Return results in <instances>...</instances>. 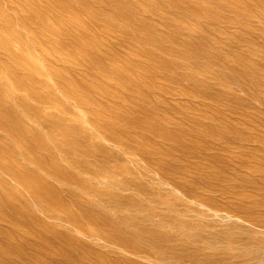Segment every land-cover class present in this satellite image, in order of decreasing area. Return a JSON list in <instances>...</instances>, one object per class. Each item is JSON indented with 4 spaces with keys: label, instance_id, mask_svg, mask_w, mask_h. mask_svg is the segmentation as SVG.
Listing matches in <instances>:
<instances>
[{
    "label": "rangeland",
    "instance_id": "obj_1",
    "mask_svg": "<svg viewBox=\"0 0 264 264\" xmlns=\"http://www.w3.org/2000/svg\"><path fill=\"white\" fill-rule=\"evenodd\" d=\"M4 2H5V6H6V8H8V9H16V10H19V9H17V8H20V7H22V5H24L27 1L30 3V4H33V6H35V7H37V8H39V9H41V13H42V15L41 16H44V18L46 17L47 18V20L48 21H45L46 23H38L40 26H38V27H36V25H35V27L34 26H30V28L28 27V28H22L24 31L26 30L27 32H24L22 29H20V28H17L18 26H14V27H5V26H2V20H1V18L2 17H0V89H1V87H2V90L4 91V92H1L0 93V100H1V103H0V109L2 110V111H0V122L2 121V123H0V135H1V137L0 138H3L2 137V135L4 136V138H5V136H6V139H2L3 141H5L6 143L4 144L3 143V141H1V139H0V162H2L1 163V165H0V182L2 183H0V191L2 192H0V194H3V193H7L6 195L5 194H3L4 196H6V197H3V195H0V199H2L1 201L3 202H0V229H1V231L2 232H0V239H2V238H7V239H9V240H4V239H2V240H0L1 242H0V259L2 260V262H1V260H0V264H73V262H74V264H109L108 262H110L111 264H156V256H155V254L154 255H152V252H151V255L149 254V252H150V250H147L146 249V247H140V246H143V244H141V245H137L136 247L134 246V249H132V248H129V246H128V248L127 249H129L130 250V252L131 251H135V253L136 252H138V249L140 248V250H139V253H136V255L135 254H132L133 256H134V258H132L131 257V255H130V252H128L127 253V250H126V247L127 246H124V245H122V244H120V243H118L119 245H117V244H115V246H118L117 248V250H116V248L113 246V247H111L112 246V244L111 243H113L112 241H111V239H115V236H113L114 234H115V232H116V238H117V235L119 236V238H117V241H121V240H123L122 238H126L125 239V241H128L129 242V239L130 238H128L126 235H124V234H121V230H120V233L119 232H117V230L119 229V228H116V230L115 229H113V228H111V227H109L108 228V230H107V228H102V226L100 227V226H98L99 225V222H100V220H96V221H93L94 219H96L95 217H96V215L95 214H97V213H101V210L103 209L104 211H106V210H109V209H111V208H108L107 209V207L105 208V206L104 205H98L97 207L96 206H93L94 208H93V212H97V213H93L91 210H92V206L90 207L91 208V210H90V208L88 209V204L86 205V203H85V206L87 207V208H84V200L85 199H83L82 197H81V195L82 194H86L87 196H88V194H89V196H91L90 198H93L92 200H94V201H102L101 199H103L104 197V195L103 194H101L102 193V191L103 192H105V193H107V191H111L112 193H114V194H118V195H122V196H134V197H137V198H142V200L144 199V197L142 196V195H144L145 196V203H147V208L148 209H152V212L153 211H155L156 213L155 214H157L158 213V217H160V215L162 214V217H166L165 215H167L168 217H171L172 218V216H173V218H176V219H179V220H181V219H183V220H185V221H187V220H190V218L192 219V218H194V216L193 215H195L196 214V212L194 213V211L193 210H197V208H198V206L196 205V204H190V203H188V202H185L183 199H182V197H189V198H191V199H195L197 202H200V203H203V204H205V205H213L212 203H211V201H212V197L215 199V200H217L219 203H222L221 205H222V207L223 208H227V209H231L230 211H231V213H233V212H236V213H233V214H235V216H237V217H239V216H241V217H239V218H241V220L242 221H244V222H246L245 220H250V219H252V220H250L251 222H254L253 221V219H257V218H262V219H264V217H261V216H264V215H262V214H264V212H262V211H264V185H262V184H260L261 182H264V179H262V178H264V177H260V174L259 175H255V177H257V176H259V177H257V178H259V179H256V178H254V174L253 173H255L254 172V170H257V169H259V170H261L262 169V167H264V146H261V143H262V145H264V141H260V142H258L259 140H262V139H264V137H261V136H264V134H259V133H264V127H262L261 125V127L259 126V125H257V124H260V122H262V123H264V120H262V119H264V117H262V116H264V102H261L262 100H264V97H262L261 95H264V92H262V91H264V90H261L262 88L261 87H264V86H262V85H264V83H262V82H264V80H262V78H264V76H262V75H264V74H262V72H264V71H261V70H264V69H262V68H264V65H262V64H264V62H262L261 60H260V57H259V55L261 56V55H264V50H261L260 51V49H264V47H262V46H264V44H262V42L261 41H264V39H262V40H260L261 38H264V33H260V31L262 30V32H264V28H262V27H264V26H262V25H264V23H262V22H264V21H261L260 19L261 18H264V15H261L260 16V14H264V11H262V10H264V9H262V8H264V4H262V3H260L261 1H259V0H251V1H253L252 3H251V1L250 0H245V1H249L248 3H246L245 1H243V0H237V2H235L236 0H234V2H232L233 0H218V1H216V0H213V1H215V2H211V0H204V2L202 1V0H184V2H183V5H186V6H183L184 8L182 9V1H181V5H178L177 6V4H180V2H179V0H178V2L179 3H177V0H173L174 1V3L176 2L177 4L175 5V6H177V7H180L179 9L181 10L180 12H179V10H175V8H174V10H172L173 8L171 7H169V9H168V7L167 6H165V4H166V2H170L169 0H167L166 2H165V0L163 1H160V3H162V5L161 6H163V7H165L166 9H164L163 7H159L158 9L161 11L162 10V12L165 14V15H167L168 14V12H167V10L169 11V17H171V15L173 14L172 12L174 11V14H175V16L176 15H178V18L176 17V20H174L175 19V16H174V18L173 17H171L170 18V20H171V22H170V20L168 19L169 17H168V15L166 16V20H165V18H164V21H166V22H163L162 21V19H161V22H160V20L158 19V17H157V15H153L152 16V14H147V12H145V13H142L139 9H135V10H128V12H127V10L126 9H124V8H120V9H123V11L122 10H120V12H118L119 10H118V6H116V5H114L113 4V2H112V0H14V1H16V2H14V1H12L13 3L11 4L10 3V0H7V1H9V2H7L6 0H3ZM45 1V2H44ZM49 1H50V3H49ZM57 1V2H56ZM80 3H79V2ZM91 1V2H90ZM135 1H137V2H139V3H137L138 4V6L139 5H141V6H149V7H147V8H149L150 9V7H152L151 9H150V12L151 11H153L154 9H156L157 10V7H158V5H160V3H158V4H155V7H154V3H156V2H153L152 3V1H150L149 3L148 2H144L143 0H135ZM154 1H156V0H154ZM159 1V0H158ZM172 1V0H171ZM173 1L171 2L172 4H174L173 3ZM209 1V2H208ZM219 1H220V3H219ZM229 1V3H227ZM240 1V2H239ZM60 2V3H59ZM165 2V3H164ZM193 2V3H192ZM196 2V3H195ZM201 4H200V3ZM216 2H217V5H218V3H219V6L221 5V2L225 5V6H222V10H223V12H222V10H220V8H219V10L220 11H218V7L219 6H217V5H215L216 4ZM239 2V3H238ZM242 2V3H241ZM245 2V3H244ZM256 2H259V3H256ZM262 2H264V1H262ZM49 3V4H48ZM57 3V4H56ZM107 3V4H106ZM164 3V4H163ZM170 3V4H171ZM188 3V4H187ZM211 3H215L214 4V6H212V4ZM255 5V7L256 8H254V7H252V5ZM52 4V5H51ZM104 4H106V5H104ZM152 4H153V6H152ZM169 3H167L166 5H168ZM209 4V5H208ZM231 4H235L234 6L233 5H231ZM239 4V5H238ZM241 4H243V5H245V6H243V8L245 7V9L246 8H248V6H249V9L250 8H253V9H250V10H248V9H246V10H248V12L250 13V12H252L251 10H253V11H255L256 9H258L257 11H255L254 12V14L252 13V15L250 14V17H248V18H246V17H242L243 16V13H242V11L240 10L239 11V7L240 8H242L241 6ZM257 4H260V5H257ZM10 5V6H9ZM50 5V6H49ZM157 5V6H156ZM188 5H190V6H188ZM201 5H203V6H206L205 7V9H204V7L203 6H201ZM251 5V6H250ZM0 6L2 7V6H4V3L2 2V0H0ZM45 6V7H44ZM49 6V7H48ZM93 6V7H92ZM102 6V7H101ZM114 6V7H113ZM198 6H201V7H198ZM237 7L236 9H234V7ZM262 6V7H261ZM154 7V8H153ZM212 7V8H211ZM223 7H225V10H226V12H230L231 10V14L229 13V14H227L226 12H225V10L223 9ZM116 10H115V9ZM162 8V9H161ZM200 8V9H199ZM204 9V11H203V9ZM208 8H209V10L210 9H213V11H209L208 10ZM8 9L5 11V9H3L2 11L4 12V14L3 15H1V16H6V14L8 15L9 14V12H8ZM47 9V10H46ZM75 9V10H74ZM262 9V10H261ZM103 10V11H102ZM105 10V11H104ZM115 10V11H114ZM164 10V11H163ZM166 10V11H165ZM199 10V11H198ZM201 10H202V12L203 13H201ZM216 10V11H215ZM237 12H235V11ZM125 11V12H124ZM132 11H133V15L131 14L132 13ZM172 11V12H171ZM207 11H209L208 13H204V12H207ZM216 13H215V12ZM8 12V13H7ZM68 13V15H67V13ZM135 12V13H134ZM139 12H141V13H139ZM211 12V13H210ZM217 12H219V14L221 15V14H224V16L223 15H221L222 17H219L218 15V13ZM225 12V13H224ZM260 12V13H259ZM56 13V14H55ZM83 13V14H82ZM138 13V14H137ZM167 13V14H166ZM172 13V14H171ZM200 13H201V15H203V14H206V15H203L202 16V18H201V15H200ZM240 13H242V14H240ZM257 15H259V16H257ZM259 13V14H258ZM52 15V17H51V15ZM112 14L114 15V16H112ZM128 14V15H127ZM134 14H135V16H134ZM190 14V15H189ZM195 16H194V15ZM207 14H208V16H209V18H207ZM211 14H212V17L213 16H216V17H213V18H216L215 20H213V19H211L212 17H210L211 16ZM237 14H240V15H236ZM58 15V16H57ZM67 15V16H66ZM92 15H94V17L92 16ZM127 15V16H126ZM149 16V18H150V23H151V25H153V26H142V28H140L141 27V25H140V23L138 24V22L140 21V19L139 20H137L139 17L141 18V16H142V18H141V20L143 19V17L144 18H146L147 16ZM151 15V16H150ZM193 15V16H192ZM255 15V16H254ZM23 16H25L26 17V15H25V13H23V14H21L20 16H18V20H17V22H20V21H22L21 19H22V17ZM137 16V17H136ZM182 16V17H181ZM228 16V17H227ZM244 16H246V15H244ZM253 16V17H252ZM64 17V18H63ZM133 17H135V18H137V19H134ZM184 17H186V18H184ZM255 17H256V20H254L255 19ZM258 17H260V18H258ZM88 18H90V19H88ZM148 17H147V19H149ZM153 18V19H152ZM160 18V17H159ZM195 18H197V19H195ZM206 20H205V19ZM222 18H224V19H222ZM230 18V19H229ZM252 20V22H254L255 24L253 25V23H250L251 22V20ZM252 18H254V19H252ZM67 19V20H66ZM121 19V20H120ZM146 19V20H147ZM156 19H158V20H156ZM190 21L191 20V22H189L188 20ZM220 20L221 21V23H223L224 24V22H222L223 20L224 21H226V22H228V20H225V19H229V22H231V21H233V20H231V19H234L235 20V23L233 22V24H230L229 23V25H226V24H224V25H226L225 27H224V25L223 24H221L219 21L217 22V20ZM244 19V20H243ZM249 19V20H248ZM51 22H50V21ZM72 20H75V21H78V24L79 25H71L70 23L72 22ZM116 20V21H115ZM143 20H145V19H143ZM154 22V20H156L155 22L158 24L157 26L159 27V24H164V23H166L165 24V26L164 27H166V25L167 26H169V28L168 29H165L164 27H162V26H160V28L162 27V28H164V29H162V31L164 30V31H167V32H162L161 33V31H158V34H159V36L160 37H163L161 40H160V37L159 36H157V34L156 35H154V32L153 31H155V32H157V30H161L160 28H158V27H156L154 24H153V22ZM169 20V21H168ZM179 20V22L180 23H183V21H184V23L183 24H185V27L182 29V28H179L176 24H175V22H177ZM185 20H187V21H185ZM195 20V21H194ZM208 20H210V22L208 21ZM262 20H264V19H262ZM114 21V22H113ZM135 21H137L136 23H137V25H135L136 23H135ZM172 21H173V25H171L172 24ZM182 21V22H181ZM195 23V25H194V23ZM248 21H250V22H248ZM258 21H260V23L258 22ZM16 22V21H15ZM113 22V23H112ZM134 24H133V23ZM197 22V23H196ZM198 22H201V23H204V25L203 24H200L199 23V25H198ZM237 22V23H236ZM170 23V24H169ZM239 23V24H238ZM262 23V24H261ZM16 24V23H15ZM53 24V25H52ZM191 24H193V26L192 27H190V25ZM206 24L208 25V26H206ZM213 25V26H211V25ZM238 24V25H237ZM244 24H247V25H244ZM257 24V25H256ZM259 24V25H258ZM110 25V26H109ZM114 25V26H113ZM171 25V26H170ZM217 25H218V27L220 28L221 27V29H219L218 30V28H217V30L221 33V35H220V33L218 32V31H216V29H214V28H216L217 27ZM233 25V26H232ZM260 25H261V27H260ZM79 26V27H78ZM82 26L84 27V28H82ZM173 26H175V28H174V30L173 31H175L176 30V28H178L176 31H177V34H175V32L173 33V31H171L172 30V28H173ZM199 26V27H198ZM206 26V27H205ZM210 26V27H209ZM214 26H216V27H214ZM229 26V27H228ZM232 26V27H231ZM244 26V27H243ZM245 26H246V28H245ZM250 26V27H249ZM255 26V27H254ZM259 28H257V27ZM107 27V28H106ZM188 27V28H187ZM194 27H196V28H194ZM200 29V30H204V27H205V30L206 31H204L203 32V30L202 31H200L198 28ZM201 27V28H200ZM212 27V28H211ZM227 27V28H226ZM102 28V29H101ZM150 28H152V29H150ZM154 28H155V30H154ZM156 28H158L157 30H156ZM167 28V27H166ZM193 28V29H192ZM226 29V31H228V32H230V33H228V34H226V35H228V36H230L229 34H231V36L233 37V34H234V36L235 37H242V36H239V35H243L244 36V39H246L245 37L247 36L246 34H251V35H248V37H247V39L246 40H248V39H251V40H249V42H250V46L252 47H250L249 46V48L247 47L246 48V46L247 45H245V44H242V45H244L243 46V48L242 47H240L239 48V46L237 45L238 43L236 42V41H233L232 43H235L236 42V44H231V43H229V45L227 44L228 42H226V44L225 45H223L224 43H221V41L223 42L224 41V39H221V38H224V35H225V33H227V32H225L224 30H222V29ZM231 28H232V30H231ZM260 28H261V30H260ZM31 29V30H30ZM35 29V30H34ZM110 29V30H109ZM129 29V30H128ZM145 29H146V31H145ZM182 29V30H181ZM191 29V30H190ZM211 29H213V32H212V30ZM228 29V30H227ZM230 29V30H229ZM235 29H237V30H235ZM255 31H254V30ZM1 30H2V32H1ZM97 30H99V31H97ZM131 30V31H130ZM249 30V31H248ZM30 33H29V32ZM45 31V32H44ZM127 31V32H126ZM132 31H134V32H132ZM142 31V32H141ZM179 31V32H178ZM215 31H216V34H215ZM222 31V32H221ZM234 31H235V33H234ZM236 31H237V33H236ZM240 31H242V32H240ZM145 32V33H144ZM148 32H149V34H148ZM168 32H170V33H168ZM173 34H175V35H173ZM197 34H196V33ZM207 32V33H206ZM210 34H209V33ZM232 32V33H231ZM245 32V33H244ZM256 32H258V33H256ZM24 33H26V34H29L28 36H25V34ZM122 33V35H117V34H121ZM133 33H135V34H133ZM161 33V34H160ZM167 35H166V34ZM180 33H182L183 34V36H184V38H183V36L180 34ZM192 33V34H191ZM203 33V34H202ZM204 33H206V34H204ZM213 33V34H212ZM218 33V34H217ZM222 33H224V34H222ZM253 33H256L259 37L257 38V35L256 34H254L255 35V37L258 39V41L260 40V42H261V45H260V42H258L257 40H256V38H253L254 37V35H253ZM260 33V34H259ZM33 36H32V35ZM111 34H112V36H111ZM125 34H128V35H125ZM153 34V38L154 39H152L151 38V35ZM163 34H164V36H163ZM179 34V35H178ZM186 36H185V35ZM202 36V38L199 36ZM207 34H209L210 35V39H212V41H210V40H207V39H209V38H207ZM165 35L167 36V37H165ZM168 35H171V36H168ZM192 35V36H191ZM203 35H205V37H203ZM214 35H218V37H220V38H217L216 36H214ZM253 35V36H252ZM95 36V37H94ZM116 36H117V38H116ZM127 36V37H126ZM139 36V37H138ZM157 36V37H156ZM182 38H181V37ZM223 36V37H222ZM250 36H251V38H250ZM27 37H29V38H27ZM134 38L132 41H131V39L130 38ZM188 37V38H187ZM191 37H193V38H191ZM200 37V38H199ZM215 37V38H214ZM32 38V39H31ZM110 38V39H109ZM140 38H142V41H139V39ZM165 38V39H164ZM173 39V40H168V39ZM176 38V39H175ZM204 38L206 39V40H204ZM216 38H217V40H216ZM253 38V39H252ZM27 39H29V40H27ZM112 39V40H111ZM143 39L146 41V40H148L149 42H145V41H143ZM189 39V40H188ZM191 39H192V41H191ZM221 39V40H220ZM100 40V41H99ZM115 40V41H114ZM141 40V39H140ZM164 40V41H163ZM178 40V41H177ZM187 41V42H189V41H191L192 43H196V44H193L192 45V43L191 42H189V44H187V42H185V41ZM197 42H196V41ZM201 40V41H200ZM203 40L204 41H206L205 43L203 42ZM216 40V41H215ZM99 41V42H98ZM117 41V42H116ZM131 41V42H130ZM150 41H151V43H150ZM170 41H174L173 43L172 42H170ZM182 41V42H181ZM212 42V44L210 43V42ZM257 41V42H256ZM16 44H15V43ZM33 42V43H32ZM53 42V43H52ZM56 42V43H55ZM125 42V43H124ZM139 42H141V43H144L145 42V44L147 43V45H145V44H141V43H139ZM166 42H168V43H166ZM186 44H185V43ZM203 42V43H202ZM207 42L209 43V44H207ZM216 42H217V47L219 46V44H220V46L219 47H221V48H223V50L225 49L226 50V48L227 47H225L226 45L227 46H229L228 48H227V50H229L228 52L227 51H222L221 50V48L219 49V47H218V49H216L217 50V52H215L216 50H214L215 49V47L216 46H214L213 44H215L216 45ZM220 42V43H219ZM254 44H253V43ZM108 44V45H106V44ZM159 43V44H158ZM181 43V45H179ZM5 44H7L8 45V47H10V48H12V50L13 51H15V54H18L16 57H14V58H12V59H6L5 57H4V46H5ZM27 44V45H26ZM55 44L57 45V47L55 46ZM94 44V45H93ZM136 44H141L142 45V47H138ZM148 44H150V45H148ZM174 44H175V46L177 47H175L174 46ZM177 44V45H176ZM205 44H207V45H205ZM222 44V45H221ZM4 45V46H3ZM12 45H14V46H12ZM19 46V47H21V49H19V47H17V46ZM54 45V46H53ZM111 45V46H110ZM113 45V46H112ZM136 45V46H135ZM167 45V46H166ZM178 45H179V47H178ZM182 45H183V47H182ZM191 45V46H190ZM195 45H197V46H195ZM209 45V46H208ZM213 46L212 48L213 49H211V48H209V47H211V46ZM232 45V46H231ZM235 46V48H233L232 50H231V48L232 47H234ZM236 45L238 46V48L236 47ZM241 45V44H240ZM33 46V47H32ZM106 46V47H105ZM108 46V47H107ZM144 46V47H143ZM167 47L166 48V50H165V48L164 47ZM180 46L182 47V48H185L184 50H182V48L180 49ZM193 46H195V47H197V49L196 48H193ZM201 46V47H200ZM207 46V47H206ZM225 48H224V47ZM31 47V48H30ZM97 47V48H96ZM105 47V48H104ZM118 47H120V48H118ZM163 47V48H162ZM186 47H187V51H186ZM260 49H259V48ZM262 47V48H261ZM14 48H15V50H14ZM25 48H27V49H25ZM34 48V49H33ZM59 48V49H58ZM107 48H110L112 51H110L109 49L107 50ZM116 48H118V49H120V50H118V49H116ZM153 48V49H152ZM170 48V49H169ZM190 48H191V50L192 49H195V52L196 53H193V55H192V53H190L191 51H190ZM255 48H257V49H255L256 51H257V53H254V52H256L254 49ZM149 49V50H148ZM189 49V50H188ZM202 49V50H201ZM237 51L238 49H242L243 51L244 50H246L245 52H244V56H242V54L243 53H241V51H237L238 52V57H242L244 60H248L247 62H245L244 63V65L243 66H245V67H241L240 65H237L234 61H235V57H237V54L235 55V53H237L235 50ZM247 49L249 50L248 52H247ZM22 52H21V51ZM97 50H101V53L100 52H97ZM174 50V51H173ZM200 50L202 53H204L205 52V50H206V52L204 53V55H202L201 54V52L199 53L198 51ZM231 50V51H230ZM252 52H251V51ZM34 51V52H33ZM110 51V52H109ZM127 51V52H126ZM137 51V52H136ZM159 51V52H158ZM170 51V52H169ZM214 53H213V52ZM242 51V52H243ZM258 51H260V53L258 52ZM24 52V53H23ZM31 53L30 54V56H29V54L28 53ZM129 52V53H128ZM168 52V53H167ZM186 52V53H185ZM188 52V53H187ZM194 52V51H193ZM239 52L241 53V55L239 54ZM252 54H251V53ZM28 55H27V54ZM54 53V54H53ZM126 53V54H125ZM174 53V54H173ZM190 53V54H189ZM206 53H209V55H214V56H212V57H214V58H211V60L208 58V56H207V54ZM218 55H216V54ZM219 53V54H218ZM225 56V57H227V59L229 58V60H231V61H228V60H226V63L224 64V65H227V66H223L222 64V62H225L222 58H221V55L222 54ZM227 53H229V54H227ZM230 53H231V55H230ZM234 53V54H233ZM248 53V54H247ZM195 54L196 55H198L197 57L195 56ZM202 55V57H203V59H202V57H201V55ZM227 54V55H226ZM232 54L235 56H233V57H231L232 56ZM250 54H251V56H250ZM27 55V56H26ZM42 55V56H41ZM111 55V56H110ZM193 57H192V56ZM229 55H230V57H229ZM249 55V56H248ZM166 56V57H165ZM253 56H255V57H253ZM32 57V58H31ZM112 57V58H111ZM136 57V58H135ZM139 57V58H138ZM177 57V58H176ZM196 57V58H195ZM198 57H200L199 59H198ZM217 57H218V59H217ZM256 57H257V59H256ZM38 58H39V60L41 59V62H42V64L39 62V60H38ZM47 58V59H46ZM160 58V59H159ZM222 59V62H220V60ZM252 58H255V59H252ZM1 59H3V60H1ZM35 59H37V60H35ZM119 60L118 61V63H117V60ZM138 59V60H137ZM179 59H181V60H179ZM220 62V63H218L217 62V60ZM233 59V60H232ZM47 60V61H46ZM127 60V61H126ZM163 60V61H162ZM209 60L211 61V62H213L212 64H211V62H209ZM214 60V61H213ZM255 60V61H254ZM76 61V62H75ZM116 61V62H115ZM171 61V62H170ZM251 62V63H248V62ZM40 63L41 65H42V67H38L37 65H38V63ZM128 62V63H127ZM136 62V63H135ZM203 62H205L206 64H203ZM231 62L233 63V66H232V64H231ZM256 62V63H255ZM70 63V64H69ZM117 63V64H116ZM200 63L201 64H203L202 65V67L200 66ZM209 63V64H208ZM219 65H218V64ZM222 63V64H221ZM230 63V64H229ZM246 63H248V65L249 64H253L254 65V70L252 71V73L254 72L255 74H253L254 75V77L256 78V79H254V77H253V79L252 80H250L251 78H252V74H250V72H248V69H247V67L246 66H248ZM262 63V64H261ZM8 64V65H7ZM121 64V65H120ZM145 64V65H144ZM192 66H191V65ZM220 64L222 65V67L220 66ZM259 64H261V65H259ZM4 65V66H3ZM53 65H55V66H53ZM185 65V66H184ZM209 65V66H208ZM211 65H213L212 67H211ZM214 65H215V67H214ZM229 65H230V67H233V68H231V70H233V71H230L229 70V72H231V74H229V72H228V68H230L229 67ZM235 65V66H234ZM135 66V67H134ZM188 66H191V67H189V68H191L192 69V67L194 68V69H192V70H194V72H192L191 73V69H189L188 68ZM196 66H199V67H197L196 68ZM218 66H220V67H218ZM240 66V67H239ZM261 66H262V68H261ZM74 67V68H73ZM128 67V68H127ZM139 67V68H138ZM206 67V68H205ZM209 67L211 68V70H209ZM224 67H225V69H224ZM228 67V68H227ZM235 67V68H234ZM237 67H239V68H237ZM258 67V68H257ZM260 67V68H259ZM42 68L44 69L43 71H42ZM81 68V69H80ZM184 68V69H183ZM196 68V69H195ZM202 68V69H201ZM220 68H222V69H224V70H227V72L226 71H224L223 72V70L222 69H220ZM242 68V69H241ZM139 69V70H138ZM142 69V72L140 71ZM188 69V70H187ZM212 69H214V71L212 70ZM237 69V70H236ZM244 69H246V70H244ZM16 70V71H15ZM87 70V71H86ZM137 70V71H136ZM190 70V71H189ZM203 72H202V71ZM222 70V71H221ZM239 70V72H240V74L241 75H237L236 73H238L239 74V72H237ZM78 71V72H77ZM144 71V72H143ZM154 73H153V72ZM200 71V72H199ZM218 71H221V73H218L217 75L215 74V73H217ZM242 71V72H241ZM63 72V73H62ZM146 72V73H145ZM152 72V73H151ZM160 72H162V73H160ZM225 72H226V74H229L228 76L226 75V78H225V80H223L224 78H222L221 80H217L216 78H219V77H221L220 76V74H224L225 75ZM234 72V73H233ZM259 74H258V73ZM18 73V74H17ZM191 73V74H190ZM194 73H196V74H194ZM202 73V74H201ZM212 73V74H211ZM257 73V74H256ZM49 75V77H50V79L48 78V76L47 75ZM139 74V75H138ZM152 74V75H151ZM154 74H156V76L154 75ZM199 74L202 76V75H204V76H199ZM213 74H215V76H216V78H214V75ZM222 74V75H223ZM233 74H235L234 76H233ZM243 74V75H242ZM250 74V75H249ZM76 75H79L78 77L76 76ZM85 75H87V76H85ZM138 75V76H137ZM158 75V76H157ZM193 75V76H192ZM210 75H211V78L214 80H212V79H210ZM213 75V76H212ZM247 75H249V76H247ZM256 75V76H255ZM260 75H261V78H259L260 77ZM47 76V77H46ZM77 78H76V77ZM144 76V77H143ZM161 76V77H160ZM192 78H191V77ZM197 76H198V78L199 79H201V83H197ZM230 76H232V77H230ZM237 76V77H236ZM247 77V78H250V76H251V78L250 79H246V81L244 80V78L243 77ZM257 76H259V77H257ZM31 77V78H30ZM38 77V78H37ZM81 77V78H80ZM121 79H120V78ZM225 77V76H224ZM235 77V78H234ZM240 77H241V79H240ZM245 77V78H246ZM46 78H48V79H46ZM83 78V79H82ZM112 78V79H111ZM190 78H191V80H190ZM194 78V79H193ZM207 78H209L211 81L210 82H212L211 84H210V82H209V80L207 79ZM229 78H233L234 79V81L236 80V78H238L239 80H237V81H235V83H233V79H230V81H227V80H229ZM27 79V80H26ZM121 81H120V80ZM145 79V80H144ZM169 79V80H168ZM196 79V80H195ZM257 79H260V80H262V81H260V80H257ZM31 80H36V82L38 83V81L40 82V84L43 86H41V85H37V84H33V81H31ZM51 80H52V84H51ZM83 80V81H82ZM223 80V81H222ZM242 80L245 82L244 83V85H243V83H242ZM247 80H249L248 82L249 83H247ZM50 81V82H49ZM149 81H151V83L149 82ZM163 81V82H162ZM217 81V82H216ZM222 82V84H219L218 82ZM232 81V89H231V86L230 85H228V82H231ZM239 81H241V82H239ZM26 83V84H24V83ZM45 82V83H44ZM47 82V83H46ZM95 82V83H94ZM118 82V83H117ZM148 82V83H147ZM153 82V83H152ZM167 82V83H166ZM209 82V84H207ZM215 82H216V84H215ZM220 82V83H221ZM224 82H225V84H224ZM236 82H237V85H236ZM260 83V85L258 84V83ZM21 83H23V84H21ZM30 83V84H29ZM32 83V84H31ZM34 83H35V81H34ZM44 83V84H43ZM55 83V84H54ZM252 83V84H251ZM253 83L254 84H256V85H258V87H256L255 85H253ZM28 84V85H27ZM46 84V85H45ZM84 84V85H83ZM121 84H122V86H121ZM141 84V85H140ZM143 84V85H142ZM147 84V85H146ZM148 84H150V87H148ZM151 84L153 85V86H151ZM212 84H214V85H212ZM234 84V85H233ZM248 85V84H251L252 86H254L252 89L254 90V88H255V91H256V89H258L259 88V90H257L256 92V94H255V91H253L251 88H250V90H249V87H251L250 85H249V87L247 86L246 87V85ZM44 85H45V87H44ZM81 85V86H80ZM99 85V86H98ZM106 85V86H105ZM140 85V86H139ZM202 85H207V86H205V87H207L206 88V90L207 91H205L204 89H205V87L203 88V90H204V92H203V90H202ZM226 85H228L227 86V88H226ZM241 87H240V86ZM23 86V87H22ZM28 87V89H27V87ZM37 86V87H36ZM61 88H60V87ZM104 86V87H103ZM108 86V87H107ZM210 86V87H209ZM219 86V87H218ZM236 86H238L237 87V90L238 89H242L243 88V86H244V88L241 90V91H243L242 93H240L241 91H237L236 90ZM261 86V87H260ZM24 87H25V92L23 91V89H24ZM40 88V90H38L39 88ZM123 87V88H122ZM200 87V88H199ZM215 87V88H214ZM240 87V88H239ZM246 87V88H245ZM23 88V89H22ZM36 88V89H35ZM43 88V89H42ZM45 88V89H44ZM48 88L50 89V91L51 92H49V90H48ZM118 88V89H117ZM160 88V89H159ZM218 88V89H217ZM229 88V89H228ZM235 88V89H234ZM31 89H32V91H34L35 93V99H34V94L32 95V91H31ZM41 89H42V91H43V93L41 92ZM198 89V90H197ZM199 89H200V91H199ZM215 89L219 94H216V91H215V93H212V95H211V92H214L213 90ZM246 89H248V90H246ZM29 90H30V93L29 94H27L28 92H29ZM46 90V91H45ZM98 90V91H97ZM105 90V91H104ZM141 90V91H140ZM179 90V91H178ZM219 90V91H218ZM40 91V92H39ZM48 91V92H47ZM60 94H58L57 92ZM103 91L104 93H101V92ZM142 91L144 92V93H142ZM151 91V92H150ZM189 91H191V92H189ZM249 91V92H248ZM258 91H260V92H262V94L260 95L261 97H262V100H261V97H260V99H259V94H260V92H258ZM24 92V93H23ZM32 92V93H31ZM110 92V93H109ZM146 92V93H145ZM194 92V93H193ZM196 92V93H195ZM206 92V93H205ZM210 92V93H209ZM221 92H224V94L223 93H221ZM227 92H228V95H230V93L229 92H231V94L233 95V93H235L236 92V94H234L233 96L232 95H230V96H227L226 94H227ZM239 92V93H238ZM252 93L253 95H255V98L257 99H255L254 98V96L250 93L249 95L248 94H245V93ZM40 93V94H39ZM47 93H49V95H50V93H51V96H48L47 95ZM95 93V94H94ZM113 93H114V95H113ZM122 93V94H121ZM136 93V94H135ZM203 93H205V95L203 94ZM30 94L32 95V96H30ZM38 94V95H37ZM42 94H44V95H42ZM46 94V95H45ZM105 94V95H104ZM156 94H158V97H157V95ZM162 96H161V95ZM165 94V95H164ZM191 94V95H190ZM193 94H194V96L196 97H193ZM202 94H203V96H202ZM207 94V95H206ZM215 96H214V95ZM238 94V96H236V98H232V97H235V95H237ZM242 94L244 95V98H245V100L244 101H242V98H243V96H242ZM42 95V96H41ZM54 95H56V97L54 96ZM96 95V96H95ZM117 95H119L120 96V99H119V97L118 98H116V96ZM208 95L210 96L209 98H208ZM218 95H220V96H218ZM227 96V97H229V98H227V97H224V96ZM239 95H241V97L242 98H240L239 97ZM247 95V96H246ZM253 96L252 98L251 97H248V96ZM57 96L59 97V99L57 98ZM126 96H128V98L126 97ZM133 96V97H132ZM155 96V97H154ZM159 96H160V98H159ZM213 96V97H212ZM218 96V100L216 99V97ZM221 96H223L222 98H221ZM31 97V98H30ZM33 97V98H32ZM51 97V98H50ZM53 97V98H52ZM82 97V98H81ZM126 97V98H125ZM144 97V98H143ZM203 97V98H202ZM219 97H220V99H219ZM239 97V98H238ZM37 98V99H36ZM49 98V99H48ZM125 98V99H124ZM164 98V99H163ZM188 98V99H187ZM198 98V99H197ZM207 98V99H206ZM225 98L226 99H228V100H225ZM232 98V99H231ZM238 98V99H237ZM51 99V100H50ZM65 99V100H64ZM129 99V100H128ZM141 99V100H140ZM205 99V100H204ZM236 99V100H235ZM258 99L260 100L259 102H260V104L262 103V105H260L259 104V102H257L258 101ZM81 100V101H80ZM85 100V101H84ZM107 100L109 101V102H107ZM136 100H137V102H136ZM144 100V101H143ZM225 100V101H224ZM239 100H241V101H239ZM114 101L116 102L115 104H114ZM122 101V102H121ZM188 101V102H187ZM194 101H195V103H194ZM199 101L201 102V103H199ZM205 101V102H204ZM207 101H209V102H207ZM213 101H214V103L216 104L217 102V104H216V106H214L215 107V109L213 108V105H215L214 103H213ZM226 102V101H228L227 103H229V101H230V103H232L233 104V106L231 107V106H229L228 105V109L229 108H233L234 106L236 107V106H238L239 105V107H242V105H244V107H245V105H246V107H245V109L244 110H246V108H248V110L247 111H245V112H243L242 110V108H244V107H242V108H239V107H237V108H239L238 110H237V108H233L234 110L232 111L233 113H231V110L232 109H229V110H227L226 108H227V103H225V105L226 106H223L224 104L222 103V102ZM233 101H236V102H233ZM237 101H239L240 103H238ZM255 101V102H254ZM54 102V103H53ZM60 102V103H59ZM62 102H64V103H62ZM74 103V105H73V103ZM111 102H113V103H111ZM120 102V103H119ZM131 102V103H130ZM136 102V103H135ZM253 102V103H252ZM62 103V104H61ZM67 103V104H66ZM110 103V104H109ZM123 103V104H122ZM130 103V104H129ZM135 103V104H134ZM147 103V104H146ZM164 103H168V104H165V105H163ZM177 104V106H176V104ZM187 105H186V104ZM189 103H190V105H189ZM199 103V104H198ZM212 103H213V105H212ZM234 103H237L236 105L234 104ZM242 103V104H241ZM18 104H20V105H18ZM108 104V105H107ZM119 104L121 105V107H123V106H127L128 108H132V109H128L126 106L124 107V109H122L120 106H119ZM138 104V105H137ZM197 104H198V107H197ZM207 104V105H206ZM209 104H211L210 106H209ZM223 104V105H222ZM30 105H32V106H30ZM65 105V106H64ZM69 105V106H68ZM113 105V106H112ZM116 105H117V108H116ZM133 105V106H132ZM223 106L222 108H224V107H226L224 110L223 109H221V107H219L218 108V106ZM241 105V106H240ZM7 106V107H6ZM76 106L78 107V109L76 108ZM110 106H112V108L113 107H115V108H111ZM135 106H139L138 108L137 107H135ZM172 106V107H171ZM174 106H175V109L173 110L172 108H174ZM195 106V107H194ZM70 107V108H69ZM144 107V108H143ZM171 108V110H170V108ZM206 107V108H205ZM208 107V108H207ZM8 108H9V111H8ZM41 108H42V110H41ZM110 108V109H109ZM129 110V112H128V114H127V109ZM134 108V109H133ZM136 108V109H135ZM142 108V109H141ZM180 108V109H179ZM210 108V109H209ZM212 108V109H211ZM252 109V112L254 111L255 113L258 111V110H260V111H258L256 114H254V112L252 113V115H253V117H254V120L255 121H250V118H248V117H250V115H247V113H249V110L250 109ZM261 108V109H260ZM10 109H12V110H14V112L15 113H9V112H11V110ZM24 109V110H23ZM38 110V112L39 111H43L42 113L41 112H39V113H41V114H37L38 112H37V110ZM82 110L81 111V113L83 114L82 116L83 117H80V112L78 111V110ZM115 109H117V111L115 110ZM121 111H119V110ZM139 109V110H138ZM195 109V110H194ZM203 109H205V110H203ZM217 109H219L218 110V112L219 111H221V112H219V113H217L218 115H215V116H217V117H215L214 116V114H216L215 112H217ZM241 109V110H240ZM254 109V110H253ZM74 112L73 114L71 113L72 111ZM124 110H126V111H124ZM145 110V111H144ZM164 110V111H163ZM189 111L188 113H186L187 111ZM193 110V112H191ZM211 110V111H210ZM45 111V112H44ZM46 111H48V112H50V115L52 116V118H51V116H48L49 115V113L48 112H46ZM55 113H54V112ZM70 111V112H69ZM77 111H78V113H77ZM115 111V112H114ZM146 111H148V112H146ZM166 111V112H165ZM176 111V112H175ZM198 112V113H196V112ZM230 112L231 113V115H230V113L228 114V113H226L227 114V116H228V118H231V120L232 119H234L235 117V120H232V122H231V120H230V122H231V124H230V122H229V120H227V116H226V114H225V112ZM240 111V112H239ZM13 112V111H12ZM53 112V113H52ZM67 112V113H66ZM113 112L114 113H116V114H113ZM119 113V115H118V113ZM170 112H173V113H170ZM184 112V113H183ZM199 112L201 113V114H199ZM203 112V113H202ZM208 113V117H210V120H211V122H209L210 120H209V118L207 117V115H206V113ZM242 112L244 113V114H242ZM29 113V114H28ZM100 113V114H99ZM122 113V114H121ZM154 113V114H153ZM220 113H221V115L223 116V114H224V116L222 117L221 115H220ZM235 113V114H234ZM241 113V114H240ZM260 113H261V115H260ZM27 114L28 115H30V114H34L33 116H27ZM35 114H37L38 116H36ZM43 114V115H42ZM44 114H45V116H44ZM48 114V115H47ZM55 116V114H57V116H59L58 118H60L59 120H58V118L57 119H54L53 118V115ZM165 114V115H164ZM189 114H191V115H193V116H195V114H197L196 116H198V119H197V117H193V116H191V115H189ZM245 114H246V117H245ZM41 115H42V117L44 118H42L41 117ZM89 115V116H88ZM106 115H108V116H106ZM199 115H201V118L199 117ZM204 115H206V117L208 118V120L209 121H204L203 119H205V116ZM210 115V116H209ZM239 117H238V116ZM242 115H244V118L246 119V121H245V119H242L243 117H242ZM252 115H251V120H253L252 119ZM258 115H260V116H258ZM13 116V118H14V120L16 119V121H17V123H13L12 124V122H11V124L8 122L7 123V120L9 119V117H12ZM48 118H47V117ZM63 116V117H62ZM64 116H65V118H64ZM77 116V117H76ZM110 116H111V118H110ZM118 117V119L116 118L115 119V117ZM135 116V118H134V120H132L133 119V117ZM170 116V117H169ZM191 118H190V117ZM212 116H214V117H212ZM226 116V117H225ZM257 118H260V117H262L260 120H256V117ZM30 117H33L32 119L30 118ZM61 117H62V119H63V122L65 121L67 124H69L68 123V120H69V122H71L72 123V120H74L75 121V123H76V125L78 124L79 126H83L84 128H86V130L83 132L84 133V135L85 134H87V135H85V136H83L82 135V132L80 133V132H78L77 130H75L76 129V125H72V124H75L74 123V121H73V123L72 124H70V129H69V127H68V125H66L65 124V122L62 124V125H64L65 126V128H64V126H62L60 123H62L61 121H62V119H61ZM86 117V118H85ZM89 117V118H88ZM113 117V118H112ZM124 117H127V122L126 123H128V127H126L127 125H125L124 123H125V121H123L125 118ZM128 117H130V119L132 120V122L131 121H128L129 119H128ZM139 117V118H138ZM144 118V119H142V118ZM173 119H172V118ZM186 117V118H185ZM219 117H220V120H221V124H223L222 122H224L223 120L224 119H226V122H229V124L231 125H229V124H223V129H226V130H228V131H226V132H223V131H225V130H223L222 131V127L220 126V128H219V125H221L220 124V122H216L215 120H217V119H219ZM241 117V118H240ZM5 118V119H4ZM29 118V119H28ZM56 118V117H55ZM83 118V119H82ZM122 118V119H121ZM182 118V119H181ZM215 118V119H214ZM222 118V119H221ZM22 119H23V123H22ZM31 119V120H30ZM33 119H34V121H33ZM111 119V120H110ZM142 119V120H141ZM147 119L149 120V121H147ZM162 119V120H161ZM38 120V121H37ZM39 120H40V123H39ZM42 120L44 121V123L42 122ZM58 120V121H57ZM88 120V121H87ZM91 120V121H90ZM102 120V121H101ZM136 120H139V121H142L141 123H143V124H140L139 123V121L138 122H136ZM144 120V121H143ZM168 120V121H167ZM174 120V121H173ZM27 121V122H26ZM46 121H49L48 123L46 122ZM85 121V122H84ZM89 122V123H87V122ZM94 121H96V122H98V123H100L98 126H97V124H96V122H94ZM111 121V122H110ZM115 121V122H114ZM119 121H121V123H122V121H123V125L125 126V128H124V126L119 122ZM133 121H135V122H133ZM145 121H147V123L145 122ZM219 121V120H218ZM233 121H234V123H233ZM250 121V122H249ZM26 122V123H25ZM36 122V123H35ZM41 122H42V124H41ZM52 122V123H51ZM112 122H114V123H112ZM145 122V123H144ZM168 122V123H167ZM171 122V123H170ZM194 123V125L192 124V123ZM198 122V123H197ZM226 122H224V123H226ZM237 122V123H236ZM243 122V125H244V128H243V126L242 127H238V126H240V124ZM244 122H245V124H244ZM248 122V126H247V123ZM259 122V123H258ZM22 123V124H21ZM24 123L25 124H28L29 126H31V128L33 129V130H37L36 132H38V134H40L39 132H42V134H40L39 136H41L42 138H44V140L47 142L46 144H48V146L46 145V148L47 147H51V149L50 150H52L53 152H51L48 148V150L50 151V153H51V155H53V153H54V155L53 156H51L48 152H45V151H48L46 148L44 149V148H42L43 150H45V151H43L42 149H38V148H36L35 149V147L32 145V143L30 142V140H28L27 138H24L25 140L27 139V141H25V140H23V137L21 138V133L23 132H25V129L23 128V126L22 125H24ZM39 123V124H38ZM50 123V124H49ZM86 123H87V125H86ZM94 123V124H93ZM101 123H102V125H101ZM116 123V124H115ZM120 125H119V124ZM129 123L131 124L132 123V125H135V128L137 129V131H136V133L134 132L136 129L133 127V129H132V127L131 126H129ZM134 123V124H133ZM138 123V124H137ZM184 123H186L187 125H185L184 126ZM196 123H197V125H196ZM200 123L203 125V127L204 126H206V127H204V129L205 130H203L204 131V135L206 136H204L203 134H201L202 135V137H201V135L199 136V138H198V140H197V138H195L197 135H199L200 133H202V132H200V131H202L201 129H203L202 127L199 129V125H200ZM218 123V124H217ZM233 123V124H232ZM252 124V127H253V129H251L250 128V132L248 131V130H245L246 129V127L245 126H247V127H250L251 126V124ZM257 123V124H256ZM4 124H6V128L4 127ZM46 124L48 125H50V127H49V125L47 126V127H49L48 128V130H47V127H46ZM53 124H55V125H53ZM57 124V125H56ZM88 124H89V127H88ZM108 124V125H107ZM112 124H113V126H112ZM149 124V125H148ZM158 124H159V126H158ZM161 124V125H160ZM168 124V125H167ZM176 124H178V125H176ZM191 124V125H190ZM238 125V126H235V125ZM12 125V126H11ZM32 125H33V127H32ZM44 127H43V126ZM52 125V126H51ZM61 125V126H60ZM94 125V126H93ZM105 125H107V127L106 128H104L105 127ZM139 125L141 126V127H139ZM155 125V126H154ZM174 125V126H173ZM193 125V126H192ZM201 125V126H202ZM217 125H218V128H217ZM225 125H226V128H225ZM15 126H16V128H15ZM40 126H41V128H40ZM54 126V129L53 128H51V127H53ZM55 126H58L59 128H61V127H63V128H61V129H56V131H55V128H58V127H55ZM147 126V127H146ZM152 126V128L150 129V127ZM155 128H154V127ZM156 126H158V127H161L160 128V130H159V128H158V132L157 133H155L157 130H155L156 129ZM162 126H164V127H162ZM169 126V127H168ZM190 129H188L187 127ZM191 126V127H190ZM199 126V127H198ZM209 126H210V128H209ZM211 126H212V129H214V132L212 133V131L213 130H211ZM258 126V127H257ZM13 127V128H12ZM18 127V128H17ZM20 127V128H19ZM43 127V128H42ZM114 128V129H112V128ZM147 128V129H145V128ZM215 127V128H214ZM230 127V129H228ZM231 127H234L233 129H231ZM237 127V128H236ZM31 128H30V130H31ZM67 128V129H66ZM75 128V129H74ZM78 128V127H77ZM99 128V129H98ZM109 128V132L106 130V129H108ZM154 128V133H153V131H152V129ZM180 128V129H179ZM185 128V129H184ZM193 128V129H192ZM240 128H241V130H242V128H243V131L241 132V130H240ZM257 128L259 129V130H257ZM16 129V130H15ZM43 129V130H42ZM47 130V133L46 132H44V131H46ZM51 129V131L50 132H52L53 131V133H51L50 134V132H49V130ZM92 129V130H91ZM120 130L121 132H118V131H116V130ZM127 129H129V130H127ZM130 129H132V130H130ZM150 129V130H149ZM187 129V130H186ZM193 130V132L196 134V133H198L197 135H195L193 132H192V130ZM211 130V132H209V131H207V130ZM215 129H216V131H215ZM217 129L219 130L220 129V131H217ZM249 129V128H248ZM255 129H256V131H255ZM10 131V132H8V131ZM22 132H21V131ZM59 130H60V133H59ZM111 130H113V132L111 131ZM125 130V131H124ZM134 130V131H133ZM163 131V133H164V136L162 135L163 133H162V131ZM194 130H196V131H194ZM200 130V131H199ZM229 130H231V131H233L232 132V135L233 134H237L238 136H231V134H230V132L231 131H229ZM234 130H236L235 131V133H234ZM255 131L254 133H255V135H253L254 133H253V131ZM3 131H5V133L3 132ZM64 131H66V133L64 132ZM134 132L135 134H139V136H138V134H137V136L135 135V137H134V134H131L132 132ZM145 131V132H144ZM152 131V132H151ZM259 131V132H258ZM62 132V133H61ZM68 132V133H67ZM76 132L78 133L77 135H76ZM100 132V133H99ZM105 132H107V133H105ZM127 132V133H126ZM161 132V133H160ZM167 132V133H166ZM172 132V133H171ZM174 132H175V134H174ZM188 132H189V134H188ZM223 132V133H222ZM7 133V134H6ZM22 133V134H23ZM63 133H65V134H63ZM126 133V134H125ZM129 133V134H128ZM151 133V134H150ZM153 133V134H152ZM183 133V134H182ZM226 133V134H225ZM230 135H229V134ZM240 133H242L241 135H239ZM245 133H248V134H252L251 135V137H250V135H248V134H245ZM55 134H57V135H55ZM68 135V136H71V138H75V137H77L78 139H79V141L81 140L82 141V146H80L79 144L78 145H75V146H73V147H71V150H70V148H65V145H64V148L63 147H60L59 146V149H58V147H56L57 145H60V144H57V140L58 139H60L61 137H63V136H59V135ZM114 134H115V136H114ZM119 134V135H118ZM121 134H122V136H121ZM124 134V135H123ZM158 134V135H157ZM161 134V136H159ZM208 134H212L211 136H213V137H211L210 135H208ZM215 136H214V135ZM217 134H219V135H217ZM248 135V136H244V135ZM257 134H259V138L258 137H256L257 136ZM13 135V136H12ZM19 135V136H18ZM52 137V140H54V139H56V138H54L53 139V136H56L57 137V140L55 141V142H52V140L50 139V137ZM74 135V136H73ZM133 135V136H132ZM143 135V136H142ZM155 135H157V136H155ZM172 135H174V136H172ZM187 135V136H186ZM194 135V136H193ZM223 135L225 136V137H223ZM83 137V138H81V137ZM92 136V137H91ZM127 136V137H126ZM146 137V139H145V137ZM208 136L210 137V138H208ZM240 136L242 137L241 139H240ZM244 136V137H243ZM17 137V138H16ZM60 137V138H59ZM85 137H86V139H85ZM87 137H89V138H91V139H88ZM102 137V138H101ZM110 137H112L113 139L114 138H116V137H118V140H111L112 138H110ZM133 137V138H132ZM160 137H165V138H160ZM175 137V138H174ZM218 137L221 139H223V140H226V144L224 143V142H222L221 140H219L218 139ZM236 137H238L239 138V140L236 138ZM41 138V139H42ZM50 140H49V139ZM100 138V139H99ZM122 140H121V139ZM128 140H127V139ZM158 138H160V139H158ZM259 140H258V139ZM103 139V141H101ZM119 139L122 141H119ZM139 139H143V140H139ZM158 139V140H157ZM167 139V140H166ZM171 139H173V140H171ZM181 139H184V140H182V142H181ZM213 139H214V141H213ZM235 139H237V140H235ZM252 139V140H251ZM254 139H256V140H254ZM15 141V143H14V141ZM19 140V141H18ZM20 140H21V142H20ZM113 141V143L111 142V141ZM126 140V141H125ZM131 140H135V142L133 141V143L134 144H132V142H131ZM199 140H200V142H199ZM206 140V141H205ZM241 140H243V141H241ZM258 140V141H257ZM7 141H10L9 143L11 144H8L7 143ZM22 141H23V143H22ZM44 141V142H45ZM85 143H84V142ZM89 141H91V142H89ZM95 141H98L99 143H100V146L99 145H95V144H99V143H96ZM104 141H106V143H104ZM116 141V142H115ZM130 141V142H129ZM158 141V142H157ZM160 141H162V142H160ZM165 143H164V142ZM188 143H187V142ZM231 142V145H233V148H231L232 146L230 145V143L229 142ZM253 141H255V143L253 142ZM29 142V143H28ZM118 142H120L119 144H118ZM160 142V143H159ZM168 142V143H167ZM209 142V144L207 145L206 143H208ZM216 142H219V143H216ZM237 142H238V144H237ZM251 142V143H250ZM258 144H257V143ZM13 143V144H12ZM26 144V146H25V144ZM52 143V144H51ZM89 145H88V144ZM90 143H92V144H90ZM95 143V144H94ZM111 145H110V144ZM126 143H128L126 146H125V144ZM136 143V144H135ZM140 143V144H139ZM183 145H181V144ZM214 143V144H213ZM223 143V144H222ZM259 143H260V145H259ZM55 144H57L56 146H55ZM86 144H87V147H86ZM103 144H104V146H103ZM131 144V145H130ZM142 144V145H141ZM159 144V145H158ZM167 144H169V145H167ZM210 144H212V145H210ZM217 145L218 146V150L216 149V147L217 146H213V145ZM225 144V145H224ZM234 144H235V146H234ZM9 145H10V147H9ZM18 145V146H17ZM21 145V146H20ZM54 145V146H53ZM95 145V146H94ZM107 145V146H106ZM109 145V146H108ZM118 145V146H117ZM119 145H120V147H119ZM130 145V146H129ZM133 145V147L134 146H136V147H134L133 149H134V151L132 152V148H129V147H131ZM139 145V146H138ZM144 145L145 146H147V147H144ZM153 145L155 146L156 145V148L157 147H159V148H157V150H156V148L155 147H153ZM163 145H165V146H163ZM169 146V147H167V146ZM171 145V146H170ZM246 145V147L244 148V146ZM251 145V146H250ZM5 146V147H4ZM14 146H15V148H14ZM24 146H25V148H24ZM98 146V147H97ZM103 146V147H102ZM137 146H138V151H137ZM140 146H142L144 149H142V147H140ZM213 146V147H212ZM226 146V147H225ZM236 146H239L240 148H242V150L238 147H236ZM7 147V148H6ZM9 147V148H8ZM55 147L57 148V149H55ZM86 149H84V148ZM116 147V148H115ZM166 147V148H165ZM170 147H171V150H174L175 151V149H176V153H177V150L179 151V154H181L182 153V155H179V154H175V152H173V151H171L170 150ZM179 147V148H178ZM228 147H230V149L228 148ZM249 147V149L248 150H251V151H248V150H246L247 148ZM254 148V149H251V148ZM259 149H258V148ZM4 148H6V150L4 149ZM17 148V149H16ZM34 148V149H33ZM53 148V149H52ZM60 148H61V150H60ZM62 148H63V152H64V149H68L67 151L65 150V154H63V152H62ZM72 148H75V151H73L74 149H72ZM129 148V149H128ZM153 148V149H152ZM182 148H184V149H186V151L184 150V149H182ZM191 148H193L192 150H191ZM199 148V149H198ZM211 148V149H210ZM228 148V149H227ZM236 148L237 149H240V151H238L237 152V150H236ZM257 148V149H256ZM2 149V150H1ZM9 149V150H8ZM20 149V150H19ZM28 149H29V151H28ZM37 149L39 150V154H37L36 152H37ZM76 149H78V150H82V151H85V153L84 152H82V151H78V150H76ZM88 149H93L92 151L94 152H92V151H90V150H88ZM95 149V150H94ZM117 149V150H116ZM146 149H147V152H146ZM199 150V155L197 156L196 154H194L193 155V153L192 152H194V153H197V152H195V151H197V150ZM205 150V151H203V150ZM13 152H12V151ZM16 150V151H15ZM101 150V151H100ZM120 150V151H119ZM142 150V151H141ZM148 150H149V152H148ZM170 152H169V151ZM227 150V151H226ZM236 150V151H235ZM254 150V151H253ZM258 150V151H257ZM261 150V152H259ZM5 153H4V152ZM9 151V152H8ZM17 151H19V152H17ZM30 151H31V153H30ZM36 151V152H35ZM100 151V152H99ZM108 152V153H106V152ZM188 151L190 152V153H188ZM201 151H203V153H201ZM223 151H224V153H223ZM248 151V152H247ZM41 152V153H40ZM44 152L46 153V154H44ZM68 152V153H67ZM69 152H72L73 154H72V156L74 155V157H75V154H76V157L78 158H74V157H72V156H70L69 155ZM93 154V156H96L95 158H97V156H98V158L100 159V161L102 162V164H101V162L100 161H98V160H96L95 158H93V156L90 154ZM97 152V154H95ZM134 152H135V154L137 155H135L134 154ZM142 152H144V153H142ZM155 152V153H154ZM187 153V154H185V153ZM219 152H221V153H219ZM229 153V152H231V153H229L228 155H226L225 153ZM240 152V153H239ZM244 152H246V153H248V156H247V154L246 153H244ZM252 152H254V153H252ZM22 155H21V154ZM29 153L31 154V155H29ZM47 153L49 154V156H48V158L46 157L47 156ZM80 155L81 154V157H79L78 156V154ZM99 153V154H98ZM103 153V155L105 156V157H103V155H101ZM110 153L112 154V156H110ZM116 153L117 154H119V155H116ZM127 153V154H126ZM152 153V154H151ZM156 153H158L157 154V156H156ZM185 155H184V154ZM235 153H237V154H235ZM256 153H258V154H256ZM15 154L16 155H18L19 154V157H18V159H16L17 157L15 156ZM35 154V155H34ZM41 154V155H40ZM57 156H56V155ZM63 154V155H62ZM67 154V155H66ZM86 154H89V155H86ZM139 154H140V156H139ZM142 154V155H141ZM169 154H171V156L169 155ZM173 154V155H172ZM192 155V156H194L195 158H193L192 156L191 157H189V155ZM206 154V156H205V158H207V157H210V158H208V159H205V158H203L204 157V155ZM214 156H213V155ZM231 154H233V156L231 155ZM255 155L256 157H254L253 155ZM4 155H5V157H4ZM8 155H9V157H8ZM33 155H34V157H33ZM36 155H38L39 156V158H38V161L40 162V163H38L37 162V157H36ZM45 155V156H44ZM65 155V156H64ZM136 157H134V156ZM164 155V156H163ZM166 155V156H165ZM188 155V156H187ZM216 155H218V156H216ZM239 155H241L240 157L242 158H244L245 160H247V161H244L243 159L242 160H240L241 158L240 157H238ZM252 155V156H251ZM259 155V158H260V155L262 156V158H258L257 156ZM8 158H7V157ZM11 156H12V158H11ZM60 156H62V157H60ZM69 156V157H68ZM99 156H101V157H99ZM113 156H115V157H113ZM177 157V159H175V157ZM178 156H179V160H181L182 162H178ZM201 156H203L202 158H201ZM216 156V157H215ZM221 156H227L228 158H230L229 160H228V158L226 157V159H225V157H221ZM237 156V157H236ZM249 156L252 158H258V160H257V162L260 160L261 162H256L255 164L254 163H252V162H254V161H256V159L254 160V159H249ZM14 157H16V158H14ZM22 157V158H21ZM40 157H41V160H40ZM54 158V157H57V158H54V159H52V158ZM67 157L69 158V159H67ZM87 159H89V160H87ZM106 157H108V159L106 158ZM119 157V158H118ZM137 157H139V158H137ZM185 157H187V158H185ZM199 157H200V159H199ZM235 157V158H234ZM47 158V159H46ZM51 158V159H50ZM61 158V159H60ZM71 158V159H70ZM81 158H83L82 160H81ZM127 158V159H126ZM131 159L130 161L128 160V159ZM144 158V159H143ZM188 158H190V159H195V160H197V158H198V161L200 162V161H206L207 163L211 160V158H212V160L209 162V165H207V166H204V164H202V166L199 164V162H198V164L197 165H199V167H197V168H199L197 171H196V169L197 168H194V166L196 167V165L194 164V163H197V162H194L195 160H189ZM213 158H215V161H214V159ZM216 158L218 159V161L216 160ZM220 158V159H219ZM10 159V160H9ZM12 159H15L16 161H18L17 163H19V161L21 162V160L20 159H22V162L20 163V165L19 164H17L16 163V161H13ZM24 159L26 160V161H24ZM46 159V160H45ZM48 159H49V161L51 160V162H49L48 161ZM59 160V161H57V162H55V160ZM74 159V160H73ZM90 159H92V160H90ZM170 159H172V160H170ZM189 160L188 161V163H186L187 162V160ZM222 159V160H221ZM31 160V162H29ZM34 160H36V162L34 161ZM63 160V162H61ZM69 160H71V165L69 166ZM77 160V161H76ZM96 160V161H95ZM104 160H107L108 162H105ZM111 160H114V161H111ZM119 160V161H118ZM123 160H126L127 161V165H125L124 167L123 166H121L122 164L124 165L125 163H121V162H123ZM150 160H151V162H150ZM173 160H174V163H176V164H174V163H172L173 162ZM209 160V161H208ZM240 160V161H239ZM251 161V163H249L248 161ZM24 161V162H23ZM32 161H34V164L35 165H33V162ZM49 163H48V162ZM89 161V162H88ZM116 161H118V163L120 164H117V162ZM135 161V162H134ZM184 161H185V163H184ZM222 161H223V166L221 165V163H222ZM10 162H11V164H10ZM27 162V163H26ZM44 162H46V165H45V163ZM54 162V163H53ZM65 162V163H64ZM75 162H77V163H75ZM96 162V164H94ZM114 164H113V163ZM125 162V161H124ZM130 162H131V165L129 166V164H130ZM205 162V163H206ZM217 162H218V164H217ZM232 162H236V163H232ZM25 165V163H26V165H27V167H26V165L24 166L23 164ZM30 163H32V164H29ZM38 163V164H37ZM56 163H57V165L59 164V166H61V165H63L64 167H62L61 166V168H63L65 171H66V176L69 178H66L65 180H64V178H65V176L63 177L62 176V178L60 177V176H57V175H55V174H53L54 172L53 171H55L56 172V170H57V168L59 169V167H57L56 166ZM82 163V165H84V164H86V166H84V167H81L80 168V164ZM88 163H90V164H88ZM100 164L102 167H104V166H109V167H112L113 165L116 167V168H114V167H112V169L110 168V169H106V167L103 169L101 166L99 167L98 166V164ZM105 163V164H104ZM129 163V164H128ZM143 163V164H142ZM151 165H149V164ZM219 163H220V165H219ZM232 163V164H231ZM237 163H239L238 164V166L236 167V165H237ZM243 163V165H245V164H249V165H246L245 167L247 168L246 169V173H247V175H248V177L250 178V179H253L252 181H254V182H256V180H257V182H258V180L260 181V182H258L257 184L258 185H260L259 187H260V189H259V191H256V190H254V189H251V188H247V192H245L246 191V189L244 190V191H241V190H237V192H235V191H233V189L232 188H228V186H225V187H223V188H220L219 189V193H220V195L221 194H223V192H224V194H225V190L227 191V193H226V196L228 195V196H231V197H229L230 199L228 200H224V199H220L219 198V194L217 193V195L218 196H216V194L215 193H213V192H209V191H206V188H204V186L205 187H210L211 185L213 186V184H216V180H215V178L216 177H214L215 175H213L212 174V176H213V179H210V178H212V176H211V173H215V174H217V173H219L221 170V172L220 173H222L223 172V170H224V173H225V171H226V173H227V176L228 175H230V173H233L234 175L233 176H236L237 174V177H239V176H241L242 174H244V170H245V168L243 169V167L241 168L240 167V165ZM43 164H44V166H43ZM48 164H49V166H48ZM73 164H75V166L77 167H79V168H76V169H74V165ZM78 164V165H77ZM88 164V165H87ZM92 164H94V166L95 165H97V166H95L96 168H94V166L92 165ZM108 164H110V165H108ZM153 164L157 167V168H155V167H153ZM157 164V165H156ZM162 164V165H161ZM180 164V165H179ZM191 164V165H190ZM193 164V165H192ZM210 164L212 165H215V167H213V165L211 166L212 168H213V170L212 169H210V167H208V166H210ZM224 164H227V165H224ZM234 164H236V165H234ZM255 165L256 166V168H254L255 166H253V165ZM258 164V165H257ZM262 164V165H261ZM2 165H3V168H4V170H5V168L7 169V172L9 173V176H10V180L11 179H14V181L16 182L15 184H13L12 182H14L13 180H11V182H10V180H7L8 178H9V176L7 175V172H6V175H5V172H4V170L2 169ZM13 165V166H12ZM22 165V166H21ZM37 165H38V167H40L39 169H38V167H37ZM40 165V166H39ZM55 165V166H54ZM81 165V166H82ZM135 165V166H134ZM176 168V169H174V167ZM190 165V166H189ZM206 165V164H205ZM253 166V167H251V166ZM47 166V167H46ZM54 167V168H52V167ZM91 166H93V168L94 169H91ZM161 166V167H160ZM177 166H180V167H183L182 169H185V170H183V172H182V170H180L179 169V167L177 168ZM193 166V167H192ZM217 166V167H216ZM228 168H233L231 171L229 170V172H228V170H226L227 169V167ZM230 166V167H229ZM260 166V167H259ZM33 168L34 167V169L36 170V172H35V170H29V168ZM50 167V168H49ZM56 167V168H55ZM118 167H119V169L121 168V170H120V172H118ZM131 168V171H133V172H129V170L128 169H130ZM136 169H134V168ZM186 167V168H185ZM204 167H208V169H210V170H208L207 168H204ZM218 167H220V168H222L221 170H220V168L218 169ZM9 168V169H8ZM28 168V169H27ZM31 168V169H32ZM85 168V169H84ZM99 168V169H98ZM103 169L102 171L100 170V169ZM114 168V169H113ZM127 169L126 171L124 170V169ZM137 168H139V169H137ZM144 168V169H143ZM158 168H160L161 170H164L163 172H160V171H157L158 170ZM194 170L195 169V171L197 172H194L192 169ZM203 169V170H200V169ZM217 168V169H216ZM230 168V169H231ZM239 168V169H238ZM248 168H251V169H249V170H252L253 171V175L252 174H250V172L249 171H247L248 170ZM17 169V170H16ZM41 169H42V174L40 173V171H41ZM50 169V170H49ZM56 169V170H55ZM70 172H72V173H70L69 174V171ZM84 169V170H83ZM118 169V170H117ZM154 169V170H153ZM172 169H174V170H172ZM189 169H190V171L193 173L192 175H189L191 172L189 171ZM207 169V170H206ZM243 169V170H242ZM254 169V170H253ZM53 170V171H52ZM77 170V171H76ZM82 170V171H81ZM105 170H107V172L105 171ZM111 170H114L116 173L118 172V173H120L119 174V177H117L118 176V174H116V173H114V171H113V173L115 174V175H113V173H111L112 171ZM117 170V171H116ZM122 170H124V172L125 173H123V171ZM141 170H142V172H141ZM166 170H168V171H166ZM172 170V171H171ZM175 170H177V171H181V172H176ZM201 171V173H205V174H202L203 176V178L202 177H200V175H201V173H200V171ZM235 170H238L239 172L241 171H243L242 172V174H241V172L239 173L238 171H236L235 172ZM17 171V172H16ZM79 171V172H78ZM81 171V172H80ZM145 173H144V172ZM154 171V172H153ZM188 171L190 172L189 174H188ZM198 171H199V176H198ZM203 171V172H202ZM251 171V172H252ZM258 171V170H257ZM35 172V173H34ZM38 172H39V174L40 175H38ZM83 172H86V173H83ZM106 172V173H105ZM109 172V173H108ZM167 172H169V173H167ZM176 172V173H175ZM185 172V173H184ZM187 172V173H186ZM207 172V173H206ZM210 172V173H209ZM2 173H3V175H2ZM46 173V174H45ZM94 173V174H93ZM103 173V175H100V174H102ZM132 175H131V174ZM153 174V176H152V174ZM167 173V174H166ZM172 173V174H171ZM176 175H180V177H178V176H176ZM229 173V174H228ZM256 173H259V172H256ZM16 174V175H15ZM24 174H26L27 175V179H26V175L24 176ZM45 174V175H44ZM74 174L76 175V176H74ZM81 174V175H80ZM90 174V175H89ZM110 174H111V176H110ZM197 174V175H196ZM207 174V176H205ZM208 174L211 176H208ZM236 174V175H235ZM4 175H5V177H4ZM44 175V176H43ZM47 175L48 176H50L51 177V179H50V177H47ZM70 175H72L71 177H70ZM84 175V176H83ZM92 175H95V176H92ZM97 175V176H96ZM136 175V177H134ZM157 175V176H156ZM168 175V176H167ZM185 176V177H187L186 179L183 177V176ZM196 175V176H195ZM232 175V174H231ZM252 175V176H251ZM82 176V178H80ZM103 176V177H102ZM129 176H130V178L131 179H129ZM140 178H139V177ZM149 176H152V177H149ZM159 176V177H158ZM182 176V177H181ZM189 176L191 177V178H189ZM205 176V177H204ZM252 178H251V177ZM261 176H264V175H261ZM8 177V178H7ZM45 177H47L45 180H44V178ZM59 177V178H58ZM78 177V178H77ZM98 177H100V178H98ZM101 177L103 178V179H101ZM147 177H149V179H146ZM170 177V178H169ZM3 178V179H2ZM5 178H6V180L7 181H5ZM25 178V179H24ZM29 178H30V180H29ZM49 178V179H48ZM55 178H58V182H56L57 180H54ZM74 178H76V181L74 180ZM86 180H88V181H86ZM91 180H90V179ZM94 178H96V179H94ZM127 178V179H126ZM135 180H133V179ZM152 178H154V179H152ZM161 178L163 179V180H161ZM169 178V180H167ZM171 178H173V179H171ZM175 178L176 179H178L177 181L179 182V180H183V179H185L184 181H180L179 183H175L176 181H175ZM188 178H189V180H188ZM200 179V180H202V182L201 181H198V180H196V179ZM204 178L206 179L207 178V180H204ZM21 179V180H20ZM40 180L41 182V184L39 183V181L38 180ZM62 179V180H61ZM68 179V180H67ZM79 179H81V180H84V181H86V183H88V184H92L93 186H94V190H84L82 187H81V183H78L77 184V181L79 180ZM98 179V180H97ZM138 179V180H137ZM165 179V180H164ZM190 179L192 180V181H190ZM196 181H195V180ZM256 179V180H255ZM27 180H29V182L27 181ZM53 180V181H52ZM63 180L65 181L63 184H62V186H61V183L63 182ZM69 182V184H67L68 182ZM122 180H127V182H123ZM129 180H130V182H129ZM150 180H151V182H150ZM214 180V181H213ZM8 181H9V184H7L8 183ZM48 181H49V183H48ZM52 181V182H51ZM70 181H72L73 183H71ZM91 183H90V182ZM122 181V182H121ZM132 181V182H131ZM155 181V182H154ZM169 181H173V183L172 182H169ZM189 183H191V182H193V183H191V184H189ZM195 181V182H194ZM199 182V183H196V182ZM31 182V183H30ZM67 182V183H66ZM76 182V183H75ZM93 182V183H92ZM166 182H168V183H166ZM181 182H183L184 184L183 185H179V184H181ZM204 182V183H203ZM205 182H207V183H205ZM11 183V184H10ZM44 183V184H43ZM129 183H131V184H129ZM134 183V184H133ZM188 183V184H187ZM208 183H212L211 185L209 184L208 185ZM16 184H17V186H19V187H17L16 186ZM32 184V185H31ZM51 184V185H50ZM52 184H54V185H52ZM59 184V185H58ZM75 184H77V185H79L78 187L77 186H75ZM95 184H96V187H95ZM139 184V185H138ZM142 184L144 185V187L146 186V187H148V189L150 190V192H149V190L146 188V189H144V187H142ZM176 184V185H175ZM197 184H198V186H199V184H200V187L199 188H196L194 185H196L197 186ZM4 185V186H3ZM9 185H11L12 187H14L15 189H13L12 187H10ZM24 185V186H23ZM34 185V186H33ZM44 185V186H43ZM50 185V186H49ZM65 185H66V187H65ZM128 185V186H127ZM155 185V186H154ZM161 186V187H159V186ZM166 187H165V186ZM170 185V188H171V190H170V188L168 187ZM175 187H174V186ZM185 185L187 186V187H185ZM202 185V186H201ZM56 186H58V187H56ZM116 186V187H115ZM132 186V187H131ZM140 186V188H138ZM173 186V187H172ZM181 186H184V187H181ZM6 187H7V189H6ZM50 187V188H49ZM68 187V189H69V191L70 190H74L72 187H75V189H76V187H77V189H76V191H78V188L80 189V191H79V197L78 196H76L77 195V193L78 192H76L75 193V195H73L72 196V194L70 195L69 194V192H68V189H63V188H67ZM84 187V186H83ZM135 187L136 188H138V189H144V190H140V193L142 192L143 194H141V195H139L140 193H138L139 192V190H136L135 189ZM151 187H155V189L154 190H152V188ZM201 187H203L205 190H203V188H201ZM18 188V189H17ZM33 188V189H32ZM56 188H57V190H56ZM96 188V189H95ZM133 188H134V190H135V192L134 191H132L133 190ZM160 188H162L163 190L164 189H168V190H165V191H162ZM177 188V189H176ZM183 188V189H182ZM185 188V189H184ZM187 188H190V190L189 189H187ZM23 191V193L24 194H26V195H24L23 193H22V191ZM25 189V190H24ZM37 189V190H36ZM102 189V191H100ZM193 189V190H192ZM250 189H251V192H248V191H250ZM31 190H33L32 192H31ZM36 190V191H35ZM62 190H63V193H61L62 192ZM65 190V191H64ZM67 190V191H66ZM99 190V192H97ZM122 190V191H121ZM220 190L221 191H223V192H220ZM233 191V192H231V191ZM5 191V192H4ZM8 191H11V192H8ZM15 191H17V192H15ZM21 192V195H19L20 193L19 192ZM25 191V192H24ZM38 191H40V194H38L39 192ZM55 191V192H54ZM81 191H83V192H81ZM84 191H85V193H84ZM136 191H138V192H136ZM154 191H158V192H154ZM167 191V192H166ZM178 193H177V192ZM228 191H229V194H228ZM254 191H256V192H254ZM13 192H15V195H13L14 193ZM37 192V193H36ZM66 192V193H65ZM89 192V193H88ZM145 192H147L148 194H149V197L148 198H146L148 195L145 193ZM152 192V193H151ZM190 192H192V193H194V194H192V193H190ZM258 192V193H257ZM31 193V194H30ZM68 194L67 196L68 197H65L66 195H64V197H63V194ZM99 194L98 196L97 195H95V194ZM151 193V194H150ZM156 194L154 197H153V194ZM159 193L161 194V195H159ZM162 193L165 195V196H167V199L170 201V204H167V205H162L161 203H159V198H161V197H164V198H166L164 195H162ZM167 193H169V195H167ZM230 193H231V195H230ZM232 193H234V194H232ZM242 193V194H241ZM245 193H247V194H249V195H246ZM255 194V195H252V194ZM28 194V195H27ZM34 196H33V195ZM236 194V195H235ZM238 194V195H237ZM17 195V196H16ZM23 195V196H22ZM43 195V196H42ZM45 195V196H44ZM55 195V196H54ZM62 195V198L60 197ZM101 195V196H100ZM103 195V196H102ZM183 195V196H182ZM252 195V196H251ZM10 196V197H9ZM16 196V197H15ZM27 196H29V197H27ZM36 197V198H38V199H36V198H33V197ZM42 196V197H41ZM100 196V197H99ZM151 196V197H150ZM157 196V197H156ZM161 196V197H160ZM173 196V197H172ZM193 196H195L194 198H193ZM232 196H233V198H232ZM234 196H236V197H234ZM250 196V197H249ZM253 196H258V199L257 200H259V201H255L254 200V202L257 204V205H260V207H258V206H253V205H256V204H252V206H251V204L250 203H245V202H250L249 200H251L252 199V197ZM3 197V198H2ZM243 197H245V198H247V197H249V199L246 201L245 200V198H243ZM10 198V199H9ZM22 198H25V199H22ZM29 200V199H31V200H27V199ZM45 198V199H44ZM66 198H68V199H66ZM81 198H82V200H81ZM150 198H152V199H150ZM237 198H239L240 200L241 199H243V200H241V201H239V199H237ZM253 198H255V197H253ZM34 199H36V202H37V204H39V203H42V204H39V205H37L36 204V202H34L33 200ZM65 199V200H64ZM74 199H76V201L77 200H79V201H75ZM139 199V200H140ZM148 199V200H147ZM156 199H158L157 201V203L156 204H158L159 203V205H155V203H153V202H156ZM235 199V201L236 202H240V204L241 203H243L242 205H243V207L245 208V209H248L249 211V213H247V210L245 211V209H244V212L242 211L243 210V208H242V210L241 209H237V208H235V209H237L238 210V212H237V210H235V209H233V205H235L236 203H234V204H232V200H234ZM256 199V198H255ZM260 199H261V202H260ZM7 200V201H6ZM10 202H9V201ZM41 202H40V201ZM70 200V201H69ZM74 201V203L72 202V203H70L71 201ZM151 201V202H149V203H151V205L148 203V201ZM152 200H154V201H152ZM172 200V201H171ZM245 200V201H244ZM253 200V199H252ZM27 203H26V202ZM51 201V202H50ZM66 201V202H65ZM83 203H81V202ZM207 201V202H206ZM209 201V202H208ZM234 201V202H235ZM244 201V202H243ZM48 202H50V203H48ZM68 202V203H67ZM80 203V205L79 204H77V203ZM173 202V203H172ZM229 202H231L230 203V205H232V206H230L229 205ZM1 203H2V205H1ZM26 203V204H25ZM47 203V204H46ZM52 203H55L54 204V206H53V204ZM101 203H103V201L101 202ZM176 203V206H174V204ZM177 203H179L180 205H182V206H180V205H177ZM183 203V204H182ZM228 203V204H227ZM258 203H260V204H258ZM5 206H4V205ZM9 204H10V206H9ZM12 204H16L15 206L14 205H12ZM64 204V205H63ZM81 204L83 205L82 206V208H84L83 210H82V208L80 207L81 206ZM192 206L191 207V209H188L186 206ZM247 205V206H244V205ZM249 204V205H248ZM31 205V206H30ZM35 206V208L34 207H32V206ZM62 205H63V208H62ZM75 205V207L73 208V206ZM195 205V206H194ZM226 205V207H224ZM238 205H239V203H238ZM30 207V208H27V207ZM41 206H42V208H41ZM67 207V209H66V207ZM70 206V207H69ZM78 206V207H77ZM159 206V207H158ZM185 206V207H184ZM8 208L9 210H6L5 208ZM10 207V208H9ZM16 207H19V208H16ZM31 207H32V209H31ZM36 207H39L38 209L36 208ZM51 207V208H50ZM55 207H56V209H55ZM155 207H157V209L155 208ZM181 207V208H180ZM182 207H184V208H182ZM195 209H194V208ZM235 207V206H234ZM252 207V208H251ZM257 209H256V208ZM262 207V208H261ZM4 208V209H3ZM15 208L16 210H13V209ZM23 208V209H22ZM47 208H48V210H49V212L47 211ZM54 208V209H53ZM62 208V209H61ZM71 208V209H70ZM97 208H99V210L97 209ZM159 208V209H158ZM192 208H193V210H192ZM258 208H261V209H258ZM6 210V211H8V214H6L7 212L6 211H4L5 213H3V210ZM18 209H21L20 211L18 210ZM25 209H30L29 211L31 212L32 210H34V211H32V213H31V218H33L31 221H27L26 219V217H27V214H26V212H25ZM39 209H42L43 210V212H44V214H45V216L42 214L43 212H42V210L40 211ZM52 209V210H51ZM76 209V210H75ZM87 209V210H86ZM95 209V210H94ZM106 209V210H105ZM154 209V210H153ZM162 209H164V210H162ZM179 209H181L180 211H182V212H180L179 211ZM23 210V211H22ZM63 210V211H62ZM85 210V211H84ZM102 210V211H103ZM166 210V211H165ZM169 210H170V213L171 212H173L172 214H170L169 213ZM172 210V211H171ZM183 210H185V211H183ZM233 210V211H232ZM243 212H241V211ZM253 210H254V212H253ZM256 210H258L257 212H259V214H252V213H257L256 212ZM10 211V212H9ZM11 211H13V215H12V213H11ZM22 211V212H21ZM51 211H53V212H51ZM56 211V212H55ZM57 211H58V213H57ZM68 213H67V212ZM71 211V212H70ZM79 211H81V212H79ZM14 212H16V213H14ZM23 212H25V213H23ZM42 212V213H41ZM62 212H64V213H62ZM69 212H70V214H69ZM87 212V213H86ZM89 212H90V214H92L93 213V215L92 216H94V219L92 220V218H91V215L89 214ZM110 212H111V210H109V211H106V213L107 214H110ZM180 212V213H179ZM184 212V213H183ZM185 212H187L186 214H185ZM248 214V216H250L251 215V217H248L247 218V214ZM262 212V213H261ZM12 215H10V214ZM23 213V214H22ZM36 213V214H35ZM48 213H49V215H48ZM53 213V214H52ZM61 213V214H60ZM78 213V217H77V221L75 220V218H76V216H75V214H77ZM112 213H113V211H112ZM112 213H111V215H112ZM183 213V214H182ZM238 213H239V216H238ZM245 213V214H244ZM261 213V214H260ZM30 214V213H29ZM35 214V215H34ZM52 214V215H51ZM58 214H60V215H62V216H59ZM89 214V215H88ZM241 214H244V215H241ZM6 215H8V216H10L9 217V219H8V217L6 216ZM19 216V218H20V216H21V220L22 221H20V219L18 218V216ZM43 215V216H42ZM50 215L51 216H55L56 215V217L58 218V219H56L55 217H50ZM68 215V216H67ZM170 215H172V216H170ZM190 215V216H189ZM255 216V217H253V216ZM256 215H258V217L256 216ZM260 215V216H259ZM16 216V217H15ZM42 216V217H41ZM47 216H49L50 218H48ZM87 216V217H86ZM175 216V217H174ZM187 218H186V217ZM244 216H246L245 218H243ZM41 217V218H40ZM43 217H45V218H47L46 220H45V218H43ZM65 217V218H64ZM74 217V218H73ZM83 219H81V218ZM94 222V224L93 223H91V224H89V222L91 221L89 218ZM162 217H160V218H162ZM182 217V218H181ZM189 217V218H188ZM196 217V216H195ZM3 219V221H1L2 219ZM16 218H18V220H16ZM197 218V217H196ZM11 219H13L12 221H11ZM15 219V220H14ZM42 219V220H41ZM79 219H80V221H79ZM244 219V220H243ZM7 220V221H6ZM10 220V221H9ZM24 220V221H23ZM49 220H51L50 222H48ZM54 220H56V222L54 221ZM260 220V219H259ZM13 221H15V222H18L19 224H23L22 226H19V224L17 225L15 222H13ZM27 221V222H26ZM33 221V222H32ZM41 221H43L44 223H42ZM46 221V222H45ZM65 221V222H64ZM247 221V222H248ZM32 222V223H31ZM48 222V224L49 225H47V224H45V223H47ZM87 222V223H86ZM196 222H198V221H196ZM204 222H206L207 223V225H209V223H211L209 226L212 228V227H214L215 226V224H217L216 222H214V221H204ZM244 222H239V223H236V222H233V221H229V222H222L220 225H222V228H225L226 226L227 227H229V226H231L232 224H234L235 223V225L237 224L238 226L239 225H241V227L243 228V226H245L244 227V229H249L250 231L252 230H254V228H251L250 226L252 225L250 222H246L245 224H244ZM15 223V224H14ZM62 223V224H61ZM74 223H76V224H74ZM85 224V227H86V229H87V231L85 232V227L83 226V228L81 227L82 226V224ZM198 223H201V222H198ZM203 223V222H202ZM206 223H203V225L204 224H206ZM34 225V227H33V225ZM63 224H65V225H63ZM81 226H80V225ZM91 225V226H88V225ZM93 224V225H92ZM97 224V225H96ZM101 224V223H100ZM247 224H250V226H248ZM30 225V226H29ZM68 225V226H67ZM74 225V230H73V228H72V226ZM76 225V226H75ZM77 225H79V227L77 226ZM211 225H213V226H211ZM219 225V224H218ZM218 225H216L215 227H216V229H212L214 232V234H218V233H216V232H218L219 231V234L220 233H222V229H220L221 227L220 226H218ZM225 225V226H224ZM247 225V226H246ZM19 226V227H18ZM92 226H94V227H92ZM137 226V225H136ZM141 226H142V224H141ZM173 226H175V227H170L168 230H170V234H175V233H177V227H176V225H173ZM218 226V227H217ZM224 226V227H223ZM3 229H2V228ZM8 227V228H7ZM96 227V228H95ZM135 227V226H134ZM143 227H145V226H142V228ZM220 227V228H219ZM247 227V228H246ZM249 227V228H248ZM253 227V226H252ZM82 228V229H81ZM93 228L97 231V232H94L93 231ZM97 228H98V230H97ZM102 228V229H101ZM140 226L138 225L137 226V229L138 230H140ZM175 228V229H174ZM11 229V230H10ZM85 229V230H84ZM99 229H101V232H100V230ZM107 231H106V230ZM111 229H113V231H111ZM136 229V228H135ZM135 229H133V230H135ZM136 229V230H137ZM20 230V231H19ZM24 230H26V231H24ZM36 230V231H35ZM39 230V231H38ZM84 230V231H83ZM92 230V231H91ZM102 230H104V233L105 232H107L108 233V235L107 234H104V233H102ZM135 230V231H136ZM168 230H166L168 233H169V231ZM23 231V232H22ZM28 231H30V232H28ZM43 231V234H44V232L46 233V235L44 236L41 232ZM52 231V232H51ZM83 231V232H82ZM109 231H111L110 232V234H109ZM141 231H142V229H141ZM230 231H232V230H230ZM229 231V232H230ZM14 232V233H13ZM19 232V233H18ZM24 232H26V233H24ZM39 232V233H38ZM54 232V233H53ZM76 232V233H75ZM85 232V234L87 233H89L87 236L85 235V234H83ZM136 232H140V231H136ZM97 233V234H96ZM100 233H101V236H102V238H101V236H100ZM123 233V232H122ZM141 233V232H140ZM11 234V235H10ZM18 234V235H17ZM112 234V235H111ZM230 234L233 236V238H231L230 237ZM230 234L228 233L227 235V237L226 238H224V237H222V235L220 234L219 235V240H221V242H223V244L221 243V244H219V242L220 241H216L215 243H212V245H211V248H212V250L213 251H215V252H219V251H217V250H220V252H223V251H225V248H226V250L227 251H230L232 248H233V252H235L234 250V248L236 247V250L238 249V248H240V247H242V248H240V249H238V252H253L254 251V249H251V247L252 248H254V244H256L257 242V240H255L256 239V237L255 236H251L250 235V237H248V236H245L244 237V235L243 234H239L237 231H235V230H233V232H230ZM239 236H238V235ZM23 235L26 237V239H25V237H23ZM49 235V236H48ZM78 235V236H77ZM82 235H83V237H82ZM89 235H90V237H89ZM94 235H99L100 236V238L102 239V241H104V242H101V241H99V242H94V240L92 239L93 237H94ZM237 235V236H236ZM241 235V236H240ZM14 236V237H13ZM48 237V239L50 240H46L47 239V237ZM50 236H52V237H50ZM81 236V237H80ZM110 236V237H109ZM123 236V237H122ZM221 236V237H220ZM243 236V237H242ZM88 237V238H87ZM122 237V238H121ZM246 237H248V238H246ZM253 237H255V238H253ZM14 238V239H13ZM19 238V239H18ZM32 238V239H31ZM53 239V241H51L52 239ZM80 238H82V240L80 239ZM86 238V239H85ZM91 238V239H90ZM110 238V239H109ZM230 238V239H229ZM246 238V239H245ZM16 239H18V240H16ZM25 239V240H24ZM119 239H121V240H119ZM239 239V240H238ZM253 239L255 240V241H253ZM16 240V241H15ZM22 240V241H21ZM29 240V241H28ZM30 240L32 241V242H30ZM36 241V243H35V241ZM69 240V241H68ZM91 242H90V241ZM108 240H110V241H108ZM230 240H232L231 242L234 244V242H235V240H236V242H235V244H234V246L232 245V243H230ZM237 240L239 241L238 243L241 245H238L237 244ZM240 240H242V242L240 241ZM245 240H247V241H250L251 242V240L254 242V244H252V245H254V246H252L251 244H246L245 242L243 243V241H245ZM63 241L65 242V243H63ZM89 241V242H88ZM106 241H108V242H110L109 244H107L106 243ZM116 241V239H115V241L114 242H117ZM226 241H229L228 243L226 242ZM4 242H6V244L4 243ZM10 242V243H9ZM13 242V243H12ZM21 242H23V243H21ZM55 242V243H54ZM122 242H124V240L122 241ZM11 245H9V244ZM38 243V244H37ZM103 243V244H102ZM104 243H106V244H104ZM218 243V244H217ZM226 243V244H225ZM9 245L8 247H6V246H4V247H2V245ZM14 244H16L15 246H16V248L17 247H19L18 248V250L15 248V250L13 251V246H14ZM22 244V245H21ZM91 244H94V245H91ZM111 244V245H110ZM114 244V243H113ZM228 244H230V245H228ZM246 244V245H245ZM13 245V246H12ZM26 247H24V246ZM56 245H58V246H56ZM98 245H102V246H100V247H98ZM109 245V246H108ZM214 245V247H212ZM247 245L249 246V247H247ZM251 245V246H250ZM83 246V247H82ZM92 246V247H91ZM145 246V245H144ZM229 246H231V247H229ZM240 246V247H239ZM5 247H6V249H5ZM23 247V248H22ZM63 247V248H62ZM101 247H103L104 249H101ZM219 247V248H218ZM95 248H96V250H98V251H96L95 250ZM107 248V249H106ZM109 248V249H108ZM125 248V249H124ZM142 248H143V250H142ZM218 248V249H217ZM21 249V250H20ZM35 249V250H34ZM76 249V250H75ZM101 249V250H100ZM115 249V250H114ZM119 249H121V250H119ZM146 249V250H145ZM223 249V250H222ZM247 249V250H246ZM248 249H249V251H248ZM117 253H115L114 251ZM128 250V251H129ZM222 250V251H221ZM68 251V252H67ZM124 251V252H123ZM30 252H31V254H30ZM82 252H86V253H83V254H81ZM122 252V253H121ZM126 252V253H125ZM144 252H146V253H144ZM237 252V251H236ZM33 253V254H32ZM39 253V254H38ZM80 253V254H79ZM124 253V254H123ZM36 254V255H35ZM71 254V255H70ZM85 254V255H84ZM108 254V255H107ZM119 254V255H118ZM127 254H128V256H127ZM19 255V256H18ZM75 255V256H74ZM118 255V257H116ZM147 255V256H146ZM150 255V256H149ZM73 256V257H72ZM153 256V257H152ZM2 257V258H1ZM21 257V258H20ZM88 257H89V259H88ZM99 259H97V258ZM125 257H126V260H125ZM148 257V258H147ZM150 257V258H149ZM46 260H45V259ZM91 258V259H90ZM110 258H112V259H110ZM121 258V259H120ZM138 258V259H137ZM153 258V259H152ZM11 261H10V260ZM93 259V260H92ZM102 259V260H101ZM108 259V260H107ZM131 261L132 263H130L129 261ZM131 259H133V261L131 260ZM145 261H144V260ZM31 260V261H30ZM87 262H86V261ZM90 260V261H89ZM98 260V261H97ZM115 260V261H114ZM142 260V261H141ZM150 261V263H148V261ZM153 262H152V261ZM29 261L30 262H32V263H29ZM46 261V262H45ZM120 263H119V262ZM8 262V263H7ZM146 262V263H145Z\"/></svg>",
    "mask_w": 264,
    "mask_h": 264
},
{
    "label": "bare ground",
    "instance_id": "obj_2",
    "mask_svg": "<svg viewBox=\"0 0 264 264\" xmlns=\"http://www.w3.org/2000/svg\"><path fill=\"white\" fill-rule=\"evenodd\" d=\"M6 1H7V0H6ZM12 1H14V0H10V3H11V4L13 3ZM25 1H26V0H25ZM81 1H82V0H81ZM81 1H80V2H81ZM83 1H84V0H83ZM143 1L149 3V2L152 1V0H143ZM160 1H162V0H159V1H158V0L154 1V0H153L152 3H153V2H156V3H154V7H155V4L160 3ZM163 1H164V0H163ZM166 1H167V0H165V2H166ZM169 1H170V2H166V4H167V3H169V4H168V5L165 4V6H167V7L169 6L170 8L172 7V8H173L172 10H174V8H175V10L177 9V10H179V12H180V11H181V10H180L181 8H180V7H177V6H178V5H181V1H182V9L184 8L183 6H186V5H183L184 0H179L180 4H177V3H179L178 0H177V3H176V2L174 3V1L172 0L174 4L171 3V2H172L171 0H169ZM189 1H190V0H189ZM197 1H198V0H197ZM202 1L204 2V0H202ZM216 1H218V0H216ZM243 1H245V0H243ZM250 1H251V0H250ZM255 1H256V0H255ZM259 1H261L260 3L264 4V2H262V1H264V0H259ZM2 2L4 3V6H2V7L0 6V17H2V18H1V20H2V26H5V27L8 28V27H14V26L16 25V26H18L17 28L22 29V28H28V27L30 28V26H34V27H35V25H36V27H38V26H40L38 23L41 24L43 21H44L43 23H46L45 21H48L46 17L44 18V16H41V15H42V13H41V9H39V8H37V7H35V6H33V4H30L28 1H27L24 5H22V7L17 8V9H19V10H16V9H11V10H10V9L6 8V6H5V2H4L3 0H2ZM7 2H9V1H7ZM14 2H16V1H14ZM44 2H45V1H44ZM56 2H57V1H56ZM78 2H79V1H78ZM80 2H79V3H80ZM90 2H91V1H90ZM112 2H113L114 5L118 6V7H117L118 10H119L118 12H120V10L123 11V9H120V8H124V9H126L127 12H128V10L139 9L142 13L147 12V14H148V13H149V14H152V16H153V15H154V16L157 15V17L159 16L160 18L158 17V19L160 20V22H161V19H162L163 22H166V21H164V18H165V20H166V19L169 17V11H168V10H167L168 14L166 13V14L168 15V17L166 18L167 15H165V14L162 12V10L160 11V10L158 9V8L162 5V3H160V5H158L157 10L154 9L153 11L150 12V9H151L152 7H150V9H149V8H147V7H149V6H147V7H146V6L144 7V6H141V5L138 6L137 3H139V2H137V1H135V0H112ZM136 2H137V3H136ZM165 2H164V3H165ZM208 2H209V1H208ZM211 2H215V1L211 0ZM232 2H234V0H233ZM235 2H237V0H236ZM239 2H240V1H239ZM239 2H238V3H239ZM245 2L248 3L249 1H245ZM245 2H244V3H245ZM252 2H253V1H251V3H252ZM49 3H50V1H49ZM49 3H48V4H49ZM59 3H60V2H59ZM164 3H163V4H164ZM170 3H171V4H170ZM192 3H193V2H192ZM195 3H196V2H195ZM199 3H200V2H199ZM219 3H220V1H219ZM219 3H218V5H217V2H216V4H215V3H211V4H212V6H214V4L217 5V6H219ZM227 3H229V1H228ZM241 3H242V2H241ZM251 3H250V4H251ZM256 3H259V2H256ZM56 4H57V3H56ZM106 4H107V3H106ZM106 4H104V5H106ZM139 4H140V3H139ZM176 4H177V6H175ZM187 4H188V3H187ZM200 4H201V3H200ZM248 4H249V3H248ZM252 4H253V3H252ZM252 4H251V5H252ZM51 5H52V4H51ZM208 5H209V4H208ZM231 5H233V4H231ZM234 5H235V4H234ZM234 5H233V6H234ZM238 5H239V4H238ZM241 5H242V6H241L242 8L239 7V11L241 10L242 13H243V16H242V17H246V18L250 17V14H251V15H252V13L254 14V12L257 11V10L259 9V8H258V9H256L255 11H253L254 9H253V8H250V9H253V10H251L252 12L249 13V12H248V10H250V9H249V6H248V8H246V9H248V10H246L245 7L243 8V6H245L246 4H245V5L241 4ZM251 5H250V6H251ZM257 5H260V4H257ZM9 6H10V5H9ZM49 6H50V5H49ZM49 6H48V7H49ZM120 6H121V7H120ZM152 6H153V4H152ZM156 6H157V5H156ZM188 6H190V5H188ZM201 6H203V5H201ZM201 6H198V7H201ZM222 6H225V5L221 2V5L218 7V11L222 10V9H221ZM44 7H45V6H44ZM92 7H93V6H92ZM101 7H102V6H101ZM113 7H114V6H113ZM119 7H120V8H119ZM154 7H153V8H154ZM161 7H163V6H161ZM169 7H168V9H169ZM203 7H204V9H205L206 6H203ZM220 7H221V8H220ZM252 7L256 8L255 5H252ZM261 7H262V6H261ZM117 8H116V9H117ZM163 8L166 9L165 7H163ZM179 8H180V9H179ZM211 8H212V7H211ZM219 8H220V10H219ZM236 8H237V7L235 6L234 9H236ZM3 9H5V11L8 9L9 14H8V15L6 14V16H1V15L4 14V12L2 11ZM114 9H115V8H114ZM116 9H115V10H116ZM161 9H162V8H161ZM199 9H200V8H199ZM202 9H203V8H202ZM204 9H203V11H204ZM223 9L225 10V7H223ZM262 9H264V8H262ZM262 9H261V10H262ZM46 10H47V9H46ZM74 10H75V9H74ZM115 10H114V11H115ZM175 10H174V11H175ZM208 10H209V8H208ZM210 10L213 11V9H210ZM210 10H209V11H210ZM259 10H260V9H259ZM102 11H103V10H102ZM104 11H105V10H104ZM163 11H164V10H163ZM165 11H166V10H165ZM174 11H173V12L171 11V12L173 13V14L171 13V14H172L171 17H173V18H174V16H175ZM198 11H199V10H198ZM209 11L204 12V13H208ZM215 11H216V10H215ZM215 11H214V12H215ZM231 11H232V10H231ZM231 11H230V12H229V11L226 12V10H225V12H226L227 14H229V13L231 14ZM234 11H235V10H234ZM236 11H237V10H236ZM236 11H235V12H236ZM262 11H264V10H262ZM8 12H7V13H8ZM124 12H125V11H124ZM141 12H139V13H141ZM222 12H223V10H222ZM225 12H224V13H225ZM237 12H238V11H237ZM237 12H236V13H237ZM23 13H25L26 17L23 16L22 19H21L22 21L17 22V20H18V16H20V15L23 14ZM66 13H67V12H66ZM128 13H129V12H128ZM134 13H135V12H134ZM201 13H203L202 10H201ZM201 13H200V15H201ZM210 13H211V12H210ZM215 13H216V12H215ZM217 13L219 14V12H217ZM242 13H240V14H242ZM259 13H260V12H259ZM259 13H258V14H259ZM55 14H56V13H55ZM82 14H83V13H82ZM131 14L133 15V11H132ZM137 14H138V13H137ZM240 14H237V15H240ZM255 14H256V13H255ZM50 15H51V14H50ZM67 15H68V13H67ZM67 15H66V16H67ZM127 15H128V14H127ZM127 15H126V16H127ZM173 15H174V16H173ZM178 15H179V14H178ZM178 15L175 16V19H174V20H176V17L178 18ZM189 15H190V14H189ZM193 15H194V14H193ZM193 15H192V16H193ZM203 15H206V14H203ZM203 15H201V18H202ZM221 15L224 16V14H221ZM221 15L219 14L218 16H219V17H222ZM235 15H236V14H235ZM237 15H236V16H237ZM244 15H246V16H244ZM256 15H257V14H256ZM261 15H264V14H260V16H261ZM57 16H58V15H57ZM92 16L94 17V15H92ZM112 16H114V15L112 14ZM134 16H135V14H134ZM146 16H147V15H146ZM150 16H151V15H150ZM194 16H195V15H194ZM240 16H241V15H240ZM247 16H248V17H247ZM254 16H255V15H254ZM257 16H259V15H257ZM51 17H52V15H51ZM136 17H137V16H136ZM144 17H145V16H144ZM144 17H143V19H145V20H143V19L141 20L142 16H141V18L139 17L138 19L135 18V17H133V18H134V19H137V20L140 19V21L138 22V24L140 23V25H141L140 28H142V26H147V27H148V26H153V25H151V23H150V18H149V16H147L149 19H147V17H146V18H144ZM155 17H156V16H155ZM157 17H156V18H157ZM171 17H169L168 19L170 20ZM181 17H182V16H181ZM210 17H212V14H211ZM213 17H216V16H213ZM213 17H212L211 19L215 20L216 18H213ZM227 17H228V16H227ZM252 17H253V16H252ZM63 18H64V17H63ZM184 18H186V17H184ZM207 18H209L208 14H207ZM250 18H251V17H250ZM250 18H249V19H250ZM258 18H260V17H258ZM88 19H90V18H88ZM146 19H147V20H146ZM152 19H153V18H152ZM158 19H156V20H158ZM195 19H197V18H195ZM204 19H205V18H204ZM209 19H210V18H209ZM222 19H224V18H222ZM229 19H230V18H229ZM229 19H225V20H228V22H226V21H224V20H223L222 22H224V24H226V25H229V23H230V24H233V22L235 23V20H234V19H231V20H233V21H231V22H229ZM249 19H248V20H249ZM252 19H254V18H252ZM262 19H264V18H261L260 20H261V21H264V20H262ZM66 20H67V19H66ZM120 20H121V19H120ZM156 20H154V22H153L152 20H151V21L153 22V24L155 23L154 25H155L156 27H158V26H157V25H158V24H157L158 22H157V23L155 22ZM169 20H168V21H169ZM187 20H188V19H187ZM187 20H185V21H187ZM205 20H206V19H205ZM243 20H244V19H243ZM250 20H251V19H250ZM254 20H256V17H255ZM15 21H16V22H15ZM49 21H50V20H49ZM115 21H116V20H115ZM188 21H189V20H188ZM194 21H195V20H194ZM208 21L210 22V20H208ZM215 21H216V20H215ZM218 21L221 23V21H220L219 19L217 20V22H218ZM256 21H257V20H256ZM50 22H51V21H50ZM113 22H114V21H113ZM113 22H112V23H113ZM136 22H137V21H135V23H136ZM170 22H171V20H170ZM181 22H182V21H181ZM189 22H191V20H190ZM192 22H193V21H192ZM248 22H250V21H248ZM258 22L260 23V21H258ZM15 23H16V24H15ZM43 23H42V24H43ZM132 23H133V22H132ZM183 23H184V21H183ZM183 23H180L179 20H178L177 22H175V24H176L179 28H182V29L185 27V24H183ZM193 23H194V22H193ZM196 23H197V22H196ZM199 23L204 25V23H201V22H198V25H199ZM236 23H237V22H236ZM250 23H253V25L255 24L254 22H252V20H251ZM262 23H264V22H262ZM262 23H261V24H262ZM70 24L73 25V26H74V25H79V24H78V21H75V20H72V22H71ZM133 24H134V23H133ZM165 24H166V23H164L163 25H162V24H159V27H158V28H160V26L164 27ZM169 24H170V23H169ZM221 24H223V23H221ZM224 24H223V25H224ZM238 24H239V23H238ZM238 24H237V25H238ZM52 25H53V24H52ZM135 25H137V23H136ZM167 25H168V24H167ZM167 25H166L167 28L164 27L165 29H168V28H169V26H167ZM171 25H173V21H172V24H171ZM171 25H170V26H171ZM189 25H190V24H189ZM194 25H195V23H194ZM210 25H211V24H210ZM226 25H224V27H225ZM244 25H247V24H244ZM256 25H257V24H256ZM258 25H259V24H258ZM109 26H110V25H109ZM113 26H114V25H113ZM192 26H193V24L190 25V27H192ZM206 26H208V25L206 24ZM206 26H205V27H206ZM211 26H213V25H211ZM229 26H230V25H229ZM229 26H228V27H229ZM232 26H233V25H232ZM232 26H231V27H232ZM262 26H264V25H262ZM78 27H79V26H78ZM153 27H154V26H153ZM162 27L160 28L161 30H157L158 28H156L157 32L153 31V32H154V35L157 34V36H159L158 31H161V33L164 31V30L162 31V29H164V28H162ZM198 27H199V26H198ZM198 27H197V28H198ZM205 27H204V30L202 29L203 32L206 31V30H205ZM209 27H210V26H209ZM214 27H216V26H214ZM243 27H244V26H243ZM249 27H250V26H249ZM254 27H255V26H254ZM256 27H257V26H256ZM260 27H261V25H260ZM82 28H84V27L82 26ZM106 28H107V27H106ZM174 28H175V26H173V28H172L171 31H173ZM187 28H188V27H187ZM194 28H196V27H194ZM200 28H201V27H200ZM211 28H212V27H211ZM217 28H218V30L221 29V27L219 28L218 25H217V27L214 28V29H216V31H218ZM226 28H227V27H226ZM245 28H246V26H245ZM257 28H258V27H257ZM262 28H264V27H262ZM101 29H102V28H101ZM150 29H152V28H150ZM177 29H178V28H176V30H177ZM182 29H181V30H182ZM192 29H193V28H192ZM198 29H199V28H198ZM258 29H259V28H258ZM22 30H23V29H22ZM30 30H31V29H30ZM34 30H35V29H34ZM109 30H110V29H109ZM128 30H129V29H128ZM154 30H155V28H154ZM176 30H175V31H176ZM190 30H191V29H190ZM199 30H200V29H199ZM202 30H200V31H202ZM211 30H212V32H213V29H211ZM222 30H224L225 32H227V33H225L224 38H221V39H224L223 42L221 41V43H224L223 45H225L226 42H228V43H227L228 45H229V43H231V44H236V42H237V43H238L237 45L239 46V48H240V47L243 48L244 45H242V44L247 45L246 48H247V47L249 48V46H250V42H249V40H251V39H248V40H246V39H247L248 35H251L250 33H249V34H246V35H247V36L245 37L246 39H244V36H243V35H239V36H242V37H235L234 34H233V37H232L231 34H229L230 36L226 35V34H228V33H230V32L226 31L225 28L222 29ZM227 30H228V29H227ZM229 30H230V29H229ZM231 30H232V28H231ZM235 30H237V29H235ZM253 30H254V29H253ZM260 30H261V28H260ZM23 31H24V30H23ZM97 31H99V30H97ZM130 31H131V30H130ZM145 31H146V29H145ZM167 31H168V30H167ZM167 31H164V32H167ZM175 31H173V33H174ZM216 31H215V34H216ZM248 31H249V30H248ZM254 31H255V30H254ZM1 32H2V30H1ZM24 32H27V31L25 30ZM28 32H29V31H28ZM44 32H45V31H44ZM126 32H127V31H126ZM132 32H134V31H132ZM141 32H142V31H141ZM178 32H179V31H178ZM218 32H219V31H218ZM221 32H222V31H221ZM240 32H242V31H240ZM29 33H30V32H29ZM144 33H145V32H144ZM155 33H156V34H155ZM161 33H160V34H161ZM168 33H170V32H168ZM171 33H172V32H171ZM173 33H172V34H173ZM195 33H196V32H195ZM206 33H207V32H206ZM206 33H204V34H206ZM208 33H209V32H208ZM219 33H220V32H219ZM231 33H232V32H231ZM234 33H235V31H234ZM236 33H237V31H236ZM242 33H243V32H242ZM244 33H245V32H244ZM256 33H258V32H256ZM256 33H253V35L256 34ZM260 33L262 34V33H264V32H262V30H261ZM260 33H259V34H260ZM24 34H25V36H28V35H29V34H26V33H24ZM133 34H135V33H133ZM148 34H149V32H148ZM165 34H166V33H165ZM175 34H177V31L175 32ZM175 34H173V35H175ZM180 34L183 36L182 33H180ZM191 34H192V33H191ZM196 34H197V33H196ZM202 34H203V33H202ZM209 34H210V33H209ZM209 34L206 35L207 38L210 37ZM212 34H213V33H212ZM217 34H218V33H217ZM222 34H224V33H222ZM261 34H260V35H261ZM31 35H32V34H31ZM117 35H118V36H119V35H122V33H121V34H117ZM125 35H128V34H125ZM166 35H167V34H166ZM166 35H165V37H167ZM178 35H179V34H178ZM184 35H185V34H184ZM198 35H199V34H198ZM220 35H221V33H220ZM253 35H252V36H253ZM256 35H257V34H256ZM260 35H259V36H260ZM29 36H30V35H29ZM32 36H33V35H32ZM111 36H112V34H111ZM152 36H153V34L151 35V38L154 39L155 37L153 38ZM157 36H156V37H157ZM163 36H164V34H163ZM168 36H171V35H168ZM185 36H186V35H185ZM191 36H192V35H191ZM199 36H200V35H199ZM208 36H209V37H208ZM214 36H216V35H214ZM259 36L257 35V38H258ZM261 36H262V35H261ZM94 37H95V36H94ZM126 37H127V36H126ZM138 37H139V36H138ZM159 37H160V36H159ZM180 37H181V36H180ZM200 37L202 38V36H200ZM200 37H199V38H200ZM203 37H205V35H203ZM216 37H217V38H220V37H218V35H217ZM222 37H223V36H222ZM27 38H29V37H27ZM116 38H117V36H116ZM129 38H130V37H129ZM162 38H163V37H160V40H161ZM181 38H182V37H181ZM183 38H184V36H183ZM187 38H188V37H187ZM191 38H193V37H191ZM207 38H206V39H207ZM214 38H215V37H214ZM217 38H216V40H217ZM250 38H251V36H250ZM253 38H256L255 35H254ZM253 38H252V39H253ZM257 38H256V40L258 41ZM31 39H32V38H31ZM109 39H110V38H109ZM130 39H131V41H132L134 38H130ZM140 39H141V40H140ZM140 39H139V41H142V38H140ZM164 39H165V38H164ZM175 39H176V38H175ZM206 39L204 38V40H206ZM221 39H220V40H221ZM262 39H264V38H261L260 40H262ZM27 40H29V39H27ZM111 40H112V39H111ZM168 40H173V39H170V38H169ZM188 40H189V39H188ZM204 40H203V42L205 43L206 41H204ZM207 40L212 41V39H210V38L207 39ZM216 40H215V41H216ZM260 40H259L258 42H260ZM99 41H100V40H99ZM99 41H98V42H99ZM114 41H115V40H114ZM131 41H130V42H131ZM143 41H145V40L143 39ZM146 41L149 42L148 40H146ZM146 41H145V42H146ZM163 41H164V40H163ZM177 41H178V40H177ZM184 41H185V40H184ZM191 41H192V39H191ZM191 41H189V42H191ZM195 41H196V40H195ZM200 41H201V40H200ZM210 41H209V42H210ZM233 41H236V42H235V43H232ZM257 41H256V42H257ZM116 42H117V41H116ZM145 42H144V43L139 42V43H141V44H145ZM170 42L173 43L174 41H170ZM181 42H182V41H181ZM185 42H187V41H185ZM185 42H184V43H185ZM189 42H187V44H189ZM196 42H197V41H196ZM203 42H202V43H203ZM261 42H262V44H264V41H261ZM261 42H260V45H261ZM14 43H15V42H14ZM32 43H33V42H32ZM52 43H53V42H52ZM55 43H56V42H55ZM124 43H125V42H124ZM150 43H151V41H150ZM166 43H168V42H166ZM191 43H192V42H191ZM210 43L212 44V42H210ZM219 43H220V42H219ZM252 43H253V42H252ZM15 44H16V43H15ZM105 44H106V43H105ZM141 44H139V45L136 44V45H137L138 47H142ZM151 44H152V43H151ZM158 44H159V43H158ZM185 44H186V43H185ZM193 44H196V43H192V45H193ZM207 44H209V43L207 42ZM207 44H205V45H207ZM240 44H241V45H240ZM253 44H254V43H253ZM26 45H27V44H26ZM93 45H94V44H93ZM106 45H108V44H106ZM136 45H135V46H136ZM145 45H147V43H146ZM148 45H150V44H148ZM176 45H177V44H176ZM179 45H181V43H180ZM179 45H178V47H179ZM213 45L216 46L214 50L218 49V47L220 46V44H219V46L217 47V45H218L217 42H216V45H215V44H213ZM221 45H222V44H221ZM237 45H236V47L238 48ZM3 46H4V45H3ZM12 46H14V45H12ZM16 46H17V45H16ZM19 46H20V45H19ZM19 46H17V47H19ZM53 46H54V45H53ZM55 46L57 47L56 44H55ZM110 46H111V45H110ZM112 46H113V45H112ZM150 46H151V45H150ZM166 46H167V45H166ZM166 46L164 47L165 50H166V48H167ZM174 46H175V44H174ZM190 46H191V45H190ZM195 46H197V45H195ZM195 46H193V48H196V49H197V47H195ZM208 46H209V45H208ZM210 46H211V45H210ZM229 46H230V45H229ZM229 46L226 45L225 47L228 48ZM231 46H232V45H231ZM233 46H234V45H233ZM251 46H252V45H251ZM251 46H250V47H251ZM32 47H33V46H32ZM105 47H106V46H105ZM105 47H104V48H105ZM107 47H108V46H107ZM143 47H144V46H143ZM151 47H152V46H151ZM175 47H176V46H175ZM182 47H183V45H182ZM182 47L180 46V49H181ZM200 47H201V46H200ZM206 47H207V46H206ZM212 47H213V46H211V47H209V48L213 49ZM223 47H224V46H223ZM225 47H224V48H225ZM262 47H264V46H262ZM262 47H261V48H262ZM12 48H13V47H12ZM12 48L8 47V45L5 44V46H4V57H5L6 59H12V58H14V57H16V56L18 55V54H15V51H13ZM30 48H31V47H30ZM96 48H97V47H96ZM118 48H120V47H118ZM118 48H116V49H118ZM162 48H163V47H162ZM176 48H177V47H176ZM220 48H221V47H219V49H220ZM227 48H226V50H225V49L223 50V48H221V50H222V51H227V52H228L229 50H227ZM229 48H230V47H229ZM233 48H235V46L232 47L231 50H232ZM251 48H252V47H251ZM258 48H259V47H258ZM19 49H21V47H19ZM25 49H27V48H25ZM33 49H34V48H33ZM58 49H59V48H58ZM108 49H109L110 51H112L110 48H107V50H108ZM152 49H153V48H152ZM169 49H170V48H169ZM184 49H185V48H182V50H184ZM219 49H218V50H219ZM253 49H254V48H253ZM255 49H257V48H255ZM255 49H254V50H255ZM259 49H260V48H259ZM14 50H15V48H14ZM118 50H120V49H118ZM148 50H149V49H148ZM188 50H189V49H188ZM201 50H202V49H201ZM231 50H230V51H231ZM234 50H235V49H234ZM238 50L241 51V53H243L242 56H244V52H245L246 50H244V51H243L242 49H241V50L238 49ZM238 50H237V51H238ZM261 50H264V49H260V51H261ZM20 51H21V50H20ZM110 51H109V52H110ZM173 51H174V50H173ZM184 51H185V50H184ZM186 51H187V47H186ZM190 51H191L190 53H192V55H193V53H196V52H195V49H192V50H191V48H190ZM193 51H194V52H193ZM197 51H198V50H197ZM199 51H200V50H199ZM199 51H198V52H199ZM235 51H236V50H235ZM237 51H236V52H237ZM242 51H243V52H242ZM248 51H249V50L247 49V52H248ZM250 51H251V50H250ZM255 51H256V50H255ZM260 51H258V52L260 53ZM21 52H22V51H21ZM33 52H34V51H33ZM97 52H100V53H101V50H100V51L97 50ZM112 52H113V51H112ZM126 52H127V51H126ZM136 52H137V51H136ZM158 52H159V51H158ZM169 52H170V51H169ZM200 52H201V51H200ZM200 52H199V53H200ZM202 52H203V51H202ZM202 52H201V54L204 55V53L206 52V50H205L204 53H202ZM212 52H213V51H212ZM215 52H217V50H216ZM251 52H252V51H251ZM251 52H250V53H251ZM23 53H24V52H23ZM128 53H129V52H128ZM167 53H168V52H167ZM185 53H186V52H185ZM187 53H188V52H187ZM190 53H189V54H190ZM213 53H214V52H213ZM241 53L239 52L240 55H241ZM245 53H246V52H245ZM254 53H257V51L254 52ZM26 54H27V53H26ZM28 54H29V56H30L31 53L29 52ZM28 54H27V55H28ZM53 54H54V53H53ZM125 54H126V53H125ZM173 54H174V53H173ZM201 54H200V55H201ZM206 54H207V56L209 55V53H206ZM215 54H216V53H215ZM218 54H219V53H218ZM221 54H222V53H221ZM227 54H229V53H227ZM227 54H226V55H227ZM233 54H234V53H233ZM233 54H232L231 57L234 56ZM236 54H237V57L234 56V57H235V61H234V62H235L237 65H240V66L242 67V66L244 65V63L247 62L248 60H244L245 58L243 59L242 57H238V56H239V55H238V52L235 53V55H236ZM247 54H248V53H247ZM251 54H252V53H251ZM251 54H250V56H251ZM27 55H26V56H27ZM192 55H191V56H192ZM202 55H201V57H202ZM216 55H217V54H216ZM230 55H231V53H230ZM230 55H229V57H230ZM41 56H42V55H41ZM110 56H111V55H110ZM195 56L197 57L198 55L195 54ZM212 56H214V55H209L208 58L211 60V58H214V57H212ZM217 56H218V55H217ZM248 56H249V55H248ZM165 57H166V56H165ZM192 57H193V56H192ZM196 57H195V58H196ZM210 57H211V58H210ZM231 57H230V58H231ZM234 57H233V58H234ZM253 57H255V56H253ZM259 57H260V60H261L262 62H264V55H261V56L259 55ZM31 58H32V57H31ZM111 58H112V57H111ZM135 58H136V57H135ZM138 58H139V57H138ZM176 58H177V57H176ZM199 58H200V57H198V59H199ZM221 58H222L225 62H222V59H221ZM221 58H220V59H221L220 62L223 63V64L221 63L223 66H227V65H224V64L226 63V60L231 61V60H229V58L227 59V57H225L223 54L221 55ZM46 59H47V58H46ZM159 59H160V58H159ZM202 59H203V57H202ZM214 59H215V58H214ZM217 59H218V57H217ZM217 59H216V60H217ZM252 59H255V58H252ZM256 59H257V57H256ZM1 60H3V59H1ZM35 60H37V59H35ZM38 60H39V58H38ZM38 60H37V61H38ZM116 60H117V59H116ZM137 60H138V59H137ZM179 60H181V59H179ZM210 60H209V62H211ZM232 60H233V59H232ZM257 60H258V59H257ZM46 61H47V60H46ZM118 61H119V60H117V63H118ZM126 61H127V60H126ZM162 61H163V60H162ZM213 61H214V60H213ZM254 61H255V60H254ZM39 62L42 64L41 59L39 60ZM75 62H76V61H75ZM115 62H116V61H115ZM170 62H171V61H170ZM217 62L220 63L218 60H217ZM37 63H38V62H37ZM40 63H38V65H37L38 67H42V65H41ZM117 63H116V64H117ZM127 63H128V62H127ZM135 63H136V62H135ZM212 63H213V62H211V64H212ZM218 63H217V64H218ZM248 63H251V62L249 61ZM248 63H246V64L248 65ZM255 63H256V62H255ZM69 64H70V63H69ZM203 64H206V63L203 62ZM203 64L200 63V66L202 67ZM208 64H209V63H208ZM221 64H220V66L222 67ZM229 64H230V63H229ZM231 64H232V66H233V63H232V62H231ZM261 64H262V63H261ZM261 64H259V65H261ZM7 65H8V64H7ZM120 65H121V64H120ZM144 65H145V64H144ZM190 65H191V64H190ZM218 65H219V64H218ZM262 65H264V64H262ZM3 66H4V65H3ZM53 66H55V65H53ZM184 66H185V65H184ZM191 66H192V65H191ZM191 66H188V68L191 67ZM203 66H204V65H203ZM208 66H209V65H208ZM212 66H213V65H211V67H212ZM220 66H218V67H220ZM234 66H235V65H234ZM240 66H239V67H240ZM134 67H135V66H134ZM197 67H199V66H196V68H197ZM214 67H215V65H214ZM229 67H230V65H229ZM239 67H237V68H239ZM243 67H245V66H243ZM246 67H247V69H248V72H250V74H252V75L255 74L254 72L252 73V71L254 70V65H253V64H249V65L246 66ZM73 68H74V67H73ZM127 68H128V67H127ZM138 68H139V67H138ZM196 68H195V69H196ZM202 68H203V67H202ZM202 68H201V69H202ZM205 68H206V67H205ZM215 68H216V67H215ZM222 68H223V67H222ZM222 68H220V69H222ZM227 68H228V67H227ZM231 68H233V67L228 68V72H229V70H230V71H233V70H231ZM234 68H235V67H234ZM257 68H258V67H257ZM259 68H260V67H259ZM261 68H262V66H261ZM80 69H81V68H80ZM183 69H184V68H183ZM189 69H191V68H189ZM192 69H194V68L192 67ZM192 69H191V70H192ZM224 69H225V67H224ZM224 69H222L223 72H224V71L227 72V70H224ZM241 69H242V68H241ZM262 69H264V68H262ZM43 70H44V69L42 68V71H43ZM138 70H139V69H138ZM187 70H188V69H187ZM209 70H211L210 67H209ZM212 70L214 71V69H212ZM222 70H221V71H222ZM236 70H237V69H236ZM244 70H246V69H244ZM15 71H16V70H15ZM86 71H87V70H86ZM136 71H137V70H136ZM140 71L142 72V69H141ZM189 71H190V70H189ZM201 71H202V70H201ZM221 71H218V72L215 73V74L217 75L218 73H221ZM261 71H264V70H261ZM77 72H78V71H77ZM143 72H144V71H143ZM152 72H153V71H152ZM152 72H151V73H152ZM192 72H194V70H192L191 73H192ZM199 72H200V71H199ZM202 72H203V71H202ZM226 72H225V75H224L223 73H222L223 75L220 74L221 77H219V78H216L215 74H213V75H214V78H216L217 80H221L222 78H224L223 80H225L226 75L228 76L229 74H231V72H229V74H226ZM228 72H227V73H228ZM237 72H239V70H238ZM241 72H242V71H241ZM62 73H63V72H62ZM145 73H146V72H145ZM153 73H154V72H153ZM160 73H162V72H160ZM191 73H190V74H191ZM233 73H234V72H233ZM257 73H258V72H257ZM257 73H256V74H257ZM17 74H18V73H17ZM194 74H196V73H194ZM201 74H202V73H201ZM211 74H212V73H211ZM236 74H237V75H241L240 72H239V74H238V73H236ZM250 74H249V75H250ZM258 74H259V73H258ZM262 74H264V72H262ZM46 75H47V74H46ZM138 75H139V74H138ZM138 75H137V76H138ZM151 75H152V74H151ZM154 75L156 76V74H154ZM204 75H205V74H204ZM204 75H202V76H204ZM213 75H212V76H213ZM231 75H232V74H231ZM234 75H235V74H233V76H234ZM242 75H243V74H242ZM249 75H247V76H249ZM47 76H48V78L50 79L49 75H47ZM47 76H46V77H47ZM76 76L78 77L79 75H76ZM76 76H75V77H76ZM85 76H87V75H85ZM157 76H158V75H157ZM192 76H193V75H192ZM199 76H201V75L199 74ZM202 76H201V77H202ZM224 76H225V77H224ZM255 76H256V75H255ZM262 76H264V75H262ZM77 77H76V78H77ZM143 77H144V76H143ZM160 77H161V76H160ZM190 77H191V76H190ZM230 77H232V76H230ZM236 77H237V76H236ZM242 77H243V76H242ZM245 77H246V76H245ZM245 77H243L245 81H246V79H250V78H251V76H250V78H247V77L245 78ZM253 77H254V75L252 76V78H251L250 80H252ZM257 77H259V76H257ZM30 78H31V77H30ZM37 78H38V77H37ZM48 78H46V79H48ZM78 78H79V77H78ZM80 78H81V77H80ZM119 78H120V77H119ZM191 78H192V77H191ZM191 78H190V80H191ZM234 78H235V77H234ZM259 78H261V75H260ZM82 79H83V78H82ZM111 79H112V78H111ZM120 79H121V78H120ZM120 79H119V80H120ZM193 79H194V78H193ZM196 79H197V80H196ZM196 79H195V80L197 81L198 84L202 82L201 79L198 78V76H197ZM207 79H208L209 82H210V81H211L210 79H212V78H211V75H210V79H209V78H207ZM226 79H227V78H226ZM230 79H233V78H229V80H227V81H230ZM240 79H241V77H240ZM254 79H256V78L254 77ZM26 80H27V79H26ZM144 80H145V79H144ZM168 80H169V79H168ZM212 80H213V79H212ZM223 80H222V81H223ZM237 80H239V79L236 78L235 81H237ZM257 80H260V79H257ZM262 80H264V78H262ZM262 80H260V81H262ZM31 81H33V80H31ZM34 81H35V83H34ZM34 81H33V84H37V85L39 84V85H41L39 81H38V83L36 82V80H34ZM82 81H83V80H82ZM120 81H121V80H120ZM200 81H201V82H200ZM213 81H214V80H213ZM213 81H212V82H213ZM232 81H233V83H235L234 79H233ZM232 81H231V82H228V85L231 86V89H232V87H233V86L231 85V84H232ZM248 81H249V80H247V83H249ZM49 82H50V81H49ZM149 82L151 83V81H149ZM162 82H163V81H162ZM209 82H208L207 84H209ZM212 82H210V84H211ZM216 82H217V81H216ZM216 82H215V84H216ZM220 82H221V81H220ZM220 82H218V83H219V84H222V82H221V83H220ZM239 82H241V81H239ZM23 83H24V82H23ZM23 83H21V84H23ZM44 83H45V82H44ZM44 83H43V84H44ZM46 83H47V82H46ZM52 83H53V82H52V80H51V84H52ZM94 83H95V82H94ZM117 83H118V82H117ZM147 83H148V82H147ZM152 83H153V82H152ZM166 83H167V82H166ZM230 83H231V84H230ZM242 83H243V85H244L245 82L242 80ZM257 83H258V82H257ZM257 83H256V84H257ZM262 83H264V82H262ZM24 84H26V83H24ZM29 84H30V83H29ZM31 84H32V83H31ZM54 84H55V83H54ZM210 84H209V85H210ZM224 84H225V82H224ZM251 84H252V83H251ZM251 84H248V85L245 84L246 87H247V86L249 87V85L251 86V87H249V90H250V88L252 89V88L254 87V86H252ZM256 84L253 83V85H255L256 87H258V85H256ZM258 84L260 85V83H258ZM27 85H28V84H27ZM45 85H46V84H45ZM45 85H44V87H45ZM83 85H84V84H83ZM140 85H141V84H140ZM140 85H139V86H140ZM142 85H143V84H142ZM146 85H147V84H146ZM212 85H214V84H212ZM216 85H217V84H216ZM228 85H226V88H227ZM233 85H234V84H233ZM236 85H237V82H236ZM41 86H42V85H41ZM80 86H81V85H80ZM98 86H99V85H98ZM105 86H106V85H105ZM121 86H122V84H121ZM151 86H153V85L151 84ZM205 86H207V85H202V87H201L202 90H203V88H204ZM239 86H240V85H239ZM262 86H264V85H262ZM22 87H23V86H22ZM26 87H27V86H26ZM36 87H37V86H36ZM42 87H43V86H42ZM59 87H60V86H59ZM103 87H104V86H103ZM107 87H108V86H107ZM148 87H150V84H148ZM209 87H210V86H209ZM218 87H219V86H218ZM228 87H229V86H228ZM237 87H238V86L235 87L236 90H237ZM240 87H241V86H240ZM240 87H239V88H240ZM246 87H245V88H246ZM256 87H255V88H256ZM260 87H261V86H260ZM38 88H39V87H38ZM60 88H61V87H60ZM122 88H123V87H122ZM199 88H200V87H199ZM206 88H207V87H205V89H204L205 91H207ZM214 88H215V87H214ZM229 88H230V87H229ZM229 88H228V89H229ZM235 88H234V89H235ZM243 88H244V86H243ZM243 88H242V89H243ZM255 88H254V90H253V89H252V90L255 91ZM261 88H262L261 90H264V87H261ZM22 89H23V88H22ZM27 89H28V87H27ZM27 89H26V90H27ZM35 89H36V88H35ZM42 89H43V88H42ZM42 89H41V92L43 93L44 90L42 91ZM44 89H45V88H44ZM117 89H118V88H117ZM159 89H160V88H159ZM207 89H208V88H207ZM217 89H218V88H217ZM242 89H238V90L241 91ZM26 90H25V87H24L23 91L25 92ZM38 90H40V88H39ZM48 90H49V92H51L49 88H48ZM197 90H198V89H197ZM204 90H203V92H204ZM212 90H213V89H212ZM232 90H233V89H232ZM238 90H237V91H238ZM246 90H248V89H246ZM257 90H259V88L256 89V91H257ZM31 91H32V89H31ZM45 91H46V90H45ZM97 91H98V90H97ZM104 91H105V90H104ZM140 91H141V90H140ZM178 91H179V90H178ZM199 91H200V89H199ZM213 91H214V92H211V95H212V93H215L216 90L214 89ZM218 91H219V90H218ZM256 91H255V94L257 93ZM1 92H4V91L2 90V87H1V89H0V93H1ZM24 92H23V93H24ZM32 92H33V93H32ZM32 92H31V93H32V95H33L35 92H34V91H32ZM39 92H40V91H39ZM47 92H48V91H47ZM56 92H57V91H56ZM100 92H101V91H100ZM150 92H151V91H150ZM189 92H191V91H189ZM242 92H243V91H241L240 93H242ZM248 92H249V91H248ZM258 92H260V91H258ZM262 92H264V91H262ZM262 92H260V94L258 95V96H259V99H260L261 96L264 97V95H261ZM29 93H30V90H29V92H28L27 94H29ZM57 93H58V92H57ZM59 93H60V92H59ZM59 93H58V94H59ZM101 93H104V92L102 91ZM109 93H110V92H109ZM142 93H144V92L142 91ZM145 93H146V92H145ZM193 93H194V92H193ZM195 93H196V92H195ZM205 93H206V92H205ZM205 93H203V94L205 95ZM209 93H210V92H209ZM221 93L224 94V92H221ZM229 93H230V95H232L231 92H229ZM238 93H239V92H238ZM244 93H245V92H244ZM250 93H251V92H250ZM250 93H245V94H248V95H249ZM252 93H253V92H252ZM252 93H251V94H252ZM39 94H40V93H39ZM94 94H95V93H94ZM121 94H122V93H121ZM135 94H136V93H135ZM203 94H202V96H203ZM216 94H219V93L216 91ZM234 94H236V92L233 93V95H234ZM32 95L30 94V96H32ZM37 95H38V94H37ZM42 95H44V94H42ZM42 95H41V96H42ZM45 95H46V94H45ZM47 95H48V96H51V93H50V95H49V93H47ZM59 95H60V94H59ZM104 95H105V94H104ZM113 95H114V93H113ZM156 95H157V97H158V94H156ZM160 95H161V94H160ZM164 95H165V94H164ZM190 95H191V94H190ZM206 95H207V94H206ZM213 95H214V94H213ZM224 95H225V94H224ZM224 95H223V96H224ZM226 95H227V96H230V95H228V92H227ZM233 95H232V96H233ZM252 95H253V94H252ZM260 95H261V96H260ZM0 96H1V95H0ZM54 96L56 97V95H54ZM95 96H96V95H95ZM114 96H115V95H114ZM161 96H162V95H161ZM214 96H215V95H214ZM218 96H220V95H218ZM218 96L216 97V99L218 98ZM223 96H221V98H222ZM227 96H224V97H227ZM236 96H238V94L235 95V97H232V98H236ZM242 96H243V98L241 97V95H239V97L242 98V101H244V100H245L244 95L242 94ZM246 96H247V95H246ZM253 96H254V98H255V95H253ZM253 96L250 95V96H248V97H251V98H252ZM33 97H34V99H35V94H34ZM33 97H32V98H33ZM118 97H119V99H120V96H119V95L116 96V98H118ZM126 97L128 98V96H126ZM126 97H125V98H126ZM132 97H133V96H132ZM154 97H155V96H154ZM193 97H195L194 94H193ZM209 97H210V96L208 95V98H209ZM212 97H213V96H212ZM224 97H223V98H224ZM239 97H238V98H239ZM262 97H261V100H262ZM30 98H31V97H30ZM50 98H51V97H50ZM52 98H53V97H52ZM57 98L59 99L58 96H57ZM81 98H82V97H81ZM125 98H124V99H125ZM143 98H144V97H143ZM159 98H160V96H159ZM195 98H196V97H195ZM202 98H203V97H202ZM223 98H222V99H223ZM227 98H229V97H227ZM232 98H231V99H232ZM238 98H237V99H238ZM36 99H37V98H36ZM48 99H49V98H48ZM163 99H164V98H163ZM187 99H188V98H187ZM197 99H198V98H197ZM206 99H207V98H206ZM219 99H220V97H219ZM243 99H244V100H243ZM255 99H256V98H255ZM259 99H258L257 102L260 101ZM50 100H51V99H50ZM64 100H65V99H64ZM128 100H129V99H128ZM140 100H141V99H140ZM204 100H205V99H204ZM217 100H218V99H217ZM225 100H228V99L225 98ZM225 100H224V101H225ZM235 100H236V99H235ZM256 100H257V99H256ZM80 101H81V100H80ZM84 101H85V100H84ZM143 101H144V100H143ZM224 101L222 102L224 105H223V104H222V105H223V106H226L225 103H227L228 101H226V102H224ZM239 101H241V100H239ZM239 101H237V102L240 103ZM107 102H109V101L107 100ZM121 102H122V101H121ZM136 102H137V100H136ZM136 102H135V103H136ZM187 102H188V101H187ZM204 102H205V101H204ZM207 102H209V101H207ZM233 102H236V101H233ZM254 102H255V101H254ZM261 102H264V100H262ZM0 103H1V100H0ZM53 103H54V102H53ZM59 103H60V102H59ZM62 103H64V102H62ZM62 103H61V104H62ZM72 103H73V102H72ZM111 103H113V102H111ZM115 103H116V102L114 101V104H115ZM119 103H120V102H119ZM130 103H131V102H130ZM130 103H129V104H130ZM135 103H134V104H135ZM194 103H195V101H194ZM199 103H201V102L199 101ZM199 103H198V104H199ZM213 103H214V101H213ZM213 103H212V105H213ZM217 103H218V102H217ZM217 103H216V104H217ZM229 103H230V101H229ZM229 103H227V108H226V107L222 108V107H223L222 105H221V106H218V108L221 107V109H223V110H224L225 108H226L227 110L232 109V110H231V113H233V112H232V111L234 110L233 108H237V107H239V105H238V106H236V107L234 106L233 108H229V109H228V105H229V106H231V105L233 106L232 103H230L231 105H230ZM252 103H253V102H252ZM64 104H65V103H64ZM66 104H67V103H66ZM109 104H110V103H109ZM122 104H123V103H122ZM146 104H147V103H146ZM165 104H168V103H164L163 105H165ZM175 104H176V103H175ZM185 104H186V103H185ZM198 104H197V107H198ZM214 104H215V103H214ZM216 104L213 105V108H214V109H215L214 106H216ZM234 104L236 105L237 103H234ZM241 104H242V103H241ZM259 104H260V102H259ZM18 105H20V104H18ZM73 105H74V103H73ZM107 105H108V104H107ZM137 105H138V104H137ZM186 105H187V104H186ZM189 105H190V103H189ZM206 105H207V104H206ZM210 105H211V104H209V106H210ZM260 105H262V103H261ZM30 106H32V105H30ZM64 106H65V105H64ZM68 106H69V105H68ZM112 106H113V105H112ZM112 106H110V107L112 108ZM119 106L121 107L120 104H119ZM125 106H126V105H125ZM125 106H123V107H121V108L124 109ZM132 106H133V105H132ZM176 106H177V104H176ZM232 106H231V107H232ZM240 106H241V105H240ZM6 107H7V106H6ZM126 107H127V106H126ZM135 107H137V106H135ZM138 107H139V106H138ZM138 107H137V108H138ZM171 107H172V106H171ZM194 107H195V106H194ZM210 107H211V106H210ZM216 107H217V106H216ZM242 107H244V105H242ZM242 107H239V108H242ZM245 107H246V105H245ZM245 107L242 108V109H243V110H242L243 112H245V111L248 110V108H246V110H244ZM69 108H70V107H69ZM76 108L78 109L77 106H76ZM113 108H115V107H113ZM113 108H112V109H113ZM116 108H117V105H116ZM127 108H128V107H127ZM127 108H126V109H127ZM143 108H144V107H143ZM169 108H170V107H169ZM205 108H206V107H205ZM207 108H208V107H207ZM239 108H237V110H238ZM109 109H110V108H109ZM128 109L130 110V109H132V108H128ZM128 109H127V110H128ZM133 109H134V108H133ZM135 109H136V108H135ZM141 109H142V108H141ZM172 109L174 110V109H175V106H174V108H172ZM179 109H180V108H179ZM209 109H210V108H209ZM211 109H212V108H211ZM249 109H250V108H249ZM260 109H261V108H260ZM10 110H11V112H9L10 114H11V113H15L14 110H12V109H10ZM23 110H24V109H23ZM36 110H37V109H36ZM41 110H42V108H41ZM115 110L117 111V109H115ZM118 110H119V109H118ZM129 110L127 111V114H128V112H129ZM138 110H139V109H138ZM170 110H171V108H170ZM194 110H195V109H194ZM203 110H205V109H203ZM218 110H219V109H217V112H215L216 114H214V116H215V115H218L217 113L221 112V111L218 112ZM240 110H241V109H240ZM253 110H254V109H253ZM255 110H256V109H255ZM255 110H254V111H255ZM0 111H2V110L0 109ZM8 111H9V108H8ZM12 111H13V112H12ZM71 111H72V110H71ZM78 111L80 112V117H83V116H82V115H83V114H82L83 112L81 113L82 110L79 109ZM78 111H77V113H78ZM119 111H120V110H119ZM124 111H126V110H124ZM144 111H145V110H144ZM163 111H164V110H163ZM186 111H187V110H186ZM210 111H211V110H210ZM254 111H253V112H254ZM258 111H260V110H258ZM258 111H257V112H258ZM37 112H38V110H37ZM39 112H41V111H39ZM39 112H38L37 114H41L43 111H42L41 113H39ZM44 112H45V111H44ZM46 112H48V111H46ZM53 112H54V111H53ZM53 112H52V113H53ZM69 112H70V111H69ZM114 112H115V111H114ZM114 112H113V114H116V113H114ZM120 112H121V111H120ZM146 112H148V111H146ZM165 112H166V111H165ZM175 112H176V111H175ZM188 112H189V111H187L186 113H188ZM191 112H193V110H192ZM195 112H196V111H195ZM224 112H225V111H224ZM239 112H240V111H239ZM243 112H242V114H244ZM253 112H252V109H250V110H249V113H247V115H250V117H248V118H250V121H251V122H252V121H255V120H254V117H253V115H252ZM257 112H256V113H257ZM260 112H261V111H260ZM48 113H49V115H48V114H47V115H48V116H51V115H50V112H48ZM54 113H55V112H54ZM66 113H67V112H66ZM71 113L73 114L74 112L72 111ZM117 113H118V112H117ZM170 113H173V112H170ZM183 113H184V112H183ZM196 113H198V112H196ZM202 113H203V112H202ZM205 113H206V112H205ZM226 113H228V112H225V114H226ZM229 113H230V112H229ZM229 113H228V114H229ZM231 113H230V115H231ZM245 113H246V112H245ZM256 113L254 112V114H256ZM28 114H29V113H28ZM28 114H27V116H33V115H34V114H33V115H32V114L28 115ZM37 114H35V115L38 116ZM99 114H100V113H99ZM121 114H122V113H121ZM153 114H154V113H153ZM199 114H201V113L199 112ZM234 114H235V113H234ZM240 114H241V113H240ZM42 115H43V114H42ZM42 115H41V117H42ZM52 115H53V114H52ZM73 115H74V114H73ZM118 115H119V113H118ZM128 115H129V114H128ZM164 115H165V114H164ZM189 115H191V114H189ZM196 115H197V114H195V116H193V115H191V116H193V117H197V119H198V116H196ZM206 115H207V117H208V113H206ZM206 115H204V116H205V119H203V120H204V121H205V120H206V121H209V120H210V117H208V118H209V120H208V118L206 117ZM220 115H221V113H220ZM251 115H252V119H253V120H251ZM260 115H261V113H260ZM260 115H258V116H260ZM44 116H45V114H44ZM88 116H89V115H88ZM106 116H108V115H106ZM209 116H210V115H209ZM214 116H212V117H214ZM218 116H219V115H218ZM221 116H222V115H221ZM223 116H224V114H223ZM223 116H222V117H223ZM226 116H227V114H226ZM226 116H225V117H226ZM228 116H229V115H228ZM228 116H227V120H229V122H230L231 118H228ZM237 116H238V115H237ZM261 116H262V115H261ZM46 117H47V116H46ZM55 117H56V118H55ZM58 117H59V116H57V114H55V116L53 115V118H54V119H57ZM62 117H63V116H62ZM62 117H61V119H62ZM76 117H77V116H76ZM114 117H115V116H114ZM169 117H170V116H169ZM189 117H190V116H189ZM199 117L201 118V115H199ZM215 117H217V116H215ZM238 117H239V116H238ZM242 117H243L242 119H245V118H244V115H242ZM245 117H246V114H245ZM255 117H256V116H255ZM262 117H264V116H262ZM262 117H260V118H257V117H256V120H260ZM30 118L32 119L33 117H30ZM42 118H43V117H42ZM47 118H48V117H47ZM51 118H52V116H51ZM64 118H65V116H64ZM64 118H63V119H64ZM85 118H86V117H85ZM88 118H89V117H88ZM110 118H111V116H110ZM112 118H113V117H112ZM116 118L118 119V117H115V119H116ZM124 118H125V119H124L123 121L126 120L124 124L127 125L126 127H128V123H126V122H127V117H124ZM134 118H135V116L133 117L132 120H134ZM138 118H139V117H138ZM141 118H142V117H141ZM171 118H172V117H171ZM185 118H186V117H185ZM190 118H191V117H190ZM235 118H236V117H235ZM235 118L232 119V120H235ZM240 118H241V117H240ZM4 119H5V118H4ZM28 119H29V118H28ZM31 119H30V120H31ZM43 119H44V118H43ZM59 119H60V118H58V120H59ZM63 119H62V121H61L62 123H60L61 125L67 120V119H66V120L64 119L65 121L63 122ZM82 119H83V118H82ZM121 119H122V118H121ZM128 119H129L128 121H131V122H132V120L130 119V117H128ZM142 119H144V118H142ZM142 119H141V120H142ZM172 119H173V118H172ZM181 119H182V118H181ZM214 119H215V118H214ZM221 119H222V118H221ZM58 120H57V121H58ZM110 120H111V119H110ZM161 120H162V119H161ZM218 120H219V121H218ZM232 120H231V122H232ZM262 120H264V119H262ZM33 121H34V119H33ZM37 121H38V120H37ZM44 121H45V120H44ZM44 121L42 120L43 123H44ZM73 121H74V120H72V123H73ZM87 121H88V120H87ZM87 121H86V122H87ZM90 121H91V120H90ZM101 121H102V120H101ZM123 121H122V123H123ZM138 121H139V120H136V122H138ZM143 121H144V120H143ZM147 121H149V120L147 119ZM147 121H145V122L147 123ZM167 121H168V120H167ZM173 121H174V120H173ZM215 121H216V122H220V124H221L220 117H219V119H217V120H215ZM223 121L226 122V119H224ZM235 121H236V120H235ZM245 121H246V119H245ZM250 121H249V122H250ZM260 121H261V120H260ZM8 122H9L10 124H11V122H12V124H13V123H17L16 119L14 120L13 116H12V117H9V119L7 120V123H8ZM23 122H24V121H23V119H22V123H23ZM26 122H27V121H26ZM26 122H25V123H26ZM42 122H41V124H42ZM46 122L48 123L49 121H46ZM84 122H85V121H84ZM94 122H96V121H94ZM110 122H111V121H110ZM114 122H115V121H114ZM114 122H112V123H114ZM119 122L121 123V121H119ZM133 122H135V121H133ZM141 122H142V121H139L140 124H143V123H141ZM145 122H144V123H145ZM209 122H211V120H210ZM224 122H222V123H223V124H226V125L229 124V122H226V123H224ZM231 122H230V124H231ZM0 123H2V121H1ZM22 123H21V124H22ZM25 123H24V125H22L23 128L25 129V132L23 133V132L20 130V131L23 133V134L21 133V138L23 137V140H25L24 138H27L28 140H30V142H31L32 145L35 147V149H36V148H38V149H42V148H44V149H45V148H46V145L48 146V144H46L47 142L44 140V138L41 137L42 135L39 136L40 134H42V132H39L40 134H38V132H36L37 130H36V131L33 130V129L31 128V126H29L28 124H25ZM35 123H36V122H35ZM39 123H40V120H39ZM39 123H38V124H39ZM51 123H52V122H51ZM68 123H69V124H67V123L65 122V124L68 125V127H69L70 124H72V123L69 122V120H68ZM74 123H75V121H74ZM87 123H89V122H87ZM87 123H86V125H87ZM97 123H98V122H96V124H97ZM122 123H121V124H122ZM167 123H168V122H167ZM170 123H171V122H170ZM191 123H192V122H191ZM197 123H198V122H197ZM197 123H196V125H197ZM211 123H212V122H211ZM233 123H234V121H233ZM233 123H232V124H233ZM236 123H237V122H236ZM240 123H241V122H240ZM258 123H259V122H258ZM49 124H50V123H49ZM49 124H48V125H49ZM65 124H64V125H65ZM89 124H90V123H89ZM89 124H88V127H89ZM93 124H94V123H93ZM99 124H100V123H98L97 126H98ZM115 124H116V123H115ZM118 124H119V123H118ZM133 124H134V123H133ZM137 124H138V123H137ZM192 124L194 125V123H192ZM217 124H218V123H217ZM223 124L219 125V128H220V126L222 127ZM230 124H229V125H230ZM244 124H245V122H244ZM246 124H247V126H248V122H247ZM250 124H251V123H250ZM256 124H257V123H256ZM261 124H262V125H261ZM13 125H14V124H13ZM48 125L46 124V127H47ZM53 125H55V124H53ZM56 125H57V124H56ZM61 125H60V126H61ZM64 125H62V126H64ZM72 125H76V123H75V124H72ZM101 125H102V123H101ZM107 125H108V124H107ZM107 125H105L104 128H106ZM119 125H120V124H119ZM122 125H123V124H122ZM135 125H136V124H135ZM135 125H132V123H131V124L129 123V126H131L132 129H133V127L135 128ZM148 125H149V124H148ZM160 125H161V124H160ZM167 125H168V124H167ZM176 125H178V124H176ZM185 125H187V124L184 123V126H185ZM190 125H191V124H190ZM193 125H192V126H193ZM201 125H202V124L200 123V125H199L200 127H199V126H198V127H199V129H200L201 127H202L203 129H201L202 131L199 130L200 132H202V133H200L199 135H197L198 133L195 134V133L193 132V130H192L193 128L191 129L192 132H193L195 135H197L195 138H197V137L199 138V136H200L201 134L204 135V131H203V130H205L204 127H206V126L203 127V125H202V126H201ZM226 125H225V128H226ZM241 125H242L243 128H244L243 122L240 124V126H238L237 124H236L235 126L242 127ZM257 125H259V126L261 125L262 127H264V123H262V122H260V124H257ZM11 126H12V125H11ZM42 126H43V125H42ZM51 126H52V125H51ZM76 126H77L78 128H77V127H76V129L74 128L75 130H77V131L80 132V133L82 132V135H83V136L87 135V134L84 135V133H83V132L86 130V128H84L82 125L79 126L78 124H77ZM93 126H94V125H93ZM112 126H113V124H112ZM123 126H124V125H123ZM136 126H137V125H136ZM154 126H155V125H154ZM154 126H153V127H154ZM158 126H159V124H158ZM158 126H156V129H155V130H157V131H156L155 133H157V132L160 130V128H161V127H158ZM173 126H174V125H173ZM187 126H188V125H187ZM187 126H186V127H187ZM230 126H231V125H230ZM247 126H245V127H246L245 130H248V131H249L250 128L252 127V124H251L250 127H247ZM261 126H260V127H261ZM0 127H1V126H0ZM4 127L6 128V124H4ZM32 127H33V125H32ZM43 127H44V126H43ZM43 127H42V128H43ZM49 127H50V125H49ZM49 127H47V130H48ZM55 127H58V126H55ZM113 127H114V126H113ZM139 127H141V126L139 125ZM146 127H147V126H146ZM162 127H164V126H162ZM168 127H169V126H168ZM190 127H191V126H190ZM223 127H224V126H223ZM223 127H222V131L225 130V131H223V132L228 131V130H226V129H223ZM253 127H254V126H253ZM253 127H252L251 129H253ZM257 127H258V126H257ZM7 128H8V127H7ZM7 128H6V129H7ZM12 128H13V127H12ZM15 128H16V126H15ZM17 128H18V127H17ZM19 128H20V127H19ZM30 128H31V130H30ZM40 128H41V126H40ZM51 128L54 129V126L51 127ZM61 128H63V127H61ZM61 128H59V127H58V128H55V131H56V129H61ZM64 128H65V126H64ZM64 128H63V129H64ZM111 128H112V127H111ZM124 128H125V126H124ZM144 128H145V127H144ZM151 128H152V126L150 127V129H151ZM154 128H155V127H154ZM154 128L152 129V131L154 130ZM158 128H159V130H158ZM187 128H188V127H187ZM209 128H210V126H209ZM214 128H215V127H214ZM217 128H218V125H217ZM233 128H234V127H231V129H233ZM236 128H237V127H236ZM243 128H242V130H241V128H240L241 132L243 131ZM248 128H249V129H248ZM0 129H1V128H0ZM66 129H67V128H66ZM69 129H70V127H69ZM98 129H99V128H98ZM112 129H114V128H112ZM125 129H126V128H125ZM132 129H130V130H132ZM135 129H136V128H135ZM145 129H147V128H145ZM150 129H149V130H150ZM161 129H162V128H161ZM179 129H180V128H179ZM184 129H185V128H184ZM188 129H189V128H188ZM228 129H230V127H229ZM15 130H16V129H15ZM42 130H43V129H42ZM45 130H46V129H45ZM47 130L44 131V132L47 133ZM61 130H62V129H61ZM91 130H92V129H91ZM106 130L108 131L109 128L106 129ZM127 130H129V129H127ZM155 130H154V131H155ZM186 130H187V129H186ZM189 130H190V129H189ZM211 130H213V131H212V133H213V132H214V129H212V126H211ZM211 130L208 129L207 131L211 132ZM257 130H259V129L257 128ZM7 131H8V130H7ZM50 131H51V129L49 130V132H50ZM111 131L113 132V130H111ZM116 131L121 132L119 129L116 130ZM124 131H125V130H124ZM133 131H134V130H133ZM136 131H137V129H136L134 132L136 133ZM152 131H151V132H152ZM154 131H153V133H154ZM161 131H162V130H161ZM163 131H164V130H163ZM163 131H162V133H163ZM194 131H196V130H194ZM215 131H216V129H215ZM217 131H220V129H219V130L217 129ZM229 131H231V130H229ZM235 131H236V130H234V133H235ZM250 131H251V130H250ZM250 131H249V132H250ZM252 131H253V130H252ZM255 131H256V129H255ZM255 131H253V133H254ZM3 132L5 133V131H3ZM8 132H10V131H8ZM64 132L66 133V131H64ZM108 132H109V131H108ZM131 132H132V131H131ZM134 132H132L131 134H134V137H135V135L137 136L138 133L135 134ZM144 132H145V131H144ZM164 132H165V131H164ZM196 132H197V131H196ZM223 132H222V133H223ZM232 132H233V131L230 132L231 136H233V135H234V136H235V135L238 136V135H237L238 133H237V134L235 133V134L232 135ZM256 132H257V131H256ZM258 132H259V131H258ZM51 133H53V131L50 132V134H51ZM59 133H60V130H59ZM61 133H62V132H61ZM65 133H63V134H65ZM67 133H68V132H67ZM99 133H100V132H99ZM105 133H107V132H105ZM126 133H127V132H126ZM126 133H125V134H126ZM153 133H152V134H153ZM160 133H161V132H160ZM166 133H167V132H166ZM171 133H172V132H171ZM250 133H251V132H250ZM6 134H7V133H6ZM47 134H48V133H47ZM77 134H78V133L76 132V135H77ZM128 134H129V133H128ZM139 134H140V133H139ZM139 134H138V136H139ZM150 134H151V133H150ZM174 134H175V132H174ZM182 134H183V133H182ZM188 134H189V132H188ZM225 134H226V133H225ZM228 134H229V133H228ZM230 134H229V135H230ZM241 134H242V133H240L239 135H241ZM245 134H248V133H245ZM259 134H264V133H259ZM259 134H257L256 137H258ZM51 135H52V134H51ZM55 135H57V134H55ZM68 135H69V134H68ZM68 135L65 136V135H62V134H61V135H59V136H63V137H61V138L59 137L60 139H58V140H57V137H56V136H53V139L56 138V139H54V140H52V137H50L49 135H48V136L50 137V139L52 140V142H55V141L57 140V141H56L57 144H60V145L55 144V146L57 145L56 147H58V149H59V146L64 148V145H65V148L67 147V148H70V150H71V147H73V146H75V145H78L79 143L81 144V145L79 144L80 146L83 145V144H82V141H81V140L79 141V139L77 138L78 136L75 137V138L73 139V138H71V136H68ZM118 135H119V134H118ZM123 135H124V134H123ZM157 135H158V134H157ZM157 135H155V136H157ZM162 135L164 136V133H163ZM208 135L211 136L212 134H208ZM213 135H214V134H213ZM217 135H219V134H217ZM243 135H244V134H243ZM248 135H250V134H248ZM248 135H244V136H248ZM251 135H252V134H251ZM251 135H250V137H251ZM253 135H255V133H254ZM12 136H13V135H12ZM18 136H19V135H18ZM73 136H74V135H73ZM114 136H115V134H114ZM121 136H122V134H121ZM132 136H133V135H132ZM138 136H137V137H138ZM142 136H143V135H142ZM159 136H161V134H160ZM172 136H174V135H172ZM186 136H187V135H186ZM193 136H194V135H193ZM204 136H205V135H204ZM214 136H215V135H214ZM241 136H242V135H241ZM241 136H240V139L242 138ZM244 136H243V137H244ZM0 137H1V135H0ZM2 137H3V138H0L1 141H3L2 139H6V136H5V138H4V136L2 135ZM80 137H81V136H80ZM91 137H92V136H91ZM126 137H127V136H126ZM144 137H145V136H144ZM201 137H202V135H201ZM205 137H206V136H205ZM211 137H213V136H211ZM223 137H225V136L223 135ZM238 137H239V136H238ZM238 137H236V138L239 140ZM261 137H264V136H261ZM16 138H17V137H16ZM41 138H42V139H41ZM81 138H83V137H81ZM87 138H88V139H91V138H89V137H87ZM101 138H102V137H101ZM110 138H112V137H110ZM116 138H117V139H116ZM116 138H114V139L112 138L111 140H115V139L118 140V137H116ZM132 138H133V137H132ZM160 138H165V137H160ZM160 138H158V139H160ZM174 138H175V137H174ZM198 138H197V140H198ZM208 138H210V137L208 136ZM258 138H259V137H258ZM258 138H257V139H258ZM27 139H26L25 141H27ZM48 139H49V138H48ZM50 139H49V140H50ZM85 139H86V137H85ZM99 139H100V138H99ZM120 139H121V138H120ZM120 139H119V141L122 140V139H121V140H120ZM126 139H127V138H126ZM145 139H146V137H145ZM158 139H157V140H158ZM218 139L221 140L222 142H224V143L226 144V140H223L222 138L220 139L219 137H218ZM237 139H235V140H237ZM91 140H92V139H91ZM111 140H110V141H111ZM127 140H128V139H127ZM139 140L141 141V140H143V139H139ZM160 140H161V139H160ZM166 140H167V139H166ZM171 140H173V139H171ZM182 140H184V139H181V142H182ZM251 140H252V139H251ZM254 140H256V139H254ZM258 140H259V139H258ZM258 140H257V141H258ZM13 141H14V140H13ZM18 141H19V140H18ZM44 141H45V142H44ZM101 141H103V139H102ZM125 141H126V140H125ZM133 141L135 142V140H131L132 144H134ZM205 141H206V140H205ZM213 141H214V139H213ZM241 141H243V140H241ZM260 141L262 142V141H264V139L259 140L258 142H260ZM9 142H10V141H7L8 144H10ZM20 142H21V140H20ZM83 142H84V141H83ZM89 142H91V141H89ZM95 142H96V143H99L98 141H95ZM111 142L113 143V141H111ZM115 142H116V141H115ZM121 142H122V141H121ZM129 142H130V141H129ZM157 142H158V141H157ZM160 142H162V141H160ZM160 142H159V143H160ZM163 142H164V141H163ZM186 142H187V141H186ZM199 142H200V140H199ZM228 142H229V141H228ZM243 142H244V141H243ZM253 142L255 143V141H253ZM3 143L5 144L6 142L3 141ZM14 143H15V141H14ZM22 143H23V141H22ZM28 143H29V142H28ZM84 143H85V142H84ZM104 143H106V141H104ZM119 143H120V142H118V144H119ZM164 143H165V142H164ZM167 143H168V142H167ZM187 143H188V142H187ZM216 143H219V142H216ZM229 143H230V145H231V142H229ZM250 143H251V142H250ZM256 143H257V142H256ZM12 144H13V143H12ZM24 144H25V143H24ZM45 144H46V145H45ZM51 144H52V143H51ZM87 144H88V143H87ZM87 144H86V147H87ZM90 144H92V143H90ZM94 144H95V143H94ZM109 144H110V143H109ZM127 144H128V143H126L125 146H126ZM135 144H136V143H135ZM139 144H140V143H139ZM180 144H181V143H180ZM206 144L208 145L209 142L206 143ZM213 144H214V143H213ZM222 144H223V143H222ZM225 144H224V145H225ZM237 144H238V142H237ZM257 144H258V143H257ZM10 145H11V144H10ZM10 145H9V147H10ZM88 145H89V144H88ZM95 145H99V146H100V143H99V144H95ZM95 145H94V146H95ZM110 145H111V144H110ZM130 145H131V144H130ZM130 145H129V146H130ZM141 145H142V144H141ZM158 145H159V144H158ZM167 145H169V144H167ZM167 145H166V146H167ZM181 145H182V144H181ZM210 145H212V144H210ZM259 145H260V143H259ZM17 146H18V145H17ZM20 146H21V145H20ZM25 146H26V144H25ZM25 146H24V148H25ZM53 146H54V145H53ZM103 146H104V144H103ZM103 146H102V147H103ZM106 146H107V145H106ZM108 146H109V145H108ZM117 146H118V145H117ZM138 146H139V145H138ZM138 146H137V151L140 149V148L138 149ZM163 146H165V145H163ZM170 146H171V145H170ZM182 146H183V145H182ZM213 146H217V145L215 144V145H213ZM213 146H212V147H213ZM231 146H232L231 148H233V145H231ZM234 146H235V144H234ZM250 146H251V145H250ZM261 146H264V145H262V143H261ZM4 147H5V146H4ZM9 147H8V148H9ZM56 147H55V149H57ZM86 147H85V148H86ZM97 147H98V146H97ZM119 147H120V145H119ZM134 147H136V146H134ZM134 147H133V145H132V146L129 147V148H132V149H133ZM140 147H142V146H140ZM144 147H147V146L144 145ZM153 147L156 148V145H155V146L153 145ZM167 147H169V146H167ZM225 147H226V146H225ZM236 147L238 148L239 146H236ZM245 147H246V145L244 146V148H245ZM6 148H7V147H6ZM6 148H4V149L6 150ZM10 148H11V147H10ZM14 148H15V146H14ZM47 148H48V149H49V148L51 149V147H47ZM47 148H46V149H47ZM63 148H62V152H63ZM83 148H84V147H83ZM85 148H84V149H85ZM115 148H116V147H115ZM129 148H128V149H129ZM157 148H159V147H157ZM157 148H156V150H157ZM165 148H166V147H165ZM178 148H179V147H178ZM217 148H218V146L216 147V149H217ZM228 148L230 149V147H228ZM228 148H227V149H228ZM237 148H236L237 152L240 151V149L242 150V148H240V147H239L240 149H237ZM254 148H255V147H254ZM254 148L252 147L251 149H254ZM257 148H258V147H257ZM257 148H256V149H257ZM16 149H17V148H16ZM33 149H34V148H33ZM38 149H37V152L35 151L37 154H39V150H38ZM48 149H47V150H48ZM50 149H49V150H50ZM52 149H53V148H52ZM72 149H74L73 151H75V148H72ZM86 149H87V148H86ZM86 149H85V150H86ZM134 149H135V148H134ZM134 149L132 150V152L134 151ZM142 149H144V148L142 147ZM152 149H153V148H152ZM182 149H184V148H182ZM186 149H187V148H186ZM186 149H184V150L186 151ZM192 149H193V148H191V150H192ZM198 149H199V148H198ZM210 149H211V148H210ZM248 149H249V147H248L246 150H248ZM258 149H259V148H258ZM1 150H2V149H1ZM8 150H9V149H8ZM19 150H20V149H19ZM42 150H43V149H42ZM49 150H48V151L43 150V151L48 152V153L51 155L50 151H51V152H53V151H52V150L49 151ZM60 150H61V148H60ZM65 150H66V149H64V152H65ZM67 150H68V149H67ZM67 150H66V151H67ZM76 150H78V149H76ZM88 150L92 151L93 149H88ZM94 150H95V149H94ZM116 150H117V149H116ZM144 150H145V149H144ZM170 150H171V147H170ZM196 150H197V149H196ZM202 150H203V149H202ZM217 150H218V149H217ZM236 150H235V151H236ZM11 151H12V150H11ZM13 151H14V150H13ZM13 151H12V152H13ZM15 151H16V150H15ZM28 151H29V149H28ZM68 151H69V150H68ZM78 151H82V150H78ZM100 151H101V150H100ZM100 151H99V152H100ZM119 151H120V150H119ZM141 151H142V150H141ZM168 151H169V150H168ZM171 151L175 152V154H179V151H178V150H177V153H176V149H175V151H174V150H171ZM203 151H205V150H203ZM203 151H201V153H203ZM226 151H227V150H226ZM248 151H251V150H248ZM248 151H247V152H248ZM253 151H254V150H253ZM257 151H258V150H257ZM3 152H4V151H3ZM8 152H9V151H8ZM17 152H19V151H17ZM45 152H44V154H46ZM64 152H63V154H65ZM82 152L85 153V151H82ZM92 152H93V151H92ZM92 152H91V153H92ZM105 152H106V151H105ZM138 152H139V151H138ZM146 152H147V149H146ZM148 152H149V150H148ZM169 152H170V151H169ZM195 152H197V153L192 152L193 155H194V154H196V155L198 154V155H199V153H198L199 150H197V151H195ZM205 152H206V151H205ZM259 152H261V150H260ZM4 153H5V152H4ZM30 153H31V151H30ZM30 153H29V155H31ZM40 153H41V152H40ZM48 153H47V156H46L47 158H48V156H49ZM54 153H55V152H54ZM54 153H53V155H54ZM67 153H68V152H67ZM89 153H90V152H89ZM91 153H90V154H91ZM93 153H94V152H93ZM106 153H108V152H106ZM142 153H144V152H142ZM149 153H150V152H149ZM154 153H155V152H154ZM184 153H185V152H184ZM184 153H183V154H184ZM188 153H190V152L188 151ZM206 153H207V152H206ZM219 153H221V152H219ZM223 153H224V151H223ZM229 153H231V152H229ZM229 153L226 152L225 154L228 155ZM239 153H240V152H239ZM244 153H246V152H244ZM252 153H254V152H252ZM261 153H262V152H261ZM20 154H21V153H20ZM63 154H62V155H63ZM72 154H73L72 152H69V155H70V156H72ZM77 154H78V153H77ZM95 154H97V152H96ZM98 154H99V153H98ZM126 154H127V153H126ZM134 154H135V152H134ZM151 154H152V153H151ZM157 154H158V153H156V156H157ZM185 154H187V153H185ZM185 154H184V155H185ZM235 154H237V153H235ZM246 154H247V156H248V153H246ZM256 154H258V153H256ZM21 155H22V154H21ZM34 155H35V154H34ZM34 155H33V157H34ZM40 155H41V154H40ZM53 155H51V156H53ZM55 155H56V154H55ZM66 155H67V154H66ZM86 155H89V154H86ZM91 155L93 156V154H91ZM101 155H103V153H102ZM116 155H119V154L116 153ZM135 155H136V154H135ZM137 155H138V154H137ZM137 155H136V156H137ZM141 155H142V154H141ZM158 155H159V154H158ZM169 155L171 156V154H169ZM172 155H173V154H172ZM179 155H182V153L179 154ZM188 155H189V154H188ZM188 155H187V156H188ZM198 155H197V156H198ZM212 155H213V154H212ZM231 155L233 156V154H231ZM252 155H253V154H252ZM252 155H251V156H252ZM15 156H16V157H17V156L19 157V154H18V155L15 154ZM37 156H38V155H36V157H37ZM44 156H45V155H44ZM56 156H57V155H56ZM64 156H65V155H64ZM78 156L81 157V154H80V155L78 154ZM110 156H112L111 153H110ZM133 156H134V155H133ZM139 156H140V154H139ZM163 156H164V155H163ZM165 156H166V155H165ZM191 156H192V155H189V157H191ZM194 156H195V155H194ZM194 156H192V157L195 158ZM205 156H206V154L204 155V157L201 156V158H202V157L205 158ZM213 156H214V155H213ZM216 156H218V155H216ZM216 156H215V157H216ZM240 156H241V155H239L238 157H240ZM253 156L256 157L255 155H253ZM4 157H5V155H4ZM6 157H7V156H6ZM8 157H9V155H8ZM8 157H7V158H8ZM16 157H14V158H16ZM18 157H17L16 159H18ZM60 157H62V156H60ZM68 157H69V156H68ZM68 157H67V159H69ZM72 157H74V155H73ZM95 157H96V156H93V158H95ZM99 157H101V156H99ZM103 157H105V156L103 155ZM113 157H115V156H113ZM134 157H135V156H134ZM174 157H175V156H174ZM221 157H225V156H221ZM226 157H227V156H226ZM226 157H225V159H226ZM236 157H237V156H236ZM257 157L259 158V155H258ZM11 158H12V156H11ZM21 158H22V157H21ZM38 158H39V156L37 157V162L40 163V162L38 161ZM47 158H46V159H47ZM51 158H52V157H51ZM51 158H50V159H51ZM54 158H57V157H54ZM54 158H52V159H54ZM74 158H75V159L77 158V157H76V154H75V157H74ZM85 158H86V157H85ZM97 158H98V156H97ZM97 158H95V159L98 160L99 158H98V159H97ZM106 158L108 159V157H106ZM118 158H119V157H118ZM135 158H136V157H135ZM137 158H139V157H137ZM185 158H187V157H185ZM193 158H192V159L188 158V159H189V160H195V159H193ZM208 158H210V157H207V158H205V159H208ZM227 158H228V157H227ZM234 158H235V157H234ZM240 158H241V157H240ZM250 158H251V157L249 156V159H250ZM258 158H253V157H252L251 159H254V160L256 159V161H254V162H252V163L255 164V163L257 162ZM260 158H262L261 155H260ZM260 158H259V159H260ZM46 159H45V160H46ZM60 159H61V158H60ZM70 159H71V158H70ZM77 159H78V158H77ZM82 159H83V158H81V160H82ZM86 159H87V158H86ZM126 159H127V158H126ZM139 159H140V158H139ZM143 159H144V158H143ZM175 159H177V157H175ZM199 159H200V157H199ZM213 159H214V161H215V158H213ZM219 159H220V158H219ZM229 159H230V158H228V160H229ZM242 159H243L244 161H247V160H245L243 157H242L240 160H242ZM9 160H10V159H9ZM12 160H13V161H16L15 159H12ZM20 160H21V162H22V159H20ZM26 160H27V159H26ZM26 160L24 159V161H26ZM40 160H41V157H40ZM42 160H43V159H42ZM42 160H41V161H42ZM73 160H74V159H73ZM87 160H89V159H87ZM90 160H92V159H90ZM96 160H95V161H96ZM128 160L130 161L131 159L129 158ZM170 160H172V159H170ZM181 160H182V159H181ZM181 160H179V156H178V162H179V161L182 162ZM186 160H187V159H186ZM189 160H187L186 163H188ZM211 160H212V158H211ZM211 160H210V161H211ZM216 160L218 161L217 158H216ZM221 160H222V159H221ZM230 160H231V159H230ZM230 160H229V161H230ZM240 160H239V161H240ZM24 161H23V162H24ZM34 161L36 162V160H34ZM34 161H32V162H33V165H35V164H34ZM48 161H49V159H48ZM48 161H47V162H48ZM57 161H59V160L56 159L55 162H57ZM69 161H70V162H69V166H70V165H71V160H69ZM76 161H77V160H76ZM98 161H100V159H99ZM104 161H105V162H108L107 160H104ZM111 161H114V160H111ZM118 161H119V160H118ZM118 161H116L117 164H119ZM124 161H125V162H124ZM197 161H198V158H197V160H195L194 162H197ZM208 161H209V160H208ZM210 161H209V162H210ZM251 161H252V160H251ZM251 161L249 160L248 162L251 163ZM17 162H18V161H16V163H17ZM21 162L19 161V163H17V164L20 165ZM29 162H31V160H30ZM49 162H51V160H50ZM49 162H48V163H49ZM61 162H63V160H62ZM88 162H89V161H88ZM100 162H101V161H100ZM134 162H135V161H134ZM150 162H151V160H150ZM189 162H190V161H189ZM198 162H199V161H198ZM198 162H197V163H194V164L196 165V167L194 166V168L199 167V165H197ZM205 162H206V161H205ZM205 162H204V161H200L199 164H200L201 166H202V164H204V166L209 165V162H208V163H207V162L205 163ZM215 162H216V161H215ZM258 162H261V161L259 160ZM258 162H257V163H258ZM1 163H2V162H0V165H1ZM26 163H27V162H26ZM26 163H25V165H26ZM38 163H37V164H38ZM44 163H45V165H46V162H44ZM53 163H54V162H53ZM64 163H65V162H64ZM75 163H77V162H75ZM108 163H109V162H108ZM112 163H113V162H112ZM121 163H125L124 165H123V164L121 165V166H123V167H124L125 165H127V161H126V160H123V162H121ZM172 163H174V160H173ZM184 163H185V161H184ZM232 163H236V162H232ZM232 163H231V164H232ZM10 164H11V162H10ZM22 164H23V163H22ZM28 164H29V163H28ZM30 164H32V163H30ZM30 164H29V165H30ZM88 164H90V163H88ZM88 164H87V165H88ZM94 164H96V162H95ZM94 164H92V165L94 166ZM97 164H98V163H97ZM101 164H102V162H101ZM104 164H105V163H104ZM113 164H114V163H113ZM128 164H129V163H128ZM142 164H143V163H142ZM148 164H149V163H148ZM174 164H176V163H174ZM205 164H206V165H205ZM217 164H218V162H217ZM238 164H239V163H237V165H236V164H234V165H236V167H237ZM240 164H241V163H240ZM258 164H259V163H258ZM258 164H257V165H258ZM23 165H24V164H23ZM25 165H24V166H25ZM73 165H74V169L79 168L78 166L76 167L75 164H73ZM77 165H78V164H77ZM81 165H82V163L80 164V168L86 166V164H84V165H82V166H81ZM108 165H110V164H108ZM119 165H120V164H119ZM130 165H131V162H130L129 166H130ZM149 165H150V164H149ZM156 165H157V164H156ZM161 165H162V164H161ZM179 165H180V164H179ZM190 165H191V164H190ZM190 165H189V166H190ZM192 165H193V164H192ZM212 165H213V164H212ZM212 165L210 164V166H208V167H210V169L213 170V168L211 167ZM219 165H220V163H219ZM221 165L223 166V161H222ZM224 165H227V164H224ZM242 165H243V163L240 165V167H241ZM246 165H249V164H245V165H243L244 167L242 166L243 169L245 168V170H244V174H242L243 171H242V172L240 171L242 175L239 176V177H237L238 174H237V175L235 174L236 176H233V175H234L233 173H230V175L227 176V173H226V171H225V173H224V170H223L222 173H220V172L222 171L221 169H222L224 166H223L222 168L218 167V169L220 168V170H221L219 173H217V174H215V173H211V176H212V174H213V175H215L214 177H216V178H215V180H216V184H213V186H212V185H211L212 183H211V184L208 183V185L210 184L211 186L208 187V188L204 186V188H206V191H209V192H213V193H215L216 196H218V195H217V193H218V194H219V198H220L221 200L224 199L225 201H226L227 199L229 200V199H230L229 197H231V196H228V195L226 196V193H227L226 190H225V194H224L223 191L220 190V192H223V194L220 195V193H219V189H220V188H223V187H225V186H228V188H232L233 191L236 190L235 192H237V190H238V191H239V190L244 191L245 189H246L245 192H247V188H251V189H254V190H256V191H259V189H260L259 186H260V185H258L257 183L260 182V181L258 180V182H257L256 179H259L260 177H261V178L264 177V176H261V175H264V167H262L261 170L257 169L258 171L253 169L255 173H253L252 170H249V169H251V168H248L247 171H249L250 174L253 173V174H254V178H256V179H255L256 182H254V181H252L254 178H253V179H250V178L248 177V175H247L248 172H247V173L245 172L246 169H247V168L245 167ZM252 165H253V164H252ZM261 165H262V164H261ZM12 166H13V165H12ZM21 166H22V165H21ZM39 166H40V165H39ZM43 166H44V164H43ZM48 166H49V164H48ZM54 166H55V165H54ZM56 166L59 167V169H58V168H57V170L55 169L56 172L52 170V171L54 172L53 174H55V175H57V176H60L61 178H62V176H63V177L65 176L64 180H65L66 178H68V177L66 176V174H67L66 171H65L63 168H61V166H62V167H64V166H63V165L59 166V164L57 165V163H56ZM71 166H72V165H71ZM93 166H91V169L96 168L95 166H97V165H95L94 168H93ZM98 166L100 167L101 165L98 164ZM98 166H97V167H98ZM110 166H111V165H110ZM115 166H116V165H115ZM115 166L113 165L112 167L116 168ZM134 166H135V165H134ZM150 166H151V165H150ZM172 166H173V165H172ZM250 166H251V165H250ZM253 166H255V165H253ZM253 166H251V167H253ZM26 167H27V165H26ZM37 167H38V165H37ZM44 167H45V166H44ZM46 167H47V166H46ZM51 167H52V166H51ZM75 167H76V168H75ZM101 167H102V166H101ZM105 167H106V166H104V167H102V168L104 169ZM112 167L107 166L106 169H107V168H108V169H110V168L112 169ZM153 167L157 168L154 164H153ZM160 167H161V166H160ZM173 167H174V166H173ZM175 167H176V166H175ZM175 167H174V169H176ZM178 167H179L180 170H182V172H183V170H185V169H182L183 167L177 166V168H178ZM192 167H193V166H192ZM202 167H203V166H202ZM208 167H204V168H207V169H208ZM213 167H215V165H213ZM216 167H217V166H216ZM226 167H227V166H226ZM229 167H230V166H229ZM242 167H241V168H242ZM259 167H260V166H259ZM31 168H32V167H31ZM31 168H29V170H31V171H32V170H35L34 167H33L32 169H31ZM39 168H40V167H38V169H39ZM49 168H50V167H49ZM52 168H54V167H52ZM55 168H56V167H55ZM102 168L100 169L101 171L103 170ZM114 168H113V169H114ZM121 168H122V167H121ZM121 168L119 169V167H118V169H119V170L117 169L118 172H120ZM129 168H130V167H129ZM133 168H134V167H133ZM185 168H186V167H185ZM230 168H231V167H230ZM230 168L227 167L226 170L229 169V170L231 171V170L233 169V168H231V169H230ZM254 168H256V166H255ZM2 169L4 170L3 165H2ZM8 169H9V168H8ZM27 169H28V168H27ZM84 169H85V168H84ZM84 169H83V170H84ZM98 169H99V168H98ZM108 169H107V170H108ZM134 169H135V168H134ZM137 169H139V168H137ZM143 169H144V168H143ZM159 169H160V168H158L157 171H160V170H161V169H160V170H159ZM174 169H172V170H174ZM191 169H192V168H191ZM198 169H199V168H197L196 171H197ZM207 169H206V170H207ZM210 169H208V170H210ZM216 169H217V168H216ZM238 169H239V168H238ZM243 169H242V170H243ZM16 170H17V169H16ZM39 170H40V169H39ZM49 170H50V169H49ZM67 170H68V169H67ZM107 170H105V171L107 172ZM117 170H116V171H117ZM124 170L126 171L127 169L125 168ZM124 170H122L123 173H125ZM128 170H129V172H133V171H131V168L128 169ZM135 170H136V169H135ZM153 170H154V169H153ZM172 170H171V171H172ZM192 170H193V169H192ZM192 170H191V171H192ZM200 170H203V169L201 168ZM200 170H199V171H200ZM229 170H228V172H229ZM68 171H69V170H68ZM76 171H77V170H76ZM81 171H82V170H81ZM81 171H80V172H81ZM103 171H104V170H103ZM103 171H102V172H103ZM111 171H112L111 173H113L114 170H111ZM163 171H164V170H161L160 172H163ZM166 171H168V170H166ZM175 171H176V172H181V171H177V170H175ZM189 171H190V169H189ZM189 171H188V174L191 172V171H190V172H189ZM193 171L196 172L195 169H194ZM199 171H198V176H199V174L201 173V171H200V173H199ZM203 171H204V170H203ZM203 171H202V172H203ZM232 171H233V170H232ZM232 171H231V172H232ZM236 171H238V170H235V172H236ZM251 171H252V172H251ZM4 172H5V175H6V172H7V169H6V168H5ZM16 172H17V171H16ZM35 172H36V170H35ZM35 172H34V173H35ZM78 172H79V171H78ZM106 172H105V173H106ZM118 172L116 173V172L114 171V173L118 174L117 177H119V174H120V173H118ZM126 172H127V171H126ZM141 172H142V170H141ZM143 172H144V171H143ZM153 172H154V171H153ZM176 172H175V173H176ZM238 172H239V171H238ZM240 172H239V173H240ZM256 172H259V173H256ZM40 173H41V174L43 173V172H42V169H41ZM70 173H72V172L69 171V174H70ZM83 173H86V172H83ZM108 173H109V172H108ZM114 173H113V175H115ZM144 173H145V172H144ZM167 173H169V172H167ZM167 173H166V174H167ZM175 173H174V174H175ZM184 173H185V172H184ZM186 173H187V172H186ZM196 173H197V172H196ZM206 173H207V172H206ZM209 173H210V172H209ZM260 173H261V174H260ZM45 174H46V173H45ZM45 174H44V175H45ZM72 174H73V173H72ZM93 174H94V173H93ZM130 174H131V173H130ZM132 174H133V173H132ZM132 174H131V175H132ZM151 174H152V173H151ZM171 174H172V173H171ZM192 174H193V173L191 172L189 175H192ZM202 174H205V173H201L200 177L203 176ZM228 174H229V173H228ZM231 174H232V175H231ZM248 174H249V173H248ZM253 174H252V175H253ZM256 174H257V175L260 174V177H259V176H257V177H259V178L255 177ZM2 175H3V173H2ZM5 175H4V177H5ZM7 175L9 176V173H8V172H7ZM7 175H6V176H7ZM15 175H16V174H15ZM25 175H26V174H24V176H25ZM38 175H40L39 172H38ZM44 175H43V176H44ZM80 175H81V174H80ZM89 175H90V174H89ZM100 175H103V173L100 174ZM175 175H176V174H175ZM196 175H197V174H196ZM196 175H195V176H196ZM252 175H251V176H252ZM71 176H72V175H70V177H71ZM74 176H76V175L74 174ZM83 176H84V175H83ZM92 176H95V175H92ZM96 176H97V175H96ZM103 176H104V175H103ZM103 176H102V177H103ZM110 176H111V174H110ZM152 176H153V174H152ZM152 176H149V177H152ZM156 176H157V175H156ZM167 176H168V175H167ZM176 176H178V175H176ZM182 176H183V175H182ZM182 176H181V177H182ZM205 176H207V174H206ZM205 176H204V177H205ZM208 176H210V175L208 174ZM211 176H210V177H211ZM251 176H250V177H251ZM47 177H50V176L47 175ZM47 177H45V178L43 177L44 180H45ZM102 177H101V179H103ZM134 177H136V175H135ZM138 177H139V176H138ZM149 177H147L146 179H149ZM158 177H159V176H158ZM178 177H180V175H179ZM183 177H184L185 179L187 178V177H185V176H183ZM7 178H8V177H7ZM58 178H59V177H58ZM58 178H55L54 180H57L56 182H58ZM71 178H72V177H71ZM77 178H78V177H77ZM80 178H82V176H81ZM98 178H100V177H98ZM139 178H140V177H139ZM169 178H170V177H169ZM169 178H168L167 180H169ZM189 178H191V177L189 176ZM189 178H188V180H189ZM202 178H203V177H202ZM251 178H252V177H251ZM2 179H3V178H2ZM24 179H25V178H24ZM26 179H27V175H26ZM48 179H49V178H48ZM50 179H51V177H50ZM68 179H69V178H68ZM68 179H67V180H68ZM82 179H83V178H82ZM84 179H85V178H84ZM89 179H90V178H89ZM94 179H96V178H94ZM126 179H127V178H126ZM129 179H131L130 176H129ZM132 179H133V178H132ZM152 179H154V178H152ZM171 179H173V178H171ZM185 179H183V180L181 179V180H179V182H180V181H184ZM195 179H196V178H195ZM195 179H194V180H195ZM210 179H213V176H212V178H210ZM262 179H264V178H262ZM7 180H10V176H9V178H8ZM7 180H6V178H5V181H7ZM11 180L14 181V179H11ZM11 180H10V182H11ZM20 180H21V179H20ZM29 180H30V178H29ZM29 180H27V181L29 182ZM37 180H38V179H37ZM46 180H47V179H46ZM46 180H45V181H46ZM61 180H62V179H61ZM64 180H63V182L61 183V186H62V184L65 182ZM67 180H66V181H67ZM74 180L76 181V178H74ZM85 180H86V179H85ZM90 180H91V179H90ZM97 180H98V179H97ZM133 180H134V179H133ZM137 180H138V179H137ZM161 180H163V179L161 178ZM164 180H165V179H164ZM177 180H178V179L175 178V181H176L175 183H179ZM186 180H187V179H186ZM196 180L202 182V180H200V179H196ZM196 180H195V181H196ZM204 180H207V178H206V179L204 178ZM38 181H39V183L41 182L40 180H38ZM52 181H53V180H52ZM52 181H51V182H52ZM86 181H88V180H86ZM86 181L79 179V180L77 181V184H78V183H81V184H82L81 187H82L84 190H88V191H89V190H94V186H93L92 184H88V183H86ZM122 181H123V182H127V180H126V181H125V180H122ZM122 181H121V182H122ZM134 181H135V180H134ZM190 181H192V180L190 179ZM195 181H194V182H195ZM198 181H197L196 183H199ZM213 181H214V180H213ZM67 182H68V181H67ZM67 182H66V183H67ZM70 182L73 183L72 181H70ZM89 182H90V181H89ZM129 182H130V180H129ZM131 182H132V181H131ZM150 182H151V180H150ZM154 182H155V181H154ZM169 182H172V183H173V181H169ZM184 182H185V181H184ZM187 182H188V181H187ZM0 183H1V182H0ZM12 183L15 184L16 182L14 181V182H12ZM30 183H31V182H30ZM48 183H49V181H48ZM75 183H76V182H75ZM90 183H91V182H90ZM92 183H93V182H92ZM166 183H168V182H166ZM188 183H189V182H188ZM188 183H187V184H188ZM191 183H193V182H191ZM191 183H189V184H191ZM203 183H204V182H203ZM205 183H207V182H205ZM1 184H2V183H1ZM7 184H9V181H8ZM10 184H11V183H10ZM40 184H41V183H40ZM43 184H44V183H43ZM67 184H69V182H68ZM77 184H75V186L78 187L79 185H77ZM129 184H131V183H129ZM133 184H134V183H133ZM173 184H174V183H173ZM183 184H184V183L181 182V184H179V185H183ZM260 184L264 185V182H261ZM31 185H32V184H31ZM50 185H51V184H50ZM50 185H49V186H50ZM52 185H54V184H52ZM58 185H59V184H58ZM138 185H139V184H138ZM144 185H145V184H144ZM144 185L142 184V187H144ZM175 185H176V184H175ZM191 185H192V184H191ZM3 186H4V185H3ZM9 186L12 187L11 185H9ZM16 186H17V184H16ZM23 186H24V185H23ZM33 186H34V185H33ZM43 186H44V185H43ZM54 186H55V185H54ZM83 186H84V187H83ZM127 186H128V185H127ZM154 186H155V185H154ZM158 186H159V185H158ZM164 186H165V185H164ZM173 186H174V185H173ZM173 186H172V187H173ZM194 186H195L196 188H199V187H200V184H199V186H198V184H197V186H196V185H194ZM201 186H202V185H201ZM17 187H19V186H17ZM56 187H58V186H56ZM62 187H63V186H62ZM65 187H66V185H65ZM77 187H76V189H77ZM95 187H96V184H95ZM115 187H116V186H115ZM131 187H132V186H131ZM145 187H146V186H145ZM145 187H144V189H146V188L148 189V187H146V188H145ZM159 187H161V186H159ZM165 187H166V186H165ZM168 187L170 188V185H169ZM174 187H175V186H174ZM181 187H184V186H181ZM185 187H187V186L185 185ZM12 188L15 189L14 187H12ZM19 188H20V187H19ZM49 188H50V187H49ZM72 188H73L74 190H70V191H69L70 188L68 189V187H67V188H63V189H68L69 194H70V195L72 194V196L75 195L76 192H78L77 195H76V196H78V195H79V191H80V189L78 188V191H76L75 187H72ZM138 188H140V186H139ZM138 188L135 187L136 190H139V192H138V191H136V192L140 193V190H141L142 188H141V189H138ZM151 188H152V190L155 189V187H154V188L151 187ZM201 188H203V187H201ZM204 188H203V190H205ZM6 189H7V187H6ZM17 189H18V188H17ZM32 189H33V188H32ZM95 189H96V188H95ZM144 189H142V190H144ZM160 189H161L162 191L168 190V189H164V190H163L162 188H160ZM176 189H177V188H176ZM182 189H183V188H182ZM184 189H185V188H184ZM187 189L190 190V188H187ZM251 189H250V191H248V192H251ZM7 190H8V189H7ZM20 190H21V189H20ZM24 190H25V189H24ZM36 190H37V189H36ZM36 190H35V191H36ZM56 190H57V188H56ZM148 190H149V189H148ZM170 190H171V188H170ZM192 190H193V189H192ZM1 191H2V190H1ZM1 191H0V192H1ZM21 191H22V190H21ZM32 191H33V190H31V192H32ZM64 191H65V190H64ZM66 191H67V190H66ZM100 191H102V189H101ZM121 191H122V190H121ZM132 191L135 192L134 188H133ZM230 191H231V190H230ZM233 191H231V192H233ZM256 191H254V192H256ZM4 192H5V191H4ZM8 192H11V191H8ZM15 192H17V191H15ZM15 192H13V193H14L13 195H15ZM18 192H19V191H18ZM24 192H25V191H24ZM38 192H39L38 194H40V191H38ZM54 192H55V191H54ZM81 192H83V191H81ZM97 192H99V190H98ZM149 192H150V190H149ZM154 192L156 193V192H158V191H154ZM166 192H167V191H166ZM176 192H177V191H176ZM1 193H2V192H1ZM19 193H20L19 195H21V192H19ZM22 193H23V191H22ZM36 193H37V192H36ZM61 193H63V190H62ZM65 193H66V192H65ZM65 193L63 194V197H64V195H66ZM84 193H85V191H84ZM88 193H89V192H88ZM145 193L148 195L146 198H148V197H149V194H148L147 192H145ZM151 193H152V192H151ZM151 193H150V194H151ZM155 193L153 194V197L157 194V193H156V194H155ZM177 193H178V192H177ZM190 193H192V192H190ZM257 193H258V192H257ZM3 194H5V193H3ZM3 194H0V195H3ZM6 194H7V193H6ZM6 194H5V195H6ZM23 194H24V193H23ZM30 194H31V193H30ZM94 194H95V193H94ZM99 194H100V193H99ZM99 194L97 193V194H95V195L98 196ZM101 194L104 195V196L102 195L104 198L101 199V200L103 201V203H101L102 201L100 202L99 200H98V201H94V200H92L94 197H93V198H90L92 195L89 196V194H88V196H87L86 194H82L81 197H82L83 199H85L84 202L82 201L84 204H83L81 201H80V202L84 205V208H87V207L89 206V207H88V209H89V208L92 206V207H91L92 210H91V208H90V210H91L92 212H93V208H94L93 206H96V207H97L99 204H100L101 206L104 205L105 208L107 207V209H108V208H111V209H109V210H111L110 214H107V213H106V211H109V210H106V209H105L106 211H104L102 208H101V209H102L103 211L100 209V210H101V213H100V214L97 213L98 211H97V212H96V211L93 212V213H97V214H95V215H96V217H95L96 219H94V216H95V215L92 216L93 213L90 214V212H89V214L91 215V218L93 217V218H92V220L94 219L93 221L100 220L98 226L101 225L102 228H103V227H104V228H107V230H108L109 227H111V228H113V229H115V230H116V228H119V229L117 230V232L120 233V230H121V231L123 232V233L121 232V234H124V235H126L128 238H130V239H129V242H128V241H125L126 238L124 239V238H122V237H123V236H122L121 238L124 240V242H122L123 240H121V239H119V240H121V241H117V238H119L120 235L118 234L119 236L117 235V238H116V235H115L116 232H115V234H114L113 236H115V239H116L117 242H114L115 239H111V241L114 243V244L111 243V244H112L111 247L114 246V247L116 248V250H117L119 247H118V246H115V244L119 245L118 243H120V244H122V245H124V246H127V247H126L127 253L130 252V250L127 249L128 246H129V248L134 249V246L136 247L137 245L139 246V245L143 244V246H140V247H146L147 250H150V252H149L150 255H151V252H152V255L155 254L156 259H157V260H156V264H264V219H262V218H257L256 220L253 219L254 222H251V221H250V220H252V219H250L249 221H248V220H245L246 222L248 221V222H250V223L252 224L251 226H250V224H247V225L250 226L251 228H254L253 231H252V230L250 231L249 229H248V230H247V229H244L245 226H243V228H242L241 225L238 226L237 224L235 225V223L232 224V225L229 226V227L226 226L225 228H222V225H220L222 222L233 221V222L239 223V222H244V221L241 220L242 217L239 216V213H238V216L241 217V218H239V217L235 216V214H233V213H236V212L231 213V211H230L231 209L223 208V207H222L223 204H222V203H219V202H218L217 200H215L213 197H212V201H211V203H212L213 205H205V204H203V203L197 202L195 199H191V198H189V197H185V196L182 197V199H183L185 202H188V203H190V204H196V205L198 206L197 210L195 209L196 207H195V208L193 207L195 210H193V208H192V210L194 211V213L196 212V214L193 215L194 218H192V219L190 218V220L185 221V220H183V219L179 220V219L173 218L172 215H170V216H172V218H171V217H168L167 215H165L166 217H162V214L160 215V217H162V218L158 217V216H157L158 213L155 214V213H156L155 211L152 212V209H151V208H150V209L147 208V203L144 202V201H145V196H144V195H142V196L144 197V199H143L144 201H143L142 198L140 199V198H137V197H134V196H122V195L120 196V195H118V194H114V193H112L111 191H110V192L107 191V193H105V192L102 191ZM141 194H143V193L141 192L139 195H141ZM192 194H194V193H192ZM228 194H229V191H228ZM232 194H234V193H232ZM241 194H242V193H241ZM245 194H246V195H249V194H247V193H245ZM24 195H26V194H24ZM27 195H28V194H27ZM32 195H33V194H32ZM40 195H41V194H40ZM67 195H68V194H67ZM67 195H66L65 197H68ZM159 195H161V194L159 193ZM162 195H164V194L162 193ZM167 195H169V193H167ZM230 195H231V193H230ZM235 195H236V194H235ZM237 195H238V194H237ZM252 195H255V194L253 193ZM252 195H251V196H252ZM16 196H17V195H16ZM16 196H15V197H16ZM22 196H23V195H22ZM33 196H34V195H33ZM33 196H32V197H33ZM42 196H43V195H42ZM42 196H41V197H42ZM44 196H45V195H44ZM54 196H55V195H54ZM100 196H101V195H100ZM100 196H99V197H100ZM164 196H165V195H164ZM182 196H183V195H182ZM3 197H6V196L3 195ZM3 197H2V198H3ZM9 197H10V196H9ZM27 197H29V196H27ZM60 197L62 198V195H61ZM78 197H79V196H78ZM150 197H151V196H150ZM156 197H157V196H156ZM160 197H161V196H160ZM165 197H166V198H164V197L159 198V203H161L162 205L170 204V201L167 199V196H165ZM172 197H173V196H172ZM194 197H195V196H193V198H194ZM234 197H236V196H234ZM249 197H250V196H249ZM249 197H247V198L243 197V198H245V200L247 201V200L249 199ZM253 197H255L256 199L253 198ZM253 197H252L253 200L251 199V200H249L250 202H245V203H250L251 206H252V204H256V203L254 202V200H255V201H259V200H257V199H258V196H253ZM6 198H7V197H6ZM33 198H36V197H33ZM82 198H81V200H82ZM232 198H233V196H232ZM9 199H10V198H9ZM22 199H25V198H22ZM26 199H27V198H26ZM36 199H38V198H36ZM36 199H34L33 201L36 202ZM44 199H45V198H44ZM66 199H68V198H66ZM94 199H95V198H94ZM139 199H140V200H139ZM150 199H152V198H150ZM237 199H239V198H237ZM1 200H2V199H0V202H2ZM27 200H28V199H27ZM29 200H31V199H29ZM29 200H28V201H29ZM64 200H65V199H64ZM74 200L76 201V199H74ZM147 200H148V199H147ZM157 200H158V199H156V202H153V203H155V205H159V203L156 204V203L158 202ZM241 200H243V199H241ZM241 200L239 199V201H241ZM245 200H244V201H245ZM6 201H7V200H6ZM8 201H9V200H8ZM39 201H40V200H39ZM69 201H70V200H69ZM77 201H79V200H77ZM77 201H76V202H77ZM152 201H154V200H152ZM171 201H172V200H171ZM232 201H233L232 204L236 203L235 205L232 206V205H230L231 202H229V205L232 206L233 209L237 208V209H241V210H242V208H243L242 211L244 212V209H245L246 207H245V208L243 207V205H242L243 203L240 204V202H236L235 199L232 200ZM234 201H235V202H234ZM244 201H243V202H244ZM9 202H10V201H9ZM25 202H26V201H25ZM40 202H41V201H40ZM50 202H51V201H50ZM50 202H48V203H50ZM65 202H66V201H65ZM72 202L74 203L73 200H72L70 203H72ZM149 202H151V201L149 200L148 203H149ZM206 202H207V201H206ZM208 202H209V201H208ZM260 202H261V199H260ZM2 203H3V202H2ZM2 203H1V205H2ZM26 203H27V202H26ZM26 203H25V204H26ZM67 203H68V202H67ZM85 203H86V205L88 204L87 207L85 206ZM172 203H173V202H172ZM238 203H239V205H238ZM36 204H37V202H36ZM39 204H42V203H39ZM39 204H37V205H39ZM46 204H47V203H46ZM52 204H53V206H54L55 203H52ZM77 204L80 205L79 202H78ZM82 204H81V206H80L81 208H82V206H83ZM149 204L151 205V203H149ZM182 204H183V203H182ZM221 204H222V205H221ZM227 204H228V203H227ZM258 204H260V203H258ZM3 205H4V204H3ZM12 205H14V204H12ZM15 205H16V204H15ZM15 205H14V206H15ZM63 205H64V204H63ZM63 205H62V208H63ZM177 205H180V204L177 203ZM184 205H185V204H184ZM248 205H249V204H248ZM4 206H5V205H4ZM9 206H10V204H9ZM30 206H31V205H30ZM174 206H176V203L174 204ZM180 206H182V205H180ZM185 206H186V205H185ZM185 206H184V207H185ZM194 206H195V205H194ZM234 206H235V207H234ZM244 206H247V205L245 204ZM253 206H258V207H260V205H257V204H256V205H253ZM26 207H27V206H26ZM32 207L35 208L34 205H33ZM32 207H31V209H32ZM65 207H66V206H65ZM69 207H70V206H69ZM74 207H75V205L73 206V208H74ZM77 207H78V206H77ZM158 207H159V206H158ZM184 207H182V208H184ZM186 207H187L188 209H191L192 206H191V207H190V206H186ZM224 207H226V205H225ZM4 208H5V207H4ZM4 208H3V209H4ZM9 208H10V207H9ZM16 208H19V207H16ZM27 208H30V207H27ZM36 208L38 209L39 207H36ZM41 208H42V206H41ZM50 208H51V207H50ZM62 208H61V209H62ZM84 208H82V210H83ZM155 208L157 209V207H155ZM180 208H181V207H180ZM251 208H252V207H251ZM255 208H256V207H255ZM261 208H262V207H261ZM261 208H258V209H261ZM3 209H2V210H3ZM5 209H6V210H9L8 208H5ZM12 209H13V208H12ZM22 209H23V208H22ZM42 209H43V208H42ZM42 209H39V210L41 211ZM53 209H54V208H53ZM55 209H56V207H55ZM66 209H67V207H66ZM70 209H71V208H70ZM97 209L99 210V208H97ZM158 209H159V208H158ZM237 209H235V210H237ZM256 209H257V208H256ZM6 210H3V213H5L4 211H6ZM13 210H16V209L14 208ZM18 210L20 211L21 209H18ZM29 210H30V209H25V212H26V214H27V217H26V218H27V219H26L27 221H31V220L33 219V218H31V213H32V211H34V210H32L31 212H30ZM51 210H52V209H51ZM75 210H76V209H75ZM86 210H87V209H86ZM94 210H95V209H94ZM100 210H99V211H100ZM153 210H154V209H153ZM162 210H164V209H162ZM180 210H181V209H179V211H180ZM241 210H240V211H241ZM246 210H247V213L250 212L248 209H245V211H246ZM22 211H23V210H22ZM22 211H21V212H22ZM47 211L49 212L48 208H47ZM62 211H63V210H62ZM84 211H85V210H84ZM112 211H113V213H112ZM165 211H166V210H165ZM171 211H172V210H171ZM183 211H185V210H183ZM232 211H233V210H232ZM242 211H241V212H242ZM248 211H249V212H248ZM257 211H258V210H256V212H257ZM6 212H7L6 214H8V211H6ZM9 212H10V211H9ZM25 212H23V213H25ZM42 212H43V210H42ZM42 212H41V213H42ZM51 212H53V211H51ZM55 212H56V211H55ZM66 212H67V211H66ZM70 212H71V211H70ZM70 212H69V214H70ZM79 212H81V211H79ZM180 212H182V211H180ZM180 212H179V213H180ZM237 212H238V210H237ZM243 212H242V213H243ZM253 212H254V210H253ZM259 212H260V211H259ZM259 212H257V213H252V214H259ZM262 212H264V211H262ZM262 212H261V213H262ZM11 213H12V215H13V211H11ZM14 213H16V212H14ZM23 213H22V214H23ZM29 213H30V214H29ZM57 213H58V211H57ZM62 213H64V212H62ZM67 213H68V212H67ZM86 213H87V212H86ZM111 213H112V215H111ZM169 213H170V210H169ZM172 213H173V212H171L170 214H172ZM183 213H184V212H183ZM183 213H182V214H183ZM186 213H187V212H185V214H186ZM245 213H246V212H245ZM245 213H244V214H245ZM247 213H246V214H247ZM250 213H251V212H250ZM261 213H260V214H261ZM9 214H10V213H9ZM35 214H36V213H35ZM35 214H34V215H35ZM42 214L45 216L44 212H43ZM52 214H53V213H52ZM52 214H51V215H52ZM60 214H61V213H60ZM60 214H58V215H59V216H62V215H60ZM89 214H88V215H89ZM236 214H237V213H236ZM244 214H241V215H244ZM10 215H11V214H10ZM12 215H11V216H12ZM43 215H42V216H43ZM48 215H49V213H48ZM51 215H50V217H55L56 219H58V218L56 217V215H55V216H54V215L51 216ZM76 215H77V216H76ZM262 215H264V214H262ZM6 216H7L8 219H9L10 216H8V215H6ZM17 216H18V215H17ZM42 216H41V217H42ZM67 216H68V215H67ZM75 216H76L75 220L77 221L78 213L75 214ZM189 216H190V215H189ZM195 216H196L197 218H196ZM246 216H247V218H248V217H251V215L248 216V214H247ZM246 216H244L243 218H245ZM252 216H253V215H252ZM256 216L258 217V215H256ZM259 216H260V215H259ZM15 217H16V216H15ZM41 217H40V218H41ZM47 217L50 218L49 216H47ZM86 217H87V216H86ZM174 217H175V216H174ZM185 217H186V216H185ZM253 217H255V216H253ZM261 217H264V216H261ZM18 218H19V216H18ZM18 218H16V220H18ZM20 218H21V216H20ZM20 218H19V219H20ZM43 218H45V217H43ZM64 218H65V217H64ZM73 218H74V217H73ZM80 218H81V217H80ZM88 218H89V217H88ZM181 218H182V217H181ZM186 218H187V217H186ZM188 218H189V217H188ZM1 219H2V218H1ZM46 219H47V218H45V220H46ZM81 219H82V218H81ZM89 219H90V218H89ZM259 219H260V220H259ZM12 220H13V219H11V221H12ZM14 220H15V219H14ZM41 220H42V219H41ZM82 220H83V219H82ZM90 220H91V219H90ZM92 220L89 222V224H91V223L94 224V222H93ZM243 220H244V219H243ZM1 221H3V219H2ZM6 221H7V220H6ZM9 221H10V220H9ZM20 221H22V220L20 219ZM23 221H24V220H23ZM27 221H26V222H27ZM50 221H51V220H49L48 222H50ZM54 221L56 222V220H54ZM79 221H80V219H79ZM196 221L201 222V223H198V222H196ZM204 221H207V222H208V221H214V222L217 223V224H215V226L219 224L218 226L221 227V228H220V227H219V228L222 229V233H220V234L222 235V237L225 236L224 238H226V237L228 236V235H227L228 233L230 234V232H233V230L237 231L239 234H243L244 237H245V236L250 237V235H251V236H255V237H256L255 240H257V241H256V242H257L256 244H254V242H253V241H255L254 239H253V241L251 240V242H250V241H247V240L243 241V243L245 242L246 244H251V245L254 244L255 246L252 245V246H254V248L251 247V249H254V251H253V252H243V251H242V252H238V249H240V248L243 247V246L240 247L241 245L238 243V242H239V241H238L239 239L237 240V244L240 245V246H239L240 248H238V249L236 250V247H235V248H234V249H235V250H234L235 252L232 251L233 248H232L230 251H227V250H226L227 247L225 248V251H223V252H220V250H217V251H219V252H215V251H213L212 248H211L212 243H215L217 240L220 241L219 244H221V243L223 244V242H221V240H219V235H220V234H219V231L216 232V233H218V234H214V233H213L215 230L213 231L212 229H213L215 226L211 228V227L209 226L211 223L208 222L209 225H207V223L204 222ZM3 222H4V221H3ZM13 222H15V221H13ZM32 222H33V221H32ZM32 222H31V223H32ZM41 222L44 223L43 221H41ZM45 222H46V221H45ZM48 222L45 223V224L49 225ZM64 222H65V221H64ZM202 222H203V223H206V224L203 225ZM246 222H244V224H245ZM248 222H247V223H248ZM15 223H16L17 225L19 224L18 222H15ZM15 223H14V224H15ZM86 223H87V222H86ZM100 223H101V224H100ZM61 224H62V223H61ZM74 224H76V223H74ZM93 224H92V225H93ZM141 224H142V226H145V227L142 228ZM22 225H23V224H22ZM22 225L19 224V226H22ZM32 225H33V224H32ZM63 225H65V224H63ZM79 225H80V224H79ZM79 225H77V226L79 227ZM87 225H88V224H87ZM96 225H97V224H96ZM136 225H137V226L139 225V226L141 227L140 230L137 229V226H136ZM173 225H176V227H177V230H176L177 233H175V234H170V230H168V229H169L170 227H172V228L175 227V226H173ZM247 225H246V226H247ZM19 226H18V227H19ZM29 226H30V225H29ZM67 226H68V225H67ZM71 226H72V225H71ZM75 226H76V225H75ZM80 226H81V225H80ZM83 226L85 227V224H84V223L82 224L81 227L83 228ZM88 226H91V225H88ZM101 226H100V227H101ZM134 226H135V227H134ZM211 226H213V225H211ZM218 226H217V227H218ZM224 226H225V225H224ZM224 226H223V227H224ZM252 226H253V227H252ZM33 227H34V225H33ZM73 227H74V225L72 226V228H73ZM92 227H94V226H92ZM1 228H2V227H1ZM7 228H8V227H7ZM82 228H81V229H82ZM95 228H96V227H95ZM102 228H101V229H102ZM135 228H136L137 230H136ZM246 228H247V227H246ZM248 228H249V227H248ZM2 229H3V228H2ZM85 229H86V227H85ZM85 229H84V230H85ZM101 229H99L100 232H101ZM113 229H111V231H113ZM133 229H135L136 231H140L141 233H140V232L138 233V232H136V231L133 230ZM141 229H142V231H141ZM174 229H175V228H174ZM214 229H216V227H215ZM10 230H11V229H10ZM73 230H74V228H73ZM84 230H83V231H84ZM97 230H98V228H97ZM105 230H106V229H105ZM107 230H106V231H107ZM166 230H168L169 233H168ZM230 230H232V231H230ZM19 231H20V230H19ZM24 231H26V230H24ZM35 231H36V230H35ZM38 231H39V230H38ZM83 231H82V232H83ZM86 231H87V229L85 230V232H86ZM91 231H92V230H91ZM93 231H94V232H97L94 228H93ZM111 231H109V234H110ZM229 231H230V232H229ZM0 232H2L1 229H0ZM22 232H23V231H22ZM28 232H30V231H28ZM51 232H52V231H51ZM85 232H84L83 234H85ZM87 232H88V231H87ZM13 233H14V232H13ZM18 233H19V232H18ZM24 233H26V232H24ZM30 233H31V232H30ZM38 233H39V232H38ZM41 233L43 234V231H42ZM53 233H54V232H53ZM75 233H76V232H75ZM102 233H104V230H102ZM44 234L46 235L45 232H44ZM44 234H43V235H44ZM86 234H87V233H86ZM86 234H85V235H86ZM88 234H89V233H88ZM88 234H87V235H88ZM96 234H97V233H96ZM104 234H107V235H108L107 232H105ZM10 235H11V234H10ZM17 235H18V234H17ZM45 235H44V236H45ZM87 235H86V236H87ZM111 235H112V234H111ZM223 235H224V236H223ZM237 235H238V234H237ZM237 235H236V236H237ZM48 236H49V235H48ZM77 236H78V235H77ZM100 236H101V233H100ZM100 236H99V235H94V237H93L92 239H93L94 242H96V243L99 242V241L104 242V241H102V239H101L103 235L101 236V238H100ZM233 236H234V235H233ZM233 236L230 234V237H231V238H233ZM238 236H239V235H238ZM240 236H241V235H240ZM0 237H1V236H0ZM13 237H14V236H13ZM23 237H25V236L23 235ZM46 237H47V236H46ZM50 237H52V236H50ZM80 237H81V236H80ZM82 237H83V235H82ZM89 237H90V235H89ZM109 237H110V236H109ZM220 237H221V236H220ZM242 237H243V236H242ZM248 237H246V238H248ZM255 237H253V238H255ZM52 238H53V237H52ZM52 238H51V239H52ZM87 238H88V237H87ZM227 238H228V237H227ZM246 238H245V239H246ZM2 239L6 240L7 238H6V239H5V238H2ZM2 239H0V240H2ZM13 239H14V238H13ZM18 239H19V238H18ZM18 239H16V240H18ZM25 239H26V237H25ZM25 239H24V240H25ZM31 239H32V238H31ZM49 239H50V238H49ZM49 239H48V237H47L46 240H49ZM80 239L82 240V238H80ZM85 239H86V238H85ZM90 239H91V238H90ZM109 239H110V238H109ZM229 239H230V238H229ZM7 240H9V239H7ZM16 240H15V241H16ZM21 241H22V240H21ZM28 241H29V240H28ZM34 241H35V240H34ZM49 241H50V240H49ZM51 241H53V239H52ZM68 241H69V240H68ZM89 241H90V240H89ZM89 241H88V242H89ZM108 241H110V240H108ZM108 241H106V243H107ZM111 241H110V242H111ZM231 241H232V240H230V243H232ZM240 241L242 242V240H240ZM0 242H1V241H0ZM30 242H32V241L30 240ZM90 242H91V241H90ZM110 242H108L107 244H109ZM226 242L228 243L229 241H226ZM235 242H236V240H235ZM235 242H234V244H235ZM4 243L6 244V242H4ZM9 243H10V242H9ZM9 243H8V244H9ZM12 243H13V242H12ZM21 243H23V242H21ZM35 243H36V241H35ZM54 243H55V242H54ZM63 243H65V242L63 241ZM106 243H104V244H106ZM8 244H7V245H2V247H4V246L8 247V246L10 245V244H9V245H8ZM37 244H38V243H37ZM102 244H103V243H102ZM111 244H110V245H111ZM136 244H137V245H136ZM217 244H218V243H217ZM225 244H226V243H225ZM234 244L232 243L233 246H234ZM246 244H245V245H246ZM15 245H16V244H14V246L12 245V246H13V251H14L15 248H16ZM21 245H22V244H21ZM91 245H94V244H91ZM144 245H145V246H144ZM228 245H230V244H228ZM251 245H250V246H251ZM10 246H11V245H10ZM23 246H24V245H23ZM56 246H58V245H56ZM100 246H102V245H98V247H100ZM108 246H109V245H108ZM6 247H5V249H6ZM24 247H25V246H24ZM82 247H83V246H82ZM91 247H92V246H91ZM117 247H118V248H117ZM212 247H214V245H213ZM229 247H231V246H229ZM244 247H245V246H244ZM244 247H243V248H244ZM247 247H249V246L247 245ZM18 248H19V247H17L16 249L18 250ZM22 248H23V247H22ZM25 248H26V247H25ZM62 248H63V247H62ZM218 248H219V247H218ZM218 248H217V249H218ZM101 249H104V248L101 247ZM101 249H100V250H101ZM106 249H107V248H106ZM108 249H109V248H108ZM124 249H125V248H124ZM146 249H145V250H146ZM20 250H21V249H20ZM34 250H35V249H34ZM75 250H76V249H75ZM95 250H96V248H95ZM114 250H115V249H114ZM114 250H113V251H114ZM119 250H121V249H119ZM128 250H129V251H128ZM139 250H140V248L138 249V252H136V253H139ZM142 250H143V248H142ZM222 250H223V249H222ZM222 250H221V251H222ZM246 250H247V249H246ZM96 251H98V250H96ZM121 251H122V250H121ZM236 251H237V252H236ZM248 251H249V249H248ZM67 252H68V251H67ZM114 252H115V251H114ZM123 252H124V251H123ZM83 253H86V252H82L81 254H83ZM115 253H116V252H115ZM121 253H122V252H121ZM125 253H126V252H125ZM131 253L136 255L135 251H131V252H130L131 257L133 256ZM144 253H146V252H144ZM153 253H154V254H153ZM30 254H31V252H30ZM32 254H33V253H32ZM38 254H39V253H38ZM79 254H80V253H79ZM116 254H117V253H116ZM123 254H124V253H123ZM128 254H129V253H128ZM128 254H127V256H128ZM146 254H147V253H146ZM35 255H36V254H35ZM70 255H71V254H70ZM84 255H85V254H84ZM107 255H108V254H107ZM118 255H119V254H118ZM118 255H117L116 257H118ZM150 255H149V256H150ZM18 256H19V255H18ZM74 256H75V255H74ZM146 256H147V255H146ZM72 257H73V256H72ZM128 257H129V256H128ZM152 257H153V256H152ZM1 258H2V257H1ZM20 258H21V257H20ZM96 258H97V257H96ZM132 258H134V256H133ZM147 258H148V257H147ZM149 258H150V257H149ZM44 259H45V258H44ZM88 259H89V257H88ZM90 259H91V258H90ZM97 259H98V258H97ZM110 259H112V258H110ZM120 259H121V258H120ZM137 259H138V258H137ZM152 259H153V258H152ZM0 260H1V259H0ZM9 260H10V259H9ZM45 260H46V259H45ZM92 260H93V259H92ZM98 260H99V259H98ZM98 260H97V261H98ZM101 260H102V259H101ZM107 260H108V259H107ZM112 260H113V259H112ZM125 260H126V257H125ZM127 260H128V259H127ZM131 260L133 261V259H131ZM143 260H144V259H143ZM10 261H11V260H10ZM30 261H31V260H30ZM30 261H29V263H32V262H30ZM85 261H86V260H85ZM89 261H90V260H89ZM114 261H115V260H114ZM128 261H129V260H128ZM141 261H142V260H141ZM144 261H145V260H144ZM147 261H148V260H147ZM151 261H152V260H151ZM1 262H2V260H1ZM45 262H46V261H45ZM74 262H75V261H74ZM74 262H73V264H74ZM86 262H87V261H86ZM118 262H119V261H118ZM129 262L132 263L131 261H129ZM152 262H153V261H152ZM7 263H8V262H7ZM108 263L111 264L110 262H108ZM119 263H120V262H119ZM145 263H146V262H145ZM148 263H150V261H148ZM8 264H9V263H8ZM10 264H11V263H10ZM15 264H16V263H15ZM20 264H21V263H20ZM45 264H46V263H45ZM125 264H126V263H125ZM153 264H154V263H153Z\"/></svg>",
    "mask_w": 264,
    "mask_h": 264
}]
</instances>
